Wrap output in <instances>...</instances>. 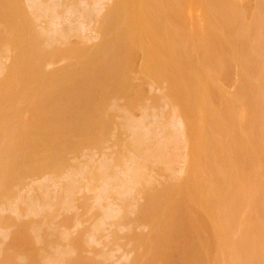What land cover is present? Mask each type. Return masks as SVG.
<instances>
[{"label":"rangeland","instance_id":"obj_1","mask_svg":"<svg viewBox=\"0 0 264 264\" xmlns=\"http://www.w3.org/2000/svg\"><path fill=\"white\" fill-rule=\"evenodd\" d=\"M24 1V3H29V2H27L28 0H23ZM33 1V0H32ZM31 1V2H32ZM42 1H46V3L45 2H43L42 3ZM48 1V2H47ZM52 1H54V0H52ZM52 1L51 0H41V4L43 5V6H45L46 7V5L45 4H47V6L48 5H52V7L54 6V8H55V11H56V14H54L55 13V11H54V13L53 12H49V15H50V18H49V16H47V17H45L46 18V20H45V18H39V17H35V15H34V17H35V19H32L33 17L32 16H30V18H29V15H31L32 14V10L31 9H29L28 7H30V4H35V3H37V0L35 1L34 0V2L35 3H30L29 5H28V11L27 10H25L24 9V12L21 10V13L23 12L24 14L23 15H20V14H18L17 15V17H18V19L20 20V23H21V25H20V27H21V30L23 29V31H20V36L22 37V32H24L25 33V31L26 30H28V28L29 27H31V25H32V29H34L35 30V28H33L34 26H38L36 29H41V27L44 29L43 30V32L45 31V29L47 28V26H48V29H46V31L48 30V31H50L51 29L49 28L50 26L49 25H47L48 24V22H50V21H48V20H51V24H53V22H55L56 20L55 19H58L59 20V22L61 23V18L63 19L64 18V20H62V22L63 23H59V22H55V24H56V26H55V24L54 25H52L51 27H52V30H54V28H53V26L55 27V29L56 28H58L59 29V27L62 29H59V30H54L55 31V39L57 38V34L59 35V34H62L61 36H63V34H64V29H66V31H65V34H64V36L61 38V36L59 35L58 36V40H59V42H57L58 40L56 39V41H55V39H54V41L53 42H50V44L48 43V41H45L47 38V35H45V34H47V32L45 33V34H43V35H45V36H43V38H45V39H43L42 37H40L39 39H38V45L39 44H41L40 42H42L43 40V44L42 45H45V46H40V47H43L45 50L44 51H42L43 52V54L45 55V52H47V56H48V58L47 59H49V57H50V59H51V57H52V60H49V61H52L53 63L55 62V61H57L60 57L61 58H64V60L62 61V60H59L58 62H56V63H52V62H49L48 60H47V62H45V63H43L45 66L46 65H48L49 64V66H46V68H45V66H44V68H43V66H42V68L43 69H45L42 73L43 74H41V72L39 73L40 75H43L42 77H41V79L45 76V74L47 75V76H45V77H52L51 75L53 74V75H55L54 73H56L57 74V72L58 73H60V71L62 72V69L64 70L63 72H66V74H67V72L70 74H68L66 77H64V80L66 79V82L64 81V83H62L61 81L63 80H61L60 82L58 81V82H52L53 84H50L51 83V80H50V78H49V80H48V78H44L45 80H44V82H43V85H42V89L41 90H45V89H47V91H43V93H44V96H42L43 95V93L42 94H40V97H42V98H40V97H37V98H40V99H38L39 101L42 99V108H41V110H46L45 109V106L44 105H46V106H48V101H46L47 100V97L49 96H51L50 98H49V102H51V104H49V106L50 105H53L52 103H54L53 101H58L60 98V101H58L60 104H57L56 103V105H53V106H57V107H54L53 108V110H52V106L51 107H48L47 109H49V108H51V109H49V110H47L48 112H50L51 114L53 113V111L55 110V114H57L58 115V117H61V118H63V117H65V118H63V119H60V121L61 122H57V120H58V118H57V115L55 116L54 115V113L52 114L53 116H55L54 118H55V121H56V123L55 124H57V126H61L62 128L60 129V132H58L56 135H55V133L53 134V133H50L49 135H47L48 137H49V139L50 138H52V137H50L51 136V134H53V136L55 135V136H57L56 138H54L53 140L51 139V141H52V143L54 144V142H55V140H56V144H52L50 141H49V143H51L50 145H51V148L49 147L50 145H48V144H45V145H47L48 147L46 148V147H43L42 146V144L40 143V142H42L43 143V141H45V136H44V140L43 141H40L39 139H37V137L36 138H33V139H36V141H38L39 140V143L38 142H36V141H32L33 143H31V141H29L28 139V135H26V134H29L30 136H31V134H35L37 131H38V127H40V126H35L34 124H36V122H38L37 120H35V122H34V119H36V116H34L35 114L37 115V113H36V110H37V107L39 106V103L40 102H37L38 100H36L35 98L33 99V102H31V100L32 99H30V101H29V104H30V106H27V108L25 107L26 106V101L23 103L24 104V106H22L23 104H21V106L18 104V106H20V107H17L16 105L17 104H15V101H17L18 103H21V102H19V100L21 99H23L24 97H26L27 95H29L30 94V92H31V90H29V89H27L28 88V85H29V81H31V76H33V74H34V70L35 69H33V70H31V68L33 67L32 66V64L33 63H30L31 64V66L32 67H29L28 65H25L24 64V60L20 63L19 62V60H15L14 62L13 61H11V60H13L12 58L13 57H15V55H16V51H17V47H18V42L20 41V39H21V37L19 36V38L17 39V44L15 45L14 43V45L15 46H17L16 48H14L13 46V44H12V42L10 43V42H8V41H10V40H8V38H6V39H4V41H6V43H4L3 45H2V41H3V39H2V41H0V42H2L1 43V45L3 46V47H5V48H2V49H4V50H2V51H5V52H3L4 54H3V56L5 55V53H6V48H8L7 49V53H6V55L8 56H6L5 55V57H3V62L2 63H4V65H5V63L7 64V66H9L10 64L12 65V63H13V69H7V71H6V69L4 68V70H3V68H2V70L4 71L2 74L3 75H1L0 77H5V75L4 74H6V77H5V81L6 80H9V79H7L8 78V76H7V72H9L10 70L11 71H13V70H15V68H19L18 70L16 69V71H21V76H23V73H26L27 74V76H24V79H26V78H28V80H26V82L27 83H25V80H24V83H25V85H24V83H22L23 81V79L22 80H20L19 82H21V86L19 87H17L16 88V91H12V90H6V91H1V94L3 93V98H2V100L0 101V112H4V111H6L7 110V108L8 107H10L11 106V108H10V110L12 109V108H20V109H22V110H20L21 111V113H19L20 114V116L19 117H17L18 115H14V111L16 112L15 114H17V111L16 110H13V114L12 113H10L9 111L7 112V114H9L10 113V115L12 116V115H14L15 116V118H13V117H11V122L13 123L14 122V120H16V122L18 121V123H17V125L16 126H18V124H19V122L21 121V119L20 118H22V117H24V118H26L25 116H26V113L27 112H25L26 110L25 109H27L28 111H30V112H28V119H30L29 117L32 115V117L31 118H33L32 119V122H31V124L29 123V120H28V123L30 124V125H28V123H27V125L28 126H32V124H33V126H34V128H33V126L28 130V129H26L29 133H27L26 132V130H24V128L26 127L27 128V126L26 125H24V122H23V125L25 126L24 128L22 127V129H21V126L19 125L18 126V130H17V127H14V125L15 124H12L13 125V127H14V129H13V127H12V125L10 126V124H8L7 123V121H5V123H7V125H6V127H3L4 125H5V123L4 122H2L3 123V125L1 126V123H0V134L1 135H3L4 134V131L5 132H8V130H9V128H11L12 127V130H14V131H17L18 133L20 132V131H25L24 133H25V135H23L22 134V132H21V136L22 137H25V138H27L26 140L27 141H29V142H27L26 144H22V146L23 147H25V150H26V146H27V149H28V151H29V145L28 144H30V147H32L33 145L32 144H35L34 146H36L37 145V143L38 144H41L40 145V150H39V148H38V146L39 145H37L35 148H33V152H34V154L32 153H30V154H28L27 152L28 151H26L25 152V150H24V152L27 154V155H25V154H23L24 155V159L23 160H25V161H22V160H16V158L17 157H21V156H23V155H21V156H17L16 157V154H14L12 151L14 150H16L15 149V144H21L22 142H19V143H17V142H15V139H16V136L14 137V139H13V141L14 142H12V141H10V139L11 138H13V136L12 137H9V141L7 140V143L10 145L11 143H9V142H12V144L10 145V147H8V145L6 144L5 146V151H2V149L4 148V146H1L0 145V156H1V154H2V156L1 157H4V156H7L6 155V153L8 154V158H6V157H4L5 158V160H7V162H5V163H8L7 165H4V167H3V169H2V167L0 168V176L2 177L1 179H3V181L1 180V182H2V184H5V182H6V179H7V177H9L10 175H11V177H12V179H10V180H14V184H16V186L14 187L13 185V183L11 182V184H13V185H11L12 187H9V188H12L11 190H8V189H4L5 191H3L4 193L6 192V194H8L9 196H8V198L10 199V200H12V202L10 201V204H11V206L9 205L8 206V204H9V201H8V199L4 196H1L0 197V199H2V197L4 198V199H2V200H0V206L3 208H0V210H3V212L2 211H0L1 213H0V228L1 229H3V231L1 232L0 231V235L1 234H3V233H5V232H7L6 233V235H8V236H6V237H8V238H4V237H2V236H0V246H2V247H0V250H1V248H3L0 252V261L1 262H4V263H1V264H5V261H6V264L8 263V264H15L17 261H18V258H19V255H18V257H16L15 258V261H14V259H13V257H15V255H14V253L16 254V252L15 251H13V249L15 250L17 247V250L18 249H21V247H22V249H24L26 252H18V254L20 253V256L22 255V258L24 257V255L26 256L27 255V253H29L28 255H30V258H29V256L27 255L26 257H27V260L26 259H22V260H26L25 262L23 261V263H25V264H44L45 262H47V261H45V256L43 255L44 254V252H48V255H50V256H52L53 254H52V252H54V249L56 250L57 249V247L55 246V244H54V241H57L58 242V244H59V246L61 247L62 245H63V247H62V249L64 248V246H67V245H65V242L67 241V243L66 244H68V247H65V251L64 250H62V252L63 253H60V254H64V252H66L67 251V248L69 249L70 247L69 246H71V247H73V248H75L76 250H72L71 248H70V250H68L69 252L71 251H73V254L72 253H68L67 252V254H71V256L72 257H67L69 260H70V262H67V258H66V255L65 256H63L64 258H62L61 259V261H63V264H82L83 262V264H106V263H109V264H154V263H158L156 260H161L159 263L160 264H164V262H165V264H166V262H168L169 264H177V263H174V262H181L180 260H182L183 259V257H184V255H186L185 253H189L190 254V251L189 252H185V251H188L187 249H188V244H189V246H190V243H187V242H190V240H192V239H194V238H191V235H192V237H193V234H191V233H195V235L197 236H195L196 237V239L197 238H199V241H200V239L202 238L201 236H203L204 238L202 239V240H204L205 238H207L206 237V234H207V236L209 235V236H211L212 234H213V241L212 242H215V246L217 247V249L215 250V247H214V251H216L215 252V254H213V252L211 253V256H212V261H211V264H212V262L214 261L215 262V260H216V257H215V255L217 256V254H218V259H217V261H218V264H253V262H254V264H257V263H259V264H264V225L262 224V222L264 223V215H262V214H264V206H263V208L261 207V205H264V181H262V182H256L255 181V183L254 184H245V177H246V175H247V177L248 176H252L251 175V172H252V174H253V172L255 171V170H259V171H261V169H263L264 168V159H263V157H264V154H262L261 156H259L260 155V152H262L263 153V150L264 149H262L263 147H264V136H263V138L261 137V136H259V137H256L255 135H254V137H253V132H254V127H252V126H255V124H254V121L255 122H260L259 123V126H260V124H261V121L260 120H258L257 119V117H258V113H260L261 111H264V74H263V71H264V45L262 44V43H264V38H263V36H264V34H263V32H264V0H159V2H158V0H122L121 2H120V4H117L118 2H116V0H98L97 1V7L96 6H94V5H96V0H93L94 2H95V4H93V3H91L92 2V0H84L85 1V3H87V4H85V7H86V5H87V8H84V4H82L81 2L83 1H81L80 0V3H79V0H78V2H77V0H57V1H59V4L62 2V4H65L64 6H65V8L66 9H64V8H62V4H61V8H59V6L60 5H58V3H57V1L55 2L54 1V3H55V5L58 7H56L53 3H52ZM109 1V2H108ZM137 1H139L138 2V5H137ZM173 1V2H172ZM192 1V3H190ZM39 2V1H38ZM72 2V3H71ZM116 2V3H115ZM147 2H148V4H147ZM262 2V3H261ZM7 3V2H6ZM5 3V5H10V2H9V0H8V3L6 4ZM50 3V4H49ZM74 3H78L80 6L78 7L77 6V4L75 5L76 7H72V4L74 5ZM106 3V4H105ZM188 3V4H187ZM27 4L26 5H24V4H22V5H24V6H27ZM38 4V3H37ZM69 4V5H68ZM90 4H92L94 7H95V9H94V7L92 6V5H90ZM128 4V5H127ZM135 4H136V6H135ZM4 5V6H5ZM39 5H40V3H39ZM115 5L116 6H119V7H115ZM127 5V6H126ZM178 5V6H177ZM187 5H189V6H187ZM191 5H193L192 6V9L191 10H188V8L190 7L191 8ZM66 6H68V7H66ZM70 6L73 8L72 10L70 9ZM92 8V10L90 9V7ZM112 6V7H111ZM132 6V8L129 10L128 9V7H131ZM157 6V7H156ZM8 7V6H7ZM138 8V10H137V8ZM5 8H6V6H5ZM9 8V7H8ZM26 8V7H25ZM26 8V9H27ZM53 8V9H54ZM76 8H77V10H76ZM82 8H83V10H82ZM89 8V9H88ZM140 8H141V10L142 11H140ZM86 9V10H85ZM102 9V10H101ZM7 10V9H6ZM31 10V14H29L30 11ZM78 10H79V12L81 11V13L82 12H84V13H82V14H80L81 15V17H80V15H79V13H78ZM85 10V11H84ZM91 10V11H90ZM96 10H101V11H97V13H98V15L97 14H95V19L93 18L92 19V17L94 16V14H92V13H90V12H94V13H96ZM113 10V12L111 13V11ZM116 10V11H115ZM129 10V11H128ZM135 10V12H137L138 14V16H136V15H134V13H133V11ZM208 10V11H207ZM257 12H256V11ZM28 12V14H27V12ZM70 12L69 14L68 13H66V12ZM77 13H76V12ZM89 13H88V12ZM145 12V15H143L144 14V12ZM188 11H189V13H188ZM191 11V12H190ZM63 12V13H62ZM127 12H129V13H127ZM140 12V13H139ZM207 12V13H206ZM50 13H53V14H50ZM66 13V14H65ZM85 13H88V14H86L85 15ZM204 13H205V15H204ZM211 14V15H209V14ZM213 13V14H212ZM221 13H223V14H221ZM6 14V13H5ZM8 14V13H7ZM10 14V13H9ZM8 14V15H9ZM35 14V13H34ZM57 14H60L62 17L59 19V17H60V15H59V17H58V15ZM66 15V16H64V15ZM74 14H75V16H74ZM79 15V18H77V16ZM85 15L84 17L82 16V15ZM113 16V18H111L112 20L110 21L111 23H112V21L115 19V17L116 16H119V15H121V16H125V15H127V14H129V16L130 17H132V19H135L134 17H137L140 21H141V23L144 25V29H145V31L147 30V32H148V34H146L145 33V31L144 30H142V31H140V32H138V35L140 36H142V38H146L145 39V50H147V52H146V55H148V56H151L150 58H152L153 60H154V64L152 63L151 65H149L148 66V71L151 69V70H153L152 68H155V73H158L157 74V76H155V77H158V76H160V77H158V78H160V80H157V81H155L156 82V84H155V82H153L154 80H155V77H153L152 75H149V76H152V78H154V80L153 81H148V80H145V78L146 79H149L150 77L148 76V74H145L144 76L145 77H142L143 75V72H142V74H141V71H142V66L140 65L141 64V61H140V59L142 58V57H140L141 56V52L139 53L138 52V49L137 50H135V47H133L134 45H133V43L131 44L130 43V41H129V36H130V34L129 33H127L126 34V32L124 31V33H123V29H124V27H120L119 25H115L114 27H115V29L117 28V30H116V35H114V39L112 40V42L110 43V45H109V48L111 47V49H107L104 53H102L100 56H99V58L98 59H95V60H91L89 57H88V55H89V53H90V51H91V49L93 50L94 48H92V46L94 47V45H99V44H101V41H102V37H103V33H104V30L106 29V27L110 24V22L109 21H107L106 22V20H107V18L110 16ZM136 14V13H135ZM189 14V15H188ZM27 15V16H26ZM52 15V16H51ZM53 15L55 16L53 19H52V17H53ZM69 15V16H68ZM89 15H91V16H89ZM97 15V16H96ZM101 15V16H100ZM105 15V17H103ZM180 15V16H179ZM191 15V16H190ZM19 16H22V17H19ZM56 16H57V18H56ZM64 16V17H63ZM70 16H72V17H70ZM205 16H207V17H205ZM260 16V17H259ZM0 17H2V16H0ZM3 17H5V15L3 16ZM3 17H2V19H3ZM8 17V16H7ZM32 17V18H31ZM72 18L71 20H70V18ZM88 19V18H90L89 20H90V23H88L85 19L86 18ZM102 17L104 18V22H101V21H103V20H101L102 19ZM260 18V19H257V18ZM263 17V18H262ZM21 18L22 19H24L25 20V22H24V20H22L21 21ZM37 18V19H36ZM70 20H68V19ZM83 18H84V20H83ZM1 19V20H2ZM4 19H6V18H4ZM8 19V18H7ZM17 19V20H18ZM32 19V20H31ZM38 19H40V20H38ZM76 19V20H75ZM79 19V20H78ZM81 19V20H80ZM92 19V20H91ZM109 20H110V17L108 18ZM151 19V20H150ZM219 19V20H218ZM256 19V20H255ZM0 20V21H1ZM15 21L16 23H18L19 22V20L18 21ZM33 20H35V21H33ZM39 21V23L37 22V21ZM52 20H54V21H52ZM57 20V21H58ZM68 20V21H67ZM73 20H75L74 22H73ZM93 20H95V21H93ZM259 20H260V22H259ZM7 20H5L4 22H6ZM30 21V22H29ZM41 21V22H40ZM72 21V22H71ZM78 21V22H77ZM79 21L81 22H84V23H79ZM91 21H93V22H91ZM208 21V22H207ZM241 21V22H240ZM4 22H2V25H0V30H2V29H5V28H1V26H4L5 24H7V23H5L4 25H3V23ZM24 22V23H23ZM44 22H46V25H45V23ZM67 22H69V23H67ZM95 22H96V24H95ZM101 22V23H100ZM106 22V24L109 22V24H107V26H105V23ZM134 22V21H133ZM155 22V23H154ZM185 22V23H184ZM208 23V24H206V23ZM241 24H240V23ZM243 22V23H242ZM254 22V23H253ZM256 22H258L257 24H260V26L259 25H257L256 24ZM19 23V24H20ZM36 23V24H35ZM42 23V24H41ZM67 23V24H66ZM72 23V24H71ZM73 23L75 24V26H71V25H73ZM79 23V24H78ZM87 23L89 24V25H87ZM209 23H211L210 25H212V24H214V25H218V27H214V25L212 26V28H211V26L209 27ZM23 24H25V25H23ZM35 24V25H34ZM63 24H64V27L66 26V28H64L63 27ZM76 24H78V26L76 25ZM96 26H95V25ZM100 24V25H99ZM104 24V25H103ZM134 24H136V21H135V23ZM240 24V25H239ZM252 24H255V25H252ZM23 25V26H22ZM30 25V26H29ZM44 25H45V27L46 28H44ZM79 25H81V27L84 29V32H83V36H81L82 35V33L80 34V32L83 30ZM158 25V26H157ZM226 25V26H225ZM67 26H69V27H67ZM95 26V28H93ZM187 26V27H186ZM197 26L199 27V28H197ZM242 28H241V27ZM5 27V26H4ZM23 27H25V29L23 28ZM28 27V28H27ZM74 27V28H73ZM81 28V30H80V28ZM85 27H87L86 29H85ZM184 27V28H183ZM240 28V30H239V28ZM64 28V29H63ZM70 28V29H69ZM78 28H79V30H78ZM197 28V29H196ZM256 28V29H255ZM89 29V30H88ZM104 29V30H103ZM230 29V30H229ZM238 29V30H237ZM6 30H7V27H6ZM31 30V29H30ZM37 31V32H41V30L40 31ZM69 30H73L72 32L71 31H69ZM78 30V31H77ZM199 30V31H198ZM229 30V31H228ZM241 30H242V32H241ZM258 30V31H257ZM5 31V30H4ZM4 31L2 32L3 33V35H4ZM60 31H62L61 33H60ZM95 31H96V33H95ZM143 31H144V33H143ZM165 31H166V33H165ZM202 31H203V33H202ZM224 31H228L227 33L230 35H234L233 36V38L232 37H230V38H228V36L229 35H227V33L226 32H224ZM239 31H240V34L241 35H239ZM256 31V32H255ZM1 32V31H0ZM27 32H29V30L27 31ZM32 32V31H31ZM30 32V33H31ZM68 32H70V33H68ZM75 32V33H74ZM76 32H78L79 33V35H78V33L76 34ZM162 32V33H161ZM223 32H224V34H223ZM231 32V33H230ZM233 32V33H232ZM251 32H253V33H251ZM2 33L0 34L1 36H2ZM22 33V34H21ZM51 33V32H50ZM49 32H48V34H50ZM52 33V34H53ZM97 33H98V35H99V37H97L96 38V36H97ZM234 33H237L236 35L234 34ZM255 33V34H254ZM260 33V35H258ZM69 34H72L70 37L72 38V39H74V40H70L69 41V39H70V37L68 36ZM96 34V35H95ZM100 34H102L101 36H100ZM162 34V35H161ZM243 34V35H242ZM6 36H7V33L5 34ZM27 34H25V36H26ZM30 35V34H29ZM65 35H67V36H65ZM73 35H75V37L73 36ZM84 35H85V38H83L84 37ZM144 35V36H143ZM230 35V36H231ZM253 35H254V37H253ZM263 35V36H262ZM24 35H23V37H25ZM28 36V35H27ZM79 36H81V37H79ZM204 36V37H203ZM226 36V37H225ZM239 36L240 38L242 37V39L240 40V41H238L239 43L242 41L243 42V44L242 45H240L242 48H243V45H244V48L242 49V48H240L239 49V51H240V53H239V51H237L238 50V47H237V49L236 48H234L236 45H233V41H235V40H238V38L237 37ZM257 36V37H256ZM4 37V36H3ZM8 37V36H7ZM68 37V38H67ZM101 37V38H100ZM125 37V38H124ZM220 37V38H219ZM223 37H225L226 39H224ZM248 37H250L249 39L250 40H252V38H253V41H249V39H248ZM0 38H2V37H0ZM25 38H27V37H25ZM59 38H61V39H59ZM64 38H66L65 40H64ZM80 38L83 40V42H81L82 40H80ZM99 38V39H98ZM162 38V39H161ZM232 38V39H231ZM235 38V39H234ZM244 38V39H243ZM258 38H259V40H258ZM43 39V40H42ZM78 39H79V41H78ZM127 39V40H126ZM231 39V40H230ZM234 39V40H233ZM256 39H257V41H256ZM61 40H63V42L61 41ZM149 40V41H148ZM260 40H261V42H260ZM74 41V42H73ZM76 41H77V43H76ZM198 41V42H197ZM44 42H46V43H44ZM62 42V44L63 45H65V43H66V50H65V47H63V45L61 44L60 45V43ZM71 42H72V44H71ZM80 42H81V45H80ZM127 42V43H126ZM129 42V43H128ZM148 42V43H147ZM203 42V43H202ZM237 41H235V43H236ZM247 42V43H246ZM251 42H252V44H251ZM256 42H258L257 44H259L258 46H256L257 44H256ZM7 43H9L8 45H10L9 47H6L5 45H7ZM16 43V42H15ZM48 43V44H47ZM54 43H56V44H54ZM71 44V45H69V44ZM125 43V44H124ZM238 43V44H239ZM254 43V44H253ZM54 44V45H53ZM68 44V45H67ZM75 44H76V46H75ZM80 46H79V45ZM148 44V45H147ZM195 44H196V46H195ZM198 44V45H197ZM7 45V46H8ZM49 45H52V46H49ZM78 45V46H77ZM85 45V46H84ZM112 45V46H111ZM121 45V46H120ZM133 45V46H132ZM164 45H166V46H164ZM232 45V46H231ZM255 45V46H254ZM55 46V47H54ZM59 46V47H58ZM84 46V47H83ZM91 46V47H90ZM95 46V47H96ZM128 46V47H127ZM199 46V47H198ZM202 46H203V48H202ZM231 46V47H230ZM250 46H252V47H254V48H252V47H250ZM262 47V49H261V47ZM13 48V50L14 49H16L14 52H13V50H11L12 48ZM53 47V48H52ZM61 47H63V49L61 48ZM71 47V48H70ZM80 47V48H79ZM125 47V48H124ZM130 47V48H129ZM133 47V48H132ZM164 47V48H163ZM250 47V48H249ZM9 48H10V50H9ZM37 48L39 49V46H37ZM42 48V49H43ZM55 48H57L58 50H56L55 51ZM67 48H68V50H67ZM76 48V49H75ZM81 48H82V50H81ZM85 48V49H84ZM118 48H119V50H118ZM201 48V49H200ZM41 49V48H40ZM51 49V50H50ZM84 49V50H83ZM131 49H133V52H132V50ZM233 49V50H232ZM8 50L10 51V53H8ZM47 50V51H46ZM50 50V51H49ZM59 50H61V51H59ZM62 50H65L66 52H68V53H70V52H72V54H70L71 55V60H67V63H66V58L68 59V57H69V54L68 53H66V52H64V51H62ZM89 51V53H88V51ZM122 50H124V51H122ZM192 50V51H191ZM205 52H204V51ZM230 50V51H229ZM238 52V54L236 53V51ZM245 50V51H244ZM40 51V50H39ZM57 51H59L58 53H55V52H57ZM119 51V52H118ZM129 51H131V53H133V54H135V52L137 53V54H135L136 56H137V58L135 57L134 58V66H133V64L132 63H130L129 62V60L127 61L128 62V64H130V65H128L127 63H126V61H125V59H127V57L129 56ZM234 51V52H233ZM38 51H35V54L37 53ZM52 52H54V53H52ZM85 52H87L86 54H84ZM92 52V51H91ZM122 52H123V54H122ZM258 52H260V53H258ZM11 53H13V54H11ZM15 53V54H14ZM41 53V52H40ZM60 53V54H59ZM126 53H127V55L128 56H126ZM148 53V54H147ZM159 53V54H158ZM242 53V54H241ZM32 55V56H36V55ZM54 54V55H53ZM76 54V55H75ZM80 54H81V56H82V54H84V57L82 58H80ZM88 54V55H87ZM156 54V55H155ZM9 55H11V56H9ZM13 55V56H12ZM44 55H42V56H44ZM53 55V56H52ZM57 55V56H56ZM67 55H68V57H67ZM75 55V56H74ZM160 55V56H159ZM171 55V56H170ZM204 55V56H203ZM239 55H242V56H240V57H236V56H239ZM258 55V56H257ZM54 56H55V58H54ZM62 56H65V57H62ZM126 56V57H125ZM170 56V57H169ZM257 56V57H256ZM37 57V56H36ZM46 57V56H45ZM58 57V58H57ZM75 57H76V59H75ZM78 57V58H77ZM121 58V59H119V58ZM125 57V58H124ZM191 57V58H190ZM207 57V58H206ZM210 57V58H209ZM254 57V58H253ZM16 58V57H15ZM44 58V57H43ZM57 58V59H56ZM74 58V59H73ZM87 58H89L88 60H87V62H90V63H85L86 62V59ZM139 58V59H138ZM169 58V59H168ZM213 58V59H212ZM216 58V59H215ZM223 58V59H222ZM6 59V60H5ZM8 59V60H7ZM9 59H11V60H9ZM31 59V58H30ZM30 59H28V60H30ZM33 59H34V57H33ZM72 59H73V61H72ZM79 59V61H77ZM81 59H83L85 62V64L84 63H82L81 61H83V60H81ZM131 59H132V56H131ZM158 59V60H157ZM26 61H27V59H25ZM39 60V59H38ZM91 60V61H90ZM166 60V61H165ZM172 60V61H171ZM190 60V61H189ZM212 62H211V61ZM6 61V62H5ZM18 61V62H17ZM34 61H36L35 59H34ZM44 61H45V59H44ZM61 61V62H60ZM70 61V62H69ZM124 61V62H123ZM163 63H162V62ZM180 63H179V62ZM183 61V62H182ZM189 61V62H188ZM242 61V62H241ZM16 62V63H15ZM29 62H31V61H29ZM40 62V61H39ZM42 62V61H41ZM64 62L66 63V64H64ZM82 64H81V63ZM139 62V63H138ZM170 62V63H169ZM191 62V63H190ZM204 62H205V68H201V67H204ZM37 63H38V61H37ZM51 63V64H50ZM75 63V64H74ZM78 63V64H77ZM80 63V64H79ZM112 63V64H111ZM135 63H137V66H136V64ZM161 63V64H160ZM194 63V64H193ZM198 63H199V65H198ZM15 64V65H14ZM20 64L21 65H23V67H20ZM42 64V63H41ZM40 64V65H41ZM42 64V65H43ZM53 64V65H52ZM67 64H68V66H67ZM71 64H73L72 66H71ZM97 64V65H96ZM120 64H122L121 66H119ZM127 64V65H126ZM132 64V65H131ZM168 64V65H167ZM197 64V65H196ZM201 64L203 65V66H201ZM234 64H235V67H234ZM238 64V65H237ZM262 64V65H261ZM38 65V64H37ZM37 65H36V67H37ZM63 65V66H62ZM67 66V68H66V66ZM75 65V66H74ZM82 65V66H81ZM118 65V66H117ZM126 65V67H124ZM171 65V66H170ZM187 65V66H186ZM195 65V66H194ZM209 65H212V66H209ZM216 67V68H214V66ZM237 65V66H236ZM6 66V65H5ZM6 66V67H7ZM15 66V67H14ZM26 66H28V67H26ZM112 66V67H111ZM130 66H132V67H130ZM139 66H140V68H139ZM174 66H175V68H174ZM197 66V67H196ZM211 67V68H209V67ZM4 67V66H3ZM10 67V66H9ZM41 67V66H40ZM39 67V68H40ZM61 67H62V69H61ZM83 67V69H80V68H82ZM109 67V68H108ZM115 67H116V69L118 70V67H119V69L121 70L122 69V71L120 72V70H116L115 69ZM130 67V68H129ZM138 67V68H137ZM169 67V68H168ZM191 67H193V68H191ZM200 67V68H199ZM232 67V68H231ZM260 67V68H259ZM262 67V68H261ZM12 68V67H11ZM22 68V69H21ZM23 68H24V72L22 73V71H23ZM35 68V67H34ZM41 68V69H42ZM123 68H125V69H127V73H125L124 74V72H126L125 71V69H123ZM134 68H137V69H135L134 70ZM178 68V69H177ZM186 68V69H185ZM25 69H26V72H25ZM30 69V70H29ZM37 69V68H36ZM60 71H59V70ZM112 69V70H111ZM132 70V72H133V70H134V72H135V74H133V76H134V78L136 77H138L137 78V80H136V78L134 79V81H133V79H132V77L133 76H131V74H132V72L130 73V75H128L129 74V71L128 70ZM169 69V70H168ZM205 69V70H204ZM207 69H208V71H207ZM212 69V70H211ZM237 69V70H236ZM54 70H55V72H54ZM58 70V71H57ZM69 70V71H68ZM110 70V71H109ZM124 70V71H123ZM130 70V71H131ZM137 70V71H136ZM141 70V71H140ZM185 70V71H184ZM216 70V71H215ZM220 70V71H219ZM239 70V71H238ZM245 70H247V72L245 71ZM40 71V70H39ZM50 71V72H49ZM116 71H117V74L118 75H116ZM212 71V72H211ZM243 71L245 72V74H243ZM262 71V72H261ZM31 72V73H30ZM37 72V71H36ZM52 72H54V73H52ZM78 72V74H76V73ZM110 72V73H109ZM180 74H179V73ZM182 72V73H181ZM191 72V73H190ZM194 72V73H193ZM215 72V73H214ZM29 73H30V75H29ZM45 73V74H44ZM120 73H123V75L122 74H120ZM183 73H184V75H183ZM187 73V74H186ZM214 73V74H213ZM223 73V74H222ZM20 74H19V76H20ZM115 74V75H114ZM127 74V75H126ZM187 76H186V75ZM194 74V75H193ZM199 74V75H198ZM232 76H231V75ZM261 74H262V76H261ZM29 75V76H28ZM110 75H111V77H110ZM122 75V76H121ZM141 75V77H139ZM176 75V76H175ZM209 75H210V77H209ZM240 75V76H239ZM115 76H117V77H115ZM125 76V77H124ZM126 76H129V77H131V81H130V79H128ZM180 76L182 77V78H180ZM216 76H218V78L216 79ZM108 77V78H107ZM114 77H115V79H114ZM126 79L127 78V86L129 85V83H130V85L131 86H129V87H127V89L128 90H125V92L126 93H123V92H117V90H114V88H115V86H116V88L115 89H120V87H122L123 86V82L124 83H126V81H123L124 79ZM148 77V78H147ZM179 77V78H178ZM224 77V78H223ZM230 77V78H229ZM20 79H21V77H19ZM23 78V77H22ZM68 78H70V79H68ZM111 78H113V79H111ZM140 78H141V80H140ZM157 78V79H158ZM190 78H191V80H190ZM215 78V79H214ZM30 79V80H29ZM79 79V80H78ZM151 79V78H150ZM182 79V80H181ZM212 79V80H211ZM218 79H220V80H218ZM224 79V80H223ZM49 81V84H48V82L47 81ZM68 80V81H67ZM104 80V81H103ZM109 82H108V81ZM111 80V81H110ZM121 80V81H120ZM138 80H140L139 82H135V81H138ZM143 80V81H142ZM187 80H188V82H187ZM190 80V81H189ZM217 80V81H216ZM84 83H83V82ZM116 81V82H115ZM120 81V82H119ZM142 81V82H141ZM146 83H145V82ZM165 81V82H164ZM201 81V82H200ZM9 81H7L6 83H7V85H9L10 84V82L8 83ZM45 82H47V84L45 83ZM73 82H75V84L73 83ZM76 82H78V84L76 83ZM136 83V85L138 86H136L135 85V83ZM154 83V84H152V83ZM218 82V83H217ZM246 84H245V83ZM46 85H48V86H46ZM60 83V84H59ZM66 83V84H65ZM108 83H110V84H108ZM118 83H121L122 84V86L119 84V86L117 85ZM132 83H134V88H135V91H137V92H135V93H137V94H135L134 96H133V91H131L130 90V87H131V89L133 90L134 88H132L133 87V84ZM139 83V84H138ZM141 83H144L143 85L141 84ZM150 83L152 84V86L150 85ZM163 83H164V85H163ZM182 83V84H181ZM186 83V84H185ZM192 83V84H191ZM23 84V85H22ZM59 84V85H58ZM74 84V85H73ZM108 84V85H107ZM113 84L115 85V86H113ZM146 84H148L147 85V87L145 86ZM160 84V85H159ZM174 84V85H173ZM184 84V85H183ZM191 84V85H190ZM217 84V85H216ZM19 85V84H18ZM61 85L63 86L62 88H61ZM78 85V86H77ZM143 86V88H144V86L146 87V88H148V89H150L151 91L148 93V89H146V88H144V89H146V90H142L141 88H142V86ZM198 85H199V87H198ZM209 85V86H208ZM218 85H221V86H218ZM58 86V87H57ZM67 86V87H66ZM111 86V87H110ZM139 86H141V88L139 87ZM149 86V87H148ZM151 86V87H150ZM157 86V87H156ZM171 86V87H170ZM246 86V87H245ZM56 87V88H55ZM75 87V88H74ZM81 87V88H80ZM112 87H114V88H112ZM125 87V86H124ZM153 87H155V88H153ZM175 87V88H174ZM201 87V88H200ZM211 89H210V88ZM229 87V88H228ZM247 87H248V89H247ZM252 87H256V88H252ZM18 88H20V89H18ZM48 88H49V91H48ZM59 88V89H58ZM91 88V89H90ZM105 88V89H104ZM107 88V89H106ZM184 88V89H183ZM198 88V89H197ZM200 88V89H199ZM50 89H51V91H50ZM53 89V90H52ZM109 89L110 90H113L114 92L116 91L117 92V97L118 96H120V101L121 102H125V100H127L126 101V103H121L123 106H124V108H125V110H126V108H128L127 109V112L129 113V111H130V113H132L131 114V116L132 115H134V116H132V117H136V119H138V117L140 116L139 114L140 113H142L143 111H141V112H139V110L141 109V108H144V109H147V111L146 110H144V112L146 113H142L144 116L145 115H147V112H148V115L150 114V112H151V114L149 115V116H151L150 118V120H149V122L147 121V123H149V125L151 126V125H154L152 122H150L151 120H154V123H158V122H160L159 124L161 125L160 127H158L157 126V123L154 125V126H156L159 130H157L156 128V130H157V132L158 131H160V128L163 126V127H165V123L167 122V119H169V121L171 122V125L170 124H168V125H170V126H172V125H174V123H175V121H176V123H175V129H176V134L178 133V134H180V135H176V137L178 138H176V141H174L173 143H171V147L173 148V150H170V154H169V156L171 157H168V156H165L166 154H163V153H165V151L162 153V150H165L164 148H166V150H167V146H166V144H167V142L169 141V140H172V138H173V136H172V138L171 139H167L166 137H165V139H167V142H164V141H166V140H164L163 142H162V140H161V142L164 144V146H163V148H161L159 145H161V144H159V142H158V140L160 139V138H162V137H164V134H165V132L167 133L168 131V134H166V135H169V133H170V129L168 128V127H165V129H163V132L162 131H160L161 133H160V135L162 136H160V138H159V132L157 133V137H158V140H156L155 138H153V136H152V139L154 140L155 139V142H158V144L157 145H155V146H153L155 143L152 141V139L150 138L151 136L150 135H148V134H146V135H148V136H150V137H146L148 140H147V143L149 142H151L150 143V146H151V144H152V147L153 148H158V151H157V153H159L160 154V156L162 157L161 159L162 160H158L157 161V159H159V158H157V159H155V157H153V159H155L154 161L152 160L151 161V164H152V168L153 169H155V170H153L151 167H150V162H149V167L150 168H148V167H146L147 168V173H145L144 171H146V169L144 170V171H140V172H144L145 174H150L151 173V171H153V174H154V180H155V182L153 181L152 182V180H151V184L149 185V186H147V181L148 180H146V179H144V178H140L143 174L142 173H139V170H141V168L138 166L137 167V170H138V174H137V176H139V177H135V178H137V181H138V178H140L142 181H143V179L145 180V182L143 181H141L140 179V181H139V183H140V187L138 186V184H137V188H135V191L138 193V192H140L139 194H140V196L139 197H141L140 199H138L137 200V197H135V191H132L131 193H130V191H131V189H128V187H130V185H132L131 183H133V181L130 179L129 180V177L127 176L128 174H127V172L125 173V171H122V170H124V169H128V168H125L124 166H128L129 167V165L128 164H132V162H130V163H126L128 160L126 159V156H125V154H127L128 155V153H129V151H131V154L132 155H134V153H135V155H137L136 154V152H138V151H136V152H133V148H131V146H128V143H132L133 141H131V137L133 136V135H131V134H135V132L136 131H134V132H132L133 131V129H134V126L135 125H137L138 123H134V122H136V119H135V121L133 120V118H132V122H131V120H129V119H131V117L129 116L130 114H128V115H125V117H127V116H129L130 118H127L128 120V122L130 123V124H128L127 123V121H125L126 122V124H128L130 127H131V125L133 126V124H135L134 126H133V128H132V131H131V128L130 129H127L126 127L128 126H126V124L124 125V126H126L125 128L128 130V131H126L125 130V128H123V130H119V129H122L121 127H123V123H125V122H123L124 120L123 119H125V118H122V120L123 121H121V120H117L116 119V117L117 116H119L118 117V119H120L121 118V116L120 115H122V114H124L122 111L124 110V109H121V108H119L120 109V111H119V109L117 110L118 112V114L116 113V112H113V111H116V107L115 108H113V107H111V108H113L114 110H112V109H110L109 108V110L107 109L108 107H107V105L106 104H111L110 106H112V105H116V103H117V101H113V102H116L115 104H112L113 102H112V100H111V96H112V94L113 95H115L114 93H113V91H110L109 92ZM141 89V90H140ZM181 89V90H180ZM191 89V90H190ZM15 90V89H14ZM67 90V91H66ZM68 90H69V92H68ZM71 90H72V92H71ZM91 90H92V93H91ZM102 90H104V91H107V92H109L108 94H106V92H104V91H102ZM121 91H122V88L120 89ZM124 90V89H123ZM130 90V91H129ZM165 90V91H164ZM178 90V91H177ZM190 90V91H189ZM229 90V91H228ZM250 90H251V93H250ZM23 91V92H22ZM54 91V92H53ZM65 91L67 92V95H66V97L64 98V93H65ZM88 91V92H87ZM141 91H143V94H145L144 96L142 95V93H140ZM145 91H147L146 93H144ZM168 93H167V92ZM180 91V92H179ZM182 91V92H181ZM202 91H204V92H202ZM242 91V92H241ZM9 92V93H8ZM12 92V93H11ZM57 92V93H56ZM63 92V93H62ZM131 92V93H130ZM212 92V93H211ZM23 93V94H22ZM25 93V94H24ZM40 93V92H39ZM52 93V94H51ZM73 93V95H71ZM128 93V94H127ZM165 94L166 93V95L167 94H170L169 96L170 97H172V98H170V97H167V99H166V96L164 97V99L163 100H165V102H167V101H170V100H168V99H172L173 100V102H176V103H172V102H168L167 104L165 103V105H167L166 106V109H164L163 107H162V109H161V111H159L158 110V108H160L161 107V103H159V100H160V102H161V98H162V95L163 94ZM182 93V94H181ZM193 94V96H192V94ZM242 93V94H241ZM9 94V95H8ZM95 94V95H94ZM123 94V95H122ZM124 94H127V95H125L124 96ZM129 94H132V96H133V98H132V96L130 97L129 96ZM140 94V95H139ZM150 94V95H149ZM176 94V95H175ZM214 94V95H213ZM217 94H218V96H217ZM255 95V97H256V95L258 96L259 95V97H254L253 95ZM93 95V96H92ZM97 95V96H96ZM138 95V96H137ZM158 95V96H157ZM179 95V96H178ZM186 97H185V96ZM203 95H206V98L204 99V97L205 96H203ZM235 95V96H234ZM251 95L253 96V99L252 100H250L251 99ZM6 96H7V98H6ZM72 96H74V97H72ZM76 96H77V98H76ZM129 96V97H128ZM143 96V97H142ZM168 96V95H167ZM175 96V97H174ZM218 99V100H220V101H217V103H216V98ZM11 97V98H10ZM15 97H17L16 99H15ZM46 97V98H45ZM60 97V98H59ZM79 97V98H78ZM105 97H106V100H105ZM110 97V100H111V102L112 103H110L108 100L109 99H107V98H109ZM121 97H122V99L124 100H122L121 99ZM125 97V98H124ZM126 97H127V99H126ZM138 97H139V99H138ZM140 97H142V98H144V99H142V98H140ZM150 97V98H149ZM177 97V98H176ZM195 97H196V99H195ZM250 99H249V98ZM20 98V99H19ZM45 98V99H44ZM63 98H64V102H63ZM71 98V99H70ZM112 98H114V96H112ZM119 98V97H118ZM128 98H129V100L130 101H128ZM131 98V99H130ZM160 98V99H159ZM185 98V99H184ZM189 98V99H188ZM210 98H211V100H210ZM254 98H255V100H257V101H255L254 100ZM258 98V99H257ZM14 99H15V101H14ZM91 99V100H90ZM115 99V98H114ZM136 99H138L137 101H135ZM175 99V100H174ZM223 99V100H222ZM240 99H242L243 101H241ZM247 99H249V100H247ZM36 100V101H35ZM61 100H62V102H61ZM78 102H77V101ZM88 102H87V101ZM115 100H117V98L115 99ZM141 100H142V102H144L145 104V107H144V105H143V107L140 105V102H141ZM147 102H146V101ZM162 100V102H164ZM171 100V101H172ZM206 100H207V103H206ZM214 100V101H213ZM222 100V101H221ZM229 100H231L230 101V103H229ZM233 100V101H232ZM236 100V101H235ZM9 101V102H8ZM13 101V102H12ZM44 101H46V102H44ZM66 101H68V102H66ZM81 101V102H80ZM85 103H84V102ZM105 101V102H104ZM119 101V100H118ZM179 101V102H178ZM190 102V104H189V102ZM200 103H199V102ZM209 101V102H208ZM245 101V102H244ZM253 101L254 102H256V103H254V104H251V103H253ZM16 102V103H17ZM31 102V103H30ZM70 102V103H69ZM74 102H76V103H74ZM141 102V103H142ZM177 102H178V104H177ZM212 102V106H211V103ZM216 104H214V103ZM218 102H219V104L221 105H219L218 104ZM229 104H228V103ZM248 102V103H247ZM259 102V103H258ZM262 104H261V103ZM7 105H6V104ZM11 103H13L14 105H15V107L14 106H12L13 104H11ZM33 103H38V104H36V105H33ZM44 103H46V104H44ZM70 104V105H68V104ZM78 103V104H77ZM136 103H139V105L141 106L140 107V109H139V107H135L137 104ZM173 104V105H175V104H177L176 106H178V108H176L175 107V109H173L174 107L171 105L170 106V104ZM180 103H182V105L180 104ZM224 103V104H223ZM242 105H241V104ZM246 104V106H245V104ZM4 104V105H3ZM143 104V103H142ZM159 104H160V106H159ZM187 106H185V105ZM232 104H233V106H234V108H233V106H232ZM244 104V105H243ZM249 104V105H248ZM63 105H64V107H63ZM76 105V106H75ZM77 105H78V108H77ZM117 105H120V102H118L117 103ZM135 105V106H134ZM179 105H180V107H179ZM213 105H214V107H213ZM228 105V107H226ZM232 107H231V106ZM235 105H238V107H239V109H238V107L237 108H235ZM240 105V106H239ZM255 105H257V106H255ZM258 105H260V107L258 106ZM70 106V107H69ZM163 106H164V104H163ZM195 106V107H194ZM206 108H205V107ZM216 106H219V107H216ZM241 106H243L244 107V109H245V112L247 113V111L249 112V113H247V118L246 119H248V115L251 117H249V119H252V123L254 124H252L251 123V127H252V129H253V132L251 131L252 129H251V127H250V129H248L247 130V135H249V130L252 132H250V134L251 135H249V136H247V139H249V137L250 138H253V139H251V141H249L248 140V144H246L247 146L249 145V142H254L255 141V143H256V146L255 147H257V148H255L254 149V146H253V151L254 152H252L251 153V149H250V147H249V149H247L246 150V148H243L242 146H237V145H239V143L236 141L237 140V138H238V136H239V133H241L239 130H241V128H242V126L241 125H243L244 124V122H242L243 120H244V118H243V116L245 115L244 113H242V109H243V107H241ZM68 109H67V108ZM86 107H88L87 109H86ZM117 107H119V106H117ZM135 107V108H134ZM171 107H173L172 109H170ZM182 107V109H180ZM230 107V108H229ZM246 107V108H245ZM257 107V108H256ZM40 108L38 109V111H40ZM44 108V109H43ZM55 108H57V111H56V109ZM59 108V109H58ZM63 108H65V109H63ZM70 108V109H69ZM134 108V109H133ZM151 108H152V111H153V109H156L157 110V113L159 114L160 112H161V119H160V117L156 114V111H154L153 113H152V111H151ZM184 108L185 109H187V110H185V111H189L190 110V108H191V112L189 111L188 113L191 115V117L188 115V113H186V116L185 117H187V115H188V117H190V119L188 120V124L192 127L191 129L193 130V128L195 129V131H192L193 133H194V135H192V136H190V134L188 133V125H187V123H186V118H185V123H184V121L182 120V115H181V112L179 111V110H184ZM218 108V109H217ZM233 108V109H232ZM256 108V109H255ZM6 109V110H5ZM30 109V110H29ZM62 109H63V111H62ZM72 109V110H71ZM136 109V110H135ZM139 109V110H138ZM176 109H178V113L175 111L174 112V114H172L171 116H174V117H171L172 119H170V118H168V117H170L169 115H170V110L171 111H174V110H176ZM194 109V110H193ZM207 109V110H206ZM222 109V112L220 111ZM230 110V112H229V110ZM248 109V110H247ZM4 110V111H3ZM25 110V111H24ZM32 110V111H31ZM64 110H65V112H64ZM142 110V109H141ZM164 110V111H163ZM227 110V111H226ZM239 110V111H238ZM241 110V111H240ZM247 110V111H246ZM259 110V111H258ZM59 111V112H58ZM108 111V112H107ZM159 111V112H158ZM201 111V112H200ZM218 111H220V112H218ZM224 111V112H223ZM233 111H235V112H233ZM18 112H19V109H18ZM46 112V111H45ZM63 112H64V114H63ZM81 112H84L83 113V115H82V113ZM86 112V113H85ZM106 114H105V113ZM122 112V113H121ZM126 112V111H125ZM179 112H180V114H179ZM220 113V114H218V113ZM226 112H228V113H226ZM238 112V113H237ZM22 113H23V115H22ZM25 113V114H24ZM31 115H30V114ZM39 113H42L41 111L40 112H38V115H40ZM116 113V114H115ZM159 117V120H158V117H157V119H156V115ZM182 113H184V112H182ZM201 113V114H200ZM215 113H216V115H219L218 116V118L219 117H223L225 114L227 115H225L223 118V120L222 121H220V119H218L217 118V116H215ZM224 115H223V114ZM243 114V116H241L240 117V115H242ZM264 113V112H263ZM6 114V113H5ZM3 115L2 116V118L4 119L5 118V116H8L7 114L6 115ZM47 114V113H46ZM51 114H48L49 116L51 115ZM59 114H60V116H59ZM74 114V115H73ZM78 114H81V116L79 117V115ZM84 114H85V116H84ZM86 114H88V115H86ZM113 114H115V115H113ZM127 114V113H126ZM154 114V115H153ZM222 114V115H221ZM254 116H253V115ZM256 114H257V116H256ZM260 114H262V112L260 113ZM37 115V117L39 118V116ZM42 116L41 117H43V114H41ZM63 115V116H62ZM66 115V116H65ZM90 115V116H89ZM142 115V116H143ZM178 115V116H177ZM204 115V116H203ZM264 115V114H263ZM34 116V117H33ZM47 116V115H46ZM70 116V117H69ZM86 116H88V117H86ZM124 116V115H123ZM143 116V117H144ZM149 116H148V118H149ZM195 116V117H194ZM201 116V117H200ZM231 116H233V117H231ZM239 116V117H238ZM260 116V115H259ZM44 117H45V115H44ZM106 117H107V119H106ZM146 117V116H145ZM178 117H181V118H178ZM193 117V118H192ZM228 117V118H227ZM12 118L14 119V120H12ZM19 118V119H18ZM51 118V117H50ZM53 117H52V119H54ZM68 118V119H67ZM97 118V119H96ZM142 117L140 116L139 117V119H141ZM147 118V117H146ZM145 118V119H146ZM147 118V119H148ZM153 118V119H152ZM174 118H176V119H179V121L177 122V120H174ZM195 118V119H194ZM200 118H202L203 119V121H202V119H200ZM208 118H209V120H208ZM7 119H10V117L8 116V117H6L5 118V120H7ZM77 119V120H76ZM79 119V120H78ZM81 119V120H80ZM87 119H88V121H87ZM184 119V118H183ZM215 119H218V121H220L221 123V126H220V124H219V122L218 121H216ZM231 119V120H230ZM240 119H241V122H240ZM20 120V121H19ZM23 120V119H22ZM39 120V119H38ZM43 121V119H40V121ZM51 120V119H50ZM63 120V121H62ZM84 120V121H83ZM126 120V119H125ZM158 120V121H157ZM225 120V122H226V126L225 125H223L225 122H223ZM230 120V121H229ZM254 120V121H253ZM4 121V120H3ZM24 121V120H23ZM39 121V122H40ZM45 121V120H44ZM47 121H48V119H47ZM55 121H53V122H55ZM59 121V120H58ZM92 121V122H91ZM109 121V122H108ZM115 121V122H114ZM120 121V123H122L121 124V126L120 125H118V122ZM134 121V122H133ZM139 121V120H138ZM140 121H142L143 122V120L141 119ZM145 121V120H144ZM156 121V122H155ZM165 121V122H164ZM174 121V122H173ZM46 122V121H45ZM45 122H40L41 124H43V123H45ZM52 122V121H51ZM50 122V123H51ZM51 123V124H49L48 123V126L47 127H50L51 125H53L54 127L56 126L54 123ZM64 124H63V123ZM76 122H78V123H76ZM104 122V123H103ZM107 122H108V124H107ZM190 122V123H189ZM197 122H198V125H197ZM21 123H22V121H21ZM60 123V124H59ZM113 123V124H112ZM146 122H143V124H145ZM146 123V124H147ZM151 123V124H150ZM173 123V124H172ZM178 123V124H177ZM227 123H228V125H230V126H228L227 127ZM231 123V124H230ZM240 123H243V124H240ZM258 123H257V125H258ZM40 124V125H41ZM59 124V125H58ZM93 124V125H92ZM209 124H210V126H209ZM238 124H239V126H240V129H239V126H238ZM37 125V124H36ZM47 124L45 123V126H46ZM64 127H63V126ZM75 125V126H74ZM77 125V126H76ZM90 127H89V126ZM92 125V126H91ZM108 126L107 127V129L106 130H103L105 127L104 126ZM112 125L114 126V127H112ZM166 125H167V123H166ZM182 125V126H181ZM197 125V126H196ZM8 126V127H7ZM10 126V127H9ZM56 126V127H57ZM80 126H83V128L82 127H80ZM150 126H147V128H148V131H150L149 130V127ZM153 126V127H154ZM169 126V127H170ZM178 126H180L179 128H178ZM209 126V127H208ZM211 126H212V128H211ZM224 126V127H223ZM2 127V128H1ZM37 127V128H36ZM42 127V126H41ZM55 127V129L56 130H58L57 128ZM66 127H67V129H66ZM74 127V128H73ZM77 127H79V128H77ZM88 127H89V129H88ZM93 128V130H92V128ZM120 127V128H119ZM140 127H143L142 125L140 126ZM139 126H138V128H136V129H134V130H138L139 128H140ZM146 127V126H145ZM162 127V128H163ZM174 127L172 128V127H170V128H172V129H174ZM187 127V128H186ZM261 127V126H260ZM7 129V130H5V129ZM51 128V127H50ZM53 128V127H52ZM51 128V129H52ZM91 128V129H90ZM111 128H113V129H111ZM129 128V127H128ZM168 130H167V129ZM186 128V129H185ZM202 128V129H201ZM210 128L212 129V130H210ZM231 128V129H230ZM3 129V130H2ZM32 129H37V130H32ZM45 129V128H44ZM78 129V130H80V131H76V130ZM116 129H118V131L119 132H117V133H115L113 130H115V131H117ZM151 129H152V127H151ZM34 131L35 133H32V131ZM42 130H43V128H42ZM52 130H54V129H52ZM62 130H64L63 132H62ZM125 130V131H124ZM132 132V133H130V131ZM140 130H141V128H140ZM144 130V129H143ZM153 130L154 129H152V131H151V134L152 133H154L153 132ZM200 130V131H199ZM10 131V130H9ZM51 131V130H50ZM55 131V130H54ZM89 131V132H88ZM114 134V135H109L108 136V134H110L111 132ZM139 131V130H138ZM137 131V132H138ZM148 131H142L143 133H144V135H145V133H148ZM172 131V130H171ZM174 132H175V130H173ZM218 131V132H217ZM13 132V131H12ZM31 132V133H30ZM39 132V131H38ZM38 132H37V134H38ZM43 132V131H42ZM41 132V133H42ZM81 132H82V134H81ZM84 132V133H83ZM129 132V133H128ZM137 132H136V134H137ZM141 132V131H140ZM174 132L173 133H171V134H174ZM185 132H186V134H185ZM236 132H238V134L236 133ZM14 134H15V132H13ZM46 133V132H45ZM45 133H44V135H45ZM77 133H79V135H82V136H78V135H75V134H77ZM88 133V134H87ZM143 133L141 134V136L143 137ZM156 133V132H155ZM187 133H188V135L190 136V138H192L191 140H194V141H191L190 142V138L188 139V137H187ZM47 134V133H46ZM74 135V136H78V137H76V138H78L77 140H74L75 138L73 137H71V139H73V140H71L70 138H69V136H71V135ZM87 134V135H86ZM94 134V135H93ZM106 134V135H105ZM123 134V135H122ZM150 134V133H149ZM170 134V135H171ZM219 134H222V135H219ZM5 135H9L8 133L7 134H4L3 136H5ZM10 135H12V133H10ZM42 135H43V133H42ZM60 135V136H59ZM62 135V136H61ZM83 135H84V137H83ZM89 135H92V136H90L89 137ZM105 135V136H104ZM117 135V136H116ZM131 135V136H130ZM138 136H139V138H140V135H139V132H138V134H137ZM169 135V136H170ZM208 137H207V136ZM260 135V134H259ZM20 136V135H19ZM34 136H36V135H34ZM37 136H40V134H38ZM54 136V137H55ZM87 136V137H86ZM113 136V137H112ZM128 136H130V138L128 137ZM138 136H136V139L134 140V138L132 137V139L134 140V142L133 143H135L136 142V140H137V138H138ZM183 136V137H182ZM211 136V137H210ZM32 137V136H31ZM30 137V138H31ZM81 137H83V138H81ZM86 137V138H85ZM117 137V138H116ZM129 138L130 140H125L126 138ZM135 137V136H134ZM154 137H156V135L154 136ZM156 137V138H157ZM171 137V136H170ZM194 137V138H193ZM200 137V138H199ZM258 138V140H256V138ZM5 138H6V136H5ZM4 138V139H5ZM20 138V137H19ZM38 138H40V137H38ZM41 138H42V136H41ZM40 138V139H41ZM81 138V139H80ZM111 138H115L114 140H112ZM123 138V139H122ZM149 138L151 139L150 141H149ZM219 138H220V140H219ZM67 139H70L68 142L70 143V145H69V143L67 144V143H65L64 142V140L66 141ZM90 139V140H89ZM142 139V138H141ZM174 140H175V136H174V138H173ZM208 139H211V140H208ZM261 139V140H260ZM18 140H20V139H17L16 141H18ZM21 140H22V138H21ZM25 140V139H24ZM23 140V141H24ZM31 140V139H30ZM47 140V143H48V139H46ZM84 140V141H83ZM88 141V144H87V141ZM104 140H106V142H107V140H108V143H107V145H109L111 148H112V150H105V147L107 146L105 143L106 142H104ZM121 140V141H120ZM145 140V139H144ZM177 140H178V142H177ZM253 140V141H252ZM6 141V140H5ZM78 141V142H77ZM123 141V142H122ZM128 141H130V142H128ZM160 141V140H159ZM173 141V140H172ZM185 141V142H184ZM228 141V142H227ZM35 142V143H34ZM46 142V141H45ZM44 142V143H45ZM61 142V143H60ZM67 142V141H66ZM84 142H86V145H85V143ZM91 142V144H89ZM101 142V143H100ZM103 142V143H102ZM146 142V141H145ZM160 142V143H161ZM188 142V143H187ZM208 142V143H207ZM237 142V143H236ZM262 142V143H261ZM43 143V144H44ZM67 144V146H65L66 148H67V150H66V148H65V150L62 148V145H65V144ZM122 143L124 144V147H125V149H127L126 151H125V149L122 147ZM260 143V144H259ZM4 144V143H3ZM20 144L18 145V146H20ZM72 144H75V145H72ZM162 144V145H163ZM172 144H175V148H174V145H172ZM262 144V145H261ZM80 145V146H79ZM132 145H134V144H132ZM137 145V144H136ZM161 145V146H162ZM169 145V144H168ZM194 147H193V146ZM255 145V144H254ZM18 146H16V147H18ZM33 146V147H34ZM70 146V147H69ZM73 146V148H71ZM108 146V147H109ZM112 146H114V149H113V147ZM121 146V147H120ZM135 146V145H134ZM159 146V147H158ZM223 146V147H222ZM2 147V148H1ZM21 147V146H20ZM57 147H59L58 149L59 150H57ZM64 147V146H63ZM108 147H106V148H108ZM212 147V148H211ZM240 147V148H239ZM14 148V149H13ZM70 148V150H68ZM78 148V149H77ZM83 148H85V149H92V150H90V152L88 153V151H87V153L90 155L91 153H96V154H94V157H93V154H91V156L93 157V158H91L90 160H89V155L85 152L84 153V150H83V153L81 154V150L83 149ZM103 148H104V150H103ZM110 148V149H111ZM121 148L122 149H124L123 151H125L124 152V154L122 155V152L123 151H121ZM136 148V147H135ZM134 148V149H135ZM170 148V146L168 147V149ZM172 148H170V149H172ZM191 148V149H190ZM220 148V149H219ZM248 148V147H247ZM13 149V150H12ZM19 149H21V148H19ZM52 149H54V150H57V151H55L54 153L55 154H53V155H56L57 156V158L54 156L53 158H49V155H50V157L52 156V154L50 153L51 152V150ZM95 149V150H94ZM160 149H162V150H160ZM258 149V150H257ZM11 150V151H10ZM21 150H23V149H21ZM20 150V151H21ZM136 150V149H135ZM174 150H175V154H174ZM177 150V151H176ZM241 150H243L242 152H241ZM2 151V152H1ZM17 151V150H16ZM36 151H38L39 152V155H38V153H37V155L35 154V152ZM70 151V152H69ZM81 151V152H80ZM92 151V152H91ZM112 151L114 152V154L110 157V154L112 153ZM117 151V152H116ZM118 151H120V153L118 152ZM196 151V152H195ZM209 151V152H208ZM260 151V152H259ZM10 152H12V154L10 153ZM69 152V153H68ZM75 152V153H74ZM167 152H169V150L167 151ZM192 152V153H191ZM237 152V153H236ZM256 152V153H255ZM257 152H259L258 154H257ZM17 154L19 153V151L18 152H16ZM70 154V157L71 156H79V158H80V154H81V156L82 155H84V154H87L88 155V161H89V164H86L88 167V169L86 168L85 170H86V172H84L85 170H84V166H85V162L83 163V165H81L80 163V165H77V164H75L77 161H76V159L74 160V159H72L75 163L73 164V162H71V161H69L70 160V158H69V155L68 154ZM80 153V154H79ZM102 153H103V155H105V159H107L108 157H110L111 159L110 160H112L111 161V163L110 164H108V163H106V165L108 166V175H107V172L105 173L106 174V176H109L111 179H115L114 177L112 178V176L113 175H115V174H117V176L118 177H120V173H119V171H117V170H121V178H122V176L124 177V180H126L127 179V177H128V179L125 181V182H127L128 180L130 181H128V183H130L129 184V186L127 187V185L128 184H126V187H127V192L125 191V188H124V186H123V188H124V190H123V188H122V183H123V181H122V185H121V187H119V183L121 182V181H116V183L114 182V184H115V186L117 187V188H115L114 187V185L112 186V188L114 187V189H119V188H121V191H124V193H125V195H128L129 193L131 194H129L128 196H124L122 199L119 197V198H117V197H115V194L114 193H116V192H121L120 190L118 191V190H115L114 192H112L113 191V189L110 191L111 193H109L108 194V192L107 191H105L106 192V194H108L109 196V198L106 200V198H104V196H103V198L105 199L104 201L102 200V199H100V200H102V201H98L99 203H100V205L101 206H103L106 202V204L105 205H107V206H105V211L104 210H102V209H97V208H95L97 205V203L93 206V205H90V206H92V207H94L93 209L91 208V210L90 209H88V210H90L89 211V213L87 212L86 213V210H87V207L89 206V204H90V202H91V204H92V200H95V201H97L96 199H91V197H89V195L91 196V191L89 192L87 189H85V188H83V186H85V183H86V181H87V185H90V184H92L91 182L89 183V181L90 180H93L92 182L94 183L93 185L96 187H98V186H101L102 185V187H103V189H102V187H101V190L99 191V192H101L102 190L104 191V187H107V190H109L108 188H110L109 186H111V185H109V183H111V181L109 182V181H106L105 179H104V181L103 182H109L107 185L106 184H104L103 182V184L101 183L100 184V181H99V178L98 179H96V176H95V172L93 173V171H94V169H95V167L97 168V167H99V165H100V167H101V165H104L105 163V161H104V158H103V155H102ZM117 153H119V155H121V156H125V159H126V162L124 163V164H127V165H124L123 166V161H124V157H122L121 159H123V160H119L120 159V157L118 156V154ZM162 153V154H161ZM173 155H172V154ZM223 153V154H222ZM240 153H243V154H241V156H242V158H244V159H242L241 157L239 158V156H240ZM246 153V154H245ZM251 153V154H250ZM13 154H14V157H16V158H14L13 160L11 159V155L13 156ZM108 154H109V156H108ZM130 154V155H131ZM159 154H157V156L159 157ZM167 154V155H168ZM178 154V155H177ZM252 154H254V156L256 157V159H257V157L258 158H262L261 160L259 159V160H256V159H253L254 158V156L252 155ZM10 155V156H9ZM20 155V154H19ZM34 155V156H33ZM36 155V156H35ZM48 155V156H47ZM59 155V156H58ZM61 155H64L66 158H65V160H64V157H62ZM67 155V156H66ZM99 155H101L102 156V158L100 159L101 160V163H99L100 161L98 160V162H95V161H97V159H99L98 157H99ZM129 155V157H128V159L131 157ZM245 155V156H244ZM258 155V156H257ZM62 157L60 160H57V161H53V160H55V159H59V157ZM73 156V157H74ZM163 156L164 157H166L167 158V160H169V158H170V162L169 163H171L172 162V164H170L171 166H173V167H170L171 169H168L167 171L168 172H170L171 170H172V168L174 169V170H172L171 171V173L173 174L172 176H170L169 177V175L171 174H168V173H166L167 171H166V167L168 168L169 167V165L167 166V164H169L168 162H167V160H163ZM174 156V157H173ZM193 156V157H192ZM230 156H232V157H230ZM72 157V158H73ZM84 157H86V155H84L83 157H81V159L83 158V159H85ZM173 157V158H172ZM253 157V158H252ZM10 158V159H9ZM28 158V159H27ZM37 158H39V161L41 160V161H44V160H48L49 162H50V165H49V162L47 161L45 164H46V167L45 168H47V169H45V170H42L43 168H39L37 171H33V172H31L30 170V168L32 167H30V166H28L29 164L30 165H32L33 163H35L34 161L37 159ZM48 158V159H47ZM76 158H78V157H76ZM135 157H132V159L133 160H135L134 159ZM238 158V159H237ZM2 159V158H1ZM0 159V163H1V160ZM21 159V158H20ZM30 159V160H29ZM80 159V160H81ZM102 159H103V161H102ZM139 159V158H138ZM138 159H136V160H138ZM205 161H204V160ZM231 159H233V161L231 160ZM249 159V160H248ZM10 160H12V161H10ZM27 160V161H26ZM79 160V159H78ZM109 159L108 160H106V162H108V161H110ZM116 160H118V163H116ZM130 160V159H129ZM135 160V161H136ZM192 160V161H191ZM199 160H200V162H199ZM244 161V162H242V161ZM10 161V162H9ZM22 161V162H21ZM83 161H86V160H83ZM83 161H81V163L83 162ZM93 161H94V163H93ZM134 161V162H135ZM139 161L140 160H138V163H139ZM163 161H166V162H163ZM190 161V162H189ZM206 161L207 162H209V163H206ZM247 161L248 162H251V161H253V162H251V163H247ZM255 161H258L257 163L255 162ZM261 161V162H260ZM20 162V163H19ZM53 162V163H52ZM65 162H67V163H65ZM87 162V161H86ZM90 162H91V165H93L92 167L93 168H91V165H90ZM129 162V161H128ZM133 162V163H134ZM158 162H159V164L161 163L162 165L163 164H165V165H163L164 166V171L162 170L163 168V166H161V165H159L158 164ZM163 162V163H162ZM192 162V163H191ZM48 163V164H47ZM78 163V162H77ZM88 163V162H87ZM96 163H98L97 165H96ZM104 163V164H103ZM122 163V164H121ZM136 163H137V161H136ZM148 163V162H147ZM158 164V165H155V164ZM191 163V164H190ZM236 163V164H235ZM238 163H241V164H238ZM130 164V165H131ZM146 164V163H145ZM244 164V165H243ZM43 165H44V162H43ZM64 165V166H63ZM75 165H77V166H79V169H81V171L80 172H82V173H84V175L83 174H81V175H79V177H81V176H83V178H82V180L85 178V180H79V181H77L75 184H74V186L76 185V189L74 188V190L72 191V193H69L70 194V199L72 198V200H70V206H72V208H70V206H69V202H64L63 203V201L62 200H59V202L60 201H62V202H60V206L62 207H64L65 206V204L66 203H68V204H66V207H68V208H70V209H68V208H59L58 206H55V204L56 205H58V203H56V200L58 201V199L60 198V197H58L59 195H61V193L63 192V187L65 186V181L66 180H70V178L69 177H71V180H72V177H74L75 178V176H77V174H74V175H68L69 173L71 174H73V168H74V171L76 172H78V169H76L75 168ZM90 165V166H89ZM110 165V166H109ZM113 165H116L118 168H116V171H114L113 172V169L116 167H112ZM123 167H122V166ZM142 165H143V163H142ZM141 165V166H142ZM155 166V168H154V166ZM211 165V166H210ZM239 165H242L241 166V168L240 167H237V166H239ZM249 165V166H248ZM258 167H257V166ZM261 165V166H260ZM9 166V167H8ZM11 166H15V167H13V169H11L12 167ZM67 166L68 167H70V169L72 170H70V169H68L67 168ZM76 166V167H77ZM107 166H105L104 165V167L106 168ZM120 166H121V168H120ZM132 166V165H131ZM134 166V165H133ZM144 166V167H143ZM142 166V169H144L145 168V166H148V165H143ZM157 166V167H156ZM175 166V167H174ZM200 166V167H199ZM253 166V167H252ZM6 167H8V168H6ZM11 167V168H10ZM22 168L23 169V171H24V168H25V170H27L26 172H27V175L28 176H26L25 174H22V173H20V171H19V173H17L19 176H17L16 174H14V172H15V170L17 171V169L18 168ZM30 167V168H29ZM43 167V166H42ZM64 167H66L67 169H65ZM72 167V168H71ZM100 167L98 168L99 170H100ZM104 167H102V168H104ZM110 167V168H109ZM162 169H161V168ZM198 167V168H197ZM204 167H206V168H204ZM210 167V168H209ZM245 167V168H244ZM4 168H6L5 169V172L3 173V176H2V171L4 170ZM91 168V169H90ZM104 168V169H105ZM130 168V167H129ZM140 168V169H139ZM158 168V169H157ZM194 168H195V170H194ZM203 168V169H202ZM258 168V169H257ZM261 168V169H260ZM28 169H29V171H28ZM63 169H65V170H63ZM82 169L84 170V171H82ZM107 169V168H106ZM148 169H151V171L150 172H148ZM197 169H198V172H197ZM249 169V170H248ZM7 170V171H6ZM20 170V169H19ZM41 170V171H40ZM61 170H63V171H61ZM66 170H68V174L66 173ZM70 170V171H69ZM88 170L91 172V173H89L88 172ZM115 170V169H114ZM129 170V169H128ZM136 170V171H137ZM170 170V171H169ZM210 170V171H209ZM247 172H246V171ZM12 171H14L12 174H11V172ZM98 171V170H97ZM105 171V170H104ZM103 171V172H104ZM127 171V170H126ZM166 171V172H165ZM214 171V172H213ZM52 172V173H51ZM74 172V173H75ZM88 172V173H87ZM116 172V173H115ZM193 172V173H192ZM196 172V173H195ZM211 172V173H210ZM213 172V173H212ZM218 172V173H217ZM221 172V173H220ZM246 172V173H245ZM34 175H32V174ZM67 174L68 175V178L67 177H63V175L64 174ZM100 173H102L101 171H100ZM111 173V174H110ZM119 173V174H118ZM122 173H124V174H127V175H125L124 176V174H122ZM129 173H130V171H129ZM133 173V172H132ZM205 173V174H204ZM53 174V175H52ZM65 174V175H66ZM78 174H80L79 172H78ZM86 174V175H85ZM89 174V175H88ZM92 174V175H91ZM104 174V175H105ZM144 174V175H145ZM168 174V175H167ZM197 174H198V176H197ZM207 174V175H206ZM214 174V175H213ZM66 175V176H67ZM90 176V177H88V176ZM94 175V176H93ZM98 175V174H97ZM102 175L103 174H101V177H102ZM111 175V176H110ZM131 174H129V176H130ZM194 176L195 178L197 177L198 178V180H199V182H198V184L197 183H194L193 185H192V181H193V177L192 176ZM16 176V177H15ZM30 176V177H29ZM31 176H33V177H31ZM48 176H51L50 178H48ZM53 176V177H52ZM62 176V177H61ZM148 177V179L150 180V178H149V176H151V179L153 178V176L152 175H145L144 177ZM213 176V177H212ZM254 176V175H253ZM4 177V178H3ZM26 177H28L29 179H27ZM43 177H45V179L46 180H44L43 179ZM47 177V178H46ZM60 177V178H59ZM92 177V178H91ZM98 177V176H97ZM167 177V178H166ZM187 177H188V182H186V183H184L186 180H187ZM210 177H212V178H210ZM217 177V178H216ZM233 177V178H232ZM6 178V179H5ZM10 178V177H9ZM39 178V179H38ZM67 178V179H66ZM73 178V179H74ZM117 178V177H116ZM132 178V177H131ZM171 178V179H170ZM174 180H173V179ZM194 178V179H195ZM197 178H196V180L195 181H198L197 180ZM31 179V180H30ZM49 181H48V180ZM64 179V180H63ZM76 179H81V178H78V177H76ZM89 179V180H88ZM102 179V178H101ZM107 180L109 179V178H106ZM118 179V178H117ZM116 179V180H117ZM133 179V178H132ZM207 179L209 180H212L213 181V183H215V186H213V188L211 187L210 188V186H209V184L207 183ZM220 179V180H219ZM19 180V181H18ZM75 180V179H74ZM122 180V179H121ZM136 180V179H135ZM215 180V181H214ZM37 181V182H36ZM41 182V183H39V182ZM62 183H61V182ZM82 181V182H81ZM95 181V182H94ZM97 181V182H96ZM194 181V182H195ZM219 181V182H218ZM1 182H0V184H1ZM7 182H9V181H7ZM16 182V183H15ZM19 182V183H18ZM32 182H33V187H31L32 186ZM35 182H36V184H35ZM44 182H46L47 184H45ZM54 182V183H53ZM71 182V181H70ZM251 182V181H250ZM249 182V183H250ZM17 183H18V185H17ZM52 183V184H51ZM66 183H67V181H66ZM69 183V182H68ZM77 183L79 184V183H81V185H78L79 187L81 186V190L80 191H78V192H80V193H78L77 192V189L79 188V187H77ZM89 183V184H88ZM134 183H136L135 181H134ZM133 183V184H134ZM138 183V182H137ZM143 183V184H142ZM146 183V184H145ZM149 183V182H148ZM156 184L155 186L154 185H152V184ZM253 183V182H252ZM30 184V185H29ZM35 184V185H34ZM40 185V186H37V191H36V185ZM42 184H44V185H42ZM55 184V185H54ZM58 184H60V185H58ZM70 184V183H69ZM68 184V185H69ZM98 184H100V185H98ZM112 184V183H111ZM116 184H118V185H116ZM160 184V185H159ZM221 186H219V185ZM256 184H257V186H258V188H260V189H258L257 188V186H256ZM29 185V186H28ZM49 186L48 188H46L45 186ZM53 186V188H52V186ZM57 185H58V187H57ZM67 185V184H66ZM86 185V186H87ZM104 185H106V186H104ZM176 185V186H175ZM178 185V186H177ZM185 185H187V186H185ZM197 185H202V187H203V189H205V187L207 186V188L205 189L206 191H204V192H202V187H197ZM246 185V186H245ZM248 185V186H247ZM1 186V185H0ZM9 186V185H8ZM7 186V187H8ZM42 186H44V187H42ZM253 186V187H252ZM256 186V187H255ZM6 186H5V188H7ZM13 187H14V189H13ZM31 187V188H30ZM39 187H42V188H39ZM55 187V188H54ZM68 187V186H67ZM92 186L90 185V186H87L86 188H89V189H92L91 188ZM96 187V189H98ZM132 187V186H131ZM134 187V186H133ZM132 187V188H133ZM147 187V188H146ZM151 187V188H150ZM154 187V188H153ZM185 187V188H184ZM187 187V188H186ZM246 189H245V188ZM44 188V189H43ZM60 188H62V191L60 190ZM181 190H180V189ZM197 188H199L200 190L198 191L197 190ZM220 188V189H219ZM247 188L250 190H247ZM3 189V188H2ZM26 189V190H25ZM40 189H41V192L44 194V195H46L47 196V198H52V195H53V193H54V200H55V202L53 201V203H54V206H53V204H51L50 205V202H52V200H50V199H47L46 200V202H44L43 200H41L42 199V195H39V197L38 198H40V200H39V202H38V198H34V201L35 202H38V203H40L41 205H39L38 203V205L40 206H38L37 208L38 209H40V211H42V212H40V211H37V209L35 208L36 206H34L35 204V202L33 201V197L31 198V195H32V191L34 192V195L33 196H35V194H37L38 195V191H40ZM49 189V191H47ZM87 190L86 192L84 191V190ZM96 189L94 188V189H92L93 191H96ZM142 189V190H141ZM148 189H150V190H152V191H150V190H148ZM218 189V190H217ZM243 189H245V190H247L246 192H245V190H243ZM16 190V191H15ZM22 190V191H21ZM42 190H44V191H42ZM58 191L59 193H57L56 194V192H54V191ZM64 190L66 191V188L64 187ZM128 190H130V191H128ZM132 190H134V189H132ZM148 190V191H147ZM180 190V191H179ZM184 190V191H183ZM258 190V192H256ZM20 191V192H19ZM26 191V192H25ZM35 191L36 192H38V193H35ZM48 192V193H46L45 194V192ZM52 193H51V192ZM64 191V192H65ZM77 192L76 193V195H75V193L74 192ZM92 191V192H93ZM177 191V192H176ZM201 191V192H200ZM212 191H214V192H212ZM216 191V192H215ZM217 191H218V193H217ZM255 191V192H254ZM2 192V190H1V192L0 193H3ZM18 192L19 193H21L19 196H18ZM23 192V193H22ZM41 192H40V194H41ZM97 192V191H96ZM105 192H102L103 193V195L105 194ZM135 192V193H134ZM169 192V193H168ZM184 192V193H183ZM249 192L251 193V195L250 196H252V195H255V197L254 198H248V202L246 201V202H244L246 199H247V195L249 194ZM12 193V194H11ZM16 193H17V195H16ZM24 193H25V195H24ZM28 193H30V194H28ZM67 192H65L64 194L62 193V196H61V199H63V196H64V199L67 201V199L69 198V194L67 195L66 194ZM74 193V194H73ZM95 193V192H94ZM93 193V195H94V197H96V195ZM113 193V194H112ZM177 193V194H176ZM201 193V194H200ZM203 193V194H202ZM205 193V194H204ZM248 193V194H247ZM49 196H48V195ZM59 194V195H58ZM117 194V193H116ZM122 194V193H121ZM138 194V195H139ZM170 194V195H169ZM179 194V195H178ZM218 195V196H216V195ZM257 194V195H256ZM36 195V196H37ZM66 195H67V199H66ZM75 197H74V196ZM137 195V196H138ZM145 195V196H144ZM175 195V196H174ZM200 195H201V197H200ZM202 195L204 196V195H206V197L207 198H205V200H204V198L202 197ZM12 196V197H11ZM14 196L16 197V199H17V202H19V201H21L22 203L26 200L27 201V199H28V201H29V206H34V207H32V211H37V214H38V212L40 213V218H43L44 217V215H49L48 213H50V216H47V217H51L52 216V214L54 213V216L53 217H51V220H49V219H47L46 217H44V218H46V219H41L43 222H42V224H44V223H46V225L47 226H50V228H52L53 226L56 228V226H58V227H60V226H62V227H60V228H62V229H60V228H58L60 231L62 230L63 231V229H66L65 227L67 226V229H69L68 230V232H70V234L69 233H67V232H65V230L62 232V233H66V234H62V233H60V235L58 234H56L55 232L58 230L57 228H56V231H53L54 232V234H52V236L51 237H53V235H54V237L53 238H57V239H53L52 238V243L54 244H51L52 246V248H50V246H49V248L50 249H52V251L50 250H47V248H46V250L45 249H43L42 248V246L45 248L46 246L45 245H42V244H44L43 242L41 243V242H39V243H41V248H40V244L39 243H35V242H37V240H38V236L36 237L37 239L36 240H34L35 239V237L32 235V233L34 232V231H32L31 232V230H29L30 228H32L33 226L31 225V222L33 221V223L37 220V222L39 221V222H41L40 221V219H39V217H38V215L35 217H31L32 216V214H33V212L31 213V212H29L28 211V209L29 208H31V207H29L28 206V204H27V202H24L23 204L25 205V203H26V205L25 206H23V204L21 203V202H19L18 204L17 203H15V201H16V199H14ZM20 196H23V197H20ZM24 196H26V197H24ZM28 196H30V197H28ZM45 196V197H46ZM116 196H118V195H116ZM142 196H144L145 197V199L146 200H144V197H142ZM162 196V197H161ZM178 196V197H177ZM190 196V197H189ZM212 196V197H211ZM214 196V197H213ZM259 196H261V198L259 197ZM58 197V198H57ZM88 197H89V199H88ZM93 197V196H92ZM98 197H99V195H98ZM102 197V195H100V198ZM107 197V196H106ZM130 197H132V198H130ZM147 197V198H146ZM179 197H180V199H179ZM205 197V196H204ZM239 197V199H237ZM244 197H246L245 199H244ZM248 197H249V195H248ZM260 198V201L258 202V200H259V198ZM7 200H6V199ZM21 198H22V200H21ZM27 198V199H26ZM32 199V201L34 202H30L31 201V199ZM115 198H116V200H115ZM127 198V199H126ZM170 200H169V199ZM187 198V199H186ZM191 198V199H190ZM200 198H203L202 199V204L204 203V201H206L203 205H205L206 206V204H207V207L210 209V211L211 212H213V213H211L210 212V215H209V217H207L206 216V218H208V219H205V218H203L204 220H206V223H207V220H208V228L210 227V230H211V232L209 233L204 227V229L206 230V234H205V232L204 233H199V232H203V231H201V228L199 227V226H201V225H203V223H201L200 224V222H201V220H202V217H200L199 215L201 214L200 212H197V211H199V207H198V203H197V201H201V199ZM215 198V199H214ZM219 198V199H218ZM258 198V199H257ZM24 199V200H23ZM87 199V201H85ZM118 199H120L121 200V202H120V204H118L119 203V200ZM123 199H126V201H122ZM128 199H129V202H130V205L128 204V206L126 207V205H127V203H129L128 202ZM132 199V200H131ZM133 199H134V201H133ZM197 199V200H196ZM220 199H223L222 201L224 202L225 200V204L224 203H222V201L220 200ZM251 199H252V201H251ZM253 199H254V201H253ZM4 200H5V202H8V204H7V206H5L6 205V203H4ZM64 200V201H65ZM69 200V199H68ZM110 200V201H109ZM112 200H115V201H113L112 202ZM132 202H131V201ZM142 200L143 201H145V202H142ZM167 200H169V201H167ZM173 200V201H172ZM181 200V201H180ZM190 200L192 201L191 203H190ZM210 200H212V201H210ZM214 200V201H213ZM44 203H48V204H46L47 206H52L51 208L50 207H44V209H43V202ZM72 201L74 202V203H72ZM79 203H77V202ZM164 201V202H163ZM261 201H262V203H261ZM105 202V203H104ZM112 202V203H111ZM117 202V203H116ZM127 202V203H126ZM170 202V203H169ZM174 202V203H173ZM194 202H196V203H194ZM214 202H216V203H214ZM221 203V205H220V203ZM227 202V203H226ZM234 202H236V203H234ZM250 202H252V203H250ZM256 202H258L259 204H257L256 205ZM32 203V204H31ZM63 203V204H62ZM94 203V202H93ZM142 203V204H141ZM188 203H189V205H188ZM201 203V202H200ZM209 203H211V205L209 204ZM217 203H219V204H217ZM243 203V204H242ZM247 203H248V205L249 206H247L248 208L249 207H251V209L249 208H247L246 207V205H247ZM250 203V204H249ZM260 203H261V205H260ZM17 206H16V205ZM34 204V205H33ZM62 204V205H61ZM75 204V205H74ZM111 204V207L112 206H114V208H113V210L114 211H112V208H110V205ZM136 204V205H135ZM163 204V205H162ZM208 204H209V206H208ZM213 204V205H212ZM216 204H217V208H218V205H220V206H223V207H220L219 206V208H222L221 210L220 209H217L216 208ZM224 204V205H223ZM245 204V205H244ZM15 205V207L14 208H12L13 206ZM45 205V206H46ZM100 205H98V207L100 206ZM116 205V206H115ZM121 205V207H119ZM132 205V206H131ZM168 207H167V206ZM215 205V206H214ZM236 206V207H233V206ZM126 208H128V215H127V217H125L126 216V212H125V207ZM141 206V207H140ZM170 206V207H169ZM179 206V207H178ZM181 206V207H180ZM214 206V207H213ZM230 206V207H229ZM253 206H258V208L256 207V211L258 210V209H260L259 207H261L262 208V210H260L259 212H260V216H259V212H257V217H261L260 219L259 218H257V223L255 222V225H256V227L257 228H259L260 226H262V228H263V230L261 231L262 233H261V237H258V236H256L255 234H253V232L250 230V229H248V231L246 232L245 230L247 229V227L249 226L248 224H249V215H250V213L252 212V210H254L253 208ZM7 207V208H6ZM12 209H11V208ZM17 207V209H15ZM26 207V209H24ZM27 207H29V208H27ZM41 207H42V209H41ZM129 207H130V209H129ZM152 207V208H151ZM165 207H167L168 209H166ZM172 207V208H171ZM177 207H178V209H177ZM213 208V210L211 209V208ZM233 207V209L232 210H230L231 208ZM33 208L35 209V210H33ZM47 210H46V209ZM49 208H50V210H49ZM58 208H59V210H58ZM106 208H107V210L108 211H111V212H113L112 214H114L115 216H113V217H115V218H111L110 219V217H108V216H111V214L110 215H108V213H107V215H105V216H107L109 219H107V220H105V219H102L103 218V215L104 214H106L105 212L107 211L106 210ZM116 208H117V210H119V208L121 209H124V210H120V213L119 212H116L117 210H116ZM157 208V209H156ZM174 208V209H173ZM191 208V209H190ZM196 208H199V209H197L196 210ZM226 208H227V211H226ZM243 208V210L245 211V213H244V211L243 210H241ZM245 208L247 209V210H245ZM7 209V210H6ZM62 209V210H61ZM64 209H66V210H68V211H66V210H64ZM164 209H166V211L165 212H163V210ZM169 209H171L170 211H169ZM175 211H173V210ZM229 209V210H228ZM13 210H17V211H15V212H18L19 211V213L17 214V216H16V218L15 217H13V215L14 214H10V212L12 211L13 212ZM46 210V211H45ZM56 210V211H55ZM103 212L104 211V214L102 213V215H101V212ZM116 210V211H115ZM131 210V212L129 213V211ZM180 210V211H179ZM221 211L220 213L218 212V211ZM7 211V212H6ZM10 211V212H9ZM24 211V212H23ZM29 212V214L31 213V216H29L28 215V212ZM47 211H49L48 213H47ZM51 211V212H50ZM63 211H66V212H63ZM122 211V212H121ZM167 211H169V212H167ZM172 211V212H171ZM178 211V212H177ZM195 211L197 212V213H195ZM230 211L232 212V213H230ZM56 212H58V214L56 213ZM134 212V213H133ZM161 212H162V214H161ZM223 212V213H222ZM224 212L226 213V212H229V213H227V216H226V214L224 215V216H222L223 214H224ZM249 212V213H248ZM23 213H24V215H25V213H26V215H28V217L26 216V218H25V216H24V219H21L22 217H21V215L23 216ZM42 213H43V215H42ZM63 213V214H62ZM85 213V214H84ZM118 213H119V215H118ZM142 213V214H141ZM168 213V216L166 215ZM180 213V214H179ZM195 213V214H194ZM200 213V214H199ZM220 215H219V214ZM222 213V214H221ZM244 213V214H243ZM19 214H21V215H19ZM57 216H56V215ZM130 214V215H129ZM137 214H138V216H137ZM152 214V215H151ZM165 214V215H164ZM171 214V215H170ZM175 214V215H174ZM183 214V215H182ZM188 214V215H187ZM198 214V215H197ZM212 214V215H211ZM228 214L231 216V217H229L228 218ZM232 214V215H231ZM247 214H249V215H247ZM12 215V216H11ZM16 215V214H15ZM19 215V216H18ZM34 215H36L35 214V212H34ZM67 215V216H66ZM81 215V216H80ZM88 215V216H87ZM91 215H93V216H91ZM102 216L101 218H98V219H102V221H104V222H102L103 224H104V226H99V227H103L101 230H102V232H99V229L100 228H98V231H95L94 232V226L92 225V227L93 228H91V227H89L90 226V224L89 223H91L92 224V222H91V220H94V218L96 219V217H98V216ZM147 215V216H146ZM178 215V216H177ZM181 215V216H180ZM186 215V216H185ZM192 215L194 216L193 218L194 219H192ZM196 215V216H195ZM246 215H247V219H246ZM41 216H43V217H41ZM117 216V217H116ZM165 216H166V218H165ZM176 218H175V217ZM202 216V215H201ZM204 216V215H203ZM243 216V217H242ZM5 217V218H4ZM8 217L10 218V219H8ZM20 218V220L18 219L17 220V218ZM38 217V218H37ZM55 217H57V218H55ZM63 217V221L64 222H62V220H61V223H60V218H62ZM70 217V218H69ZM91 217V218H90ZM107 217H104V218H107ZM112 217V216H111ZM119 217V218H118ZM130 217V218H129ZM168 217V218H167ZM196 217H198L199 219L197 220L198 222H199V224L198 223H195V222H197V221H195V218ZM205 217V216H204ZM262 217H263V220H262ZM4 218V219H3ZM13 218H14V220H13ZM52 218L53 219H55V220H53L52 221ZM74 218V219H73ZM139 218V219H138ZM165 218V219H164ZM175 218V219H174ZM177 218H178V220L179 219H182V218H184L183 219V223H182V220H179V222H178V220H177ZM201 218V219H200ZM225 218L226 220L227 219H229V220H231L230 222L231 223H229L228 222V220L227 221H225V219H224V221H225V224H223L221 221H223V219ZM231 218V219H230ZM242 218V219H241ZM16 219V220H15ZM39 219V220H38ZM56 219H57V221H56ZM66 219V220H65ZM88 219H90L89 221H88ZM120 219V220H119ZM162 219V220H161ZM163 219H164V221H163ZM172 219V220H171ZM185 219H187V220H185ZM222 219V220H221ZM8 220H9V222H8ZM50 221L51 223H49V222H47V221ZM73 220V223L71 222ZM76 220V221H75ZM78 220V221H77ZM123 222H122V221ZM139 220V221H138ZM177 220V221H176ZM204 220H202L203 222H204ZM211 220V221H210ZM216 222H214V221ZM243 220V221H242ZM22 221V222H21ZM54 221L55 222H58V223H56V224H54ZM67 221V222H66ZM99 221V220H98ZM117 221V222H116ZM166 221V222H165ZM176 221V222H175ZM186 221V222H185ZM234 221H236V222H234ZM239 221H240V223H239ZM245 221V222H244ZM262 221V222H261ZM38 222V223H39ZM53 222V223H52ZM66 222V223H65ZM88 222V223H87ZM94 222V221H93ZM116 222V223H115ZM127 223V225H126V223ZM168 222V223H167ZM169 222H170V224H169ZM211 222V223H210ZM226 222L227 223H229L228 225V227H232V229L230 228V232H228V230H224V229H229L228 227H227V224H226ZM21 223H22V225H21ZM32 223V224H33ZM38 223H37V226H36V224L34 225V229L36 230H39L38 229V227H40L41 225H38ZM47 223H49V224H47ZM60 223V224H59ZM77 223H79V224H77ZM96 223H98V222H96ZM95 223V224H96ZM112 223V224H111ZM117 223H118V225H117ZM156 223H158V224H156ZM178 223V224H177ZM188 223L190 224V225H188ZM193 223H194V225H193ZM245 223V224H244ZM41 224V223H40ZM75 226H74V225ZM77 224V225H76ZM94 224V225H95ZM101 224V223H100ZM156 224V225H155ZM163 224V225H162ZM176 224V225H175ZM185 224V225H184ZM187 224V225H186ZM191 224H192V227L193 226H195L194 227V229H192V227H191ZM198 224V226H196ZM215 224H216V226L218 225V228L217 227H213V225L215 226ZM223 224V225H222ZM242 224H244L243 226H242ZM13 225V228L11 227V229H9V227L10 226H12ZM15 225V226H14ZM31 225V227H29ZM45 225V224H44ZM89 225V226H88ZM97 225V224H96ZM112 227H111V226ZM125 227H124V226ZM159 225V226H158ZM248 225V226H247ZM52 226V227H51ZM116 226H117V228H118V226L120 227V229L122 228V230H121V232H119V230L117 231V228H116ZM170 226V227H169ZM173 226V227H172ZM179 226V227H178ZM180 226H181V228H180ZM187 226H188V228H187ZM190 226V227H189ZM206 226V227H207ZM238 226H239V230H238V232H236L235 233V231H237L236 229L238 228ZM18 227H20V231H18V233H16V229L18 230ZM44 226H42V228H43ZM53 227V228H54ZM92 230L93 229V231H92V236L90 237L91 238V240L88 242L89 244H83V242L86 240L85 239V237H87L89 234H90V229ZM95 227H97V226H95ZM107 227V228H106ZM108 227H110V228H108ZM124 227V228H123ZM127 227H129V228H127ZM154 229H153V228ZM157 227H158V229H157ZM161 229H160V228ZM196 227H199V228H196ZM4 228H6L5 230H7V231H5L4 232ZM15 228V229H14ZM29 228V229H28ZM40 229V231L41 232H43L42 230L43 229ZM49 228V227H48ZM49 228V229H50ZM52 228V229H53ZM73 228V229H72ZM173 228H175V229H173ZM182 228H183V230H182ZM202 228V229H203ZM214 229L213 231H212V229ZM215 228H217L218 229V231L215 229ZM33 229V230H34ZM67 229H66V231H67ZM89 231H88V230ZM104 229V230H103ZM108 229V231H106ZM110 229V230H109ZM119 229V228H118ZM128 229V230H127ZM160 229V230H159ZM166 229V230H165ZM178 229V230H177ZM185 229V230H184ZM198 229H200V231L198 230ZM13 230H15L14 232H13ZM47 230V229H46ZM53 230H55V229H53ZM164 230V231H163ZM175 230H176V232H175ZM192 231L191 233H189L188 234V231ZM193 230H195V232L193 231ZM49 231V230H48ZM52 231V230H51ZM59 231V232H60ZM74 231V232H73ZM76 231V232H75ZM104 231V232H103ZM153 231V232H152ZM156 231V232H155ZM168 231V232H167ZM185 231V233H183ZM186 231H187V233H186ZM225 231H227L229 234H231V233H233V234H231V235H228V233H226ZM233 231V232H232ZM11 232L13 233V236L12 235H10L11 234ZM19 232H20V234H19ZM36 232H38V231H36ZM44 232H45V227H44ZM47 232V231H46ZM85 232V233H84ZM87 232H89V234L87 233ZM97 232H98V234H97ZM164 232V233H163ZM171 232V233H170ZM216 232V233H215ZM225 232V234L226 235H228V237L229 236H232V235H234V236H232V237H229V240H230V242H229V240L228 241H226L228 238H227V236L225 235V234H223ZM10 233V234H9ZM48 233V232H47ZM50 233V232H49ZM49 233H48V236H49ZM75 233V234H74ZM84 235H83V234ZM96 233V235L93 237V235ZM160 233V235H158ZM169 233V234H168ZM219 233H220V235H219ZM251 233V234H250ZM40 235H39V238H41V240H43V238L41 237L42 235L41 234H43V233H39ZM63 236H62V235ZM68 234V235H67ZM71 234H72V236H71ZM86 234H88V235H86ZM162 234H163V236H162ZM166 234V235H165ZM173 234V235H172ZM176 234L178 235V236H176ZM186 234H188V235H190V240H189V238L187 237L188 235H185ZM202 234H204V235H202ZM4 235V234H3ZM28 235V236H27ZM35 235V234H34ZM36 235H38L37 233H36ZM44 235V234H43ZM46 236H47V234H45ZM107 235V236H106ZM155 235H156V237H158V238H156L155 237ZM171 235H172V237H171ZM181 235V236H180ZM221 235H223V236H221ZM236 235H238V237L236 236ZM12 236V237H11ZM19 236V237H18ZM60 236H62L63 238H64V236H66L65 238H66V241L64 242V240H60ZM81 236L85 239L83 242L81 241ZM96 236H98V237H96ZM104 236V237H103ZM160 236V237H159ZM209 236H208V238H209ZM237 237V238H235L236 239V241L239 239V238H241L240 240V243L238 244V245H236V241L235 240H233L232 238L233 237ZM251 236V237H250ZM11 237V238H10ZM15 237V238H14ZM32 237H33V239H32ZM50 237V236H49ZM107 237V238H106ZM138 237V238H137ZM144 237V238H143ZM152 237H153V239H152ZM175 237L176 238H178V239H175ZM212 237V236H211ZM217 237V238H216ZM222 237H224V240L222 239ZM258 237V238H257ZM1 238H2V240H1ZM14 238V239H13ZM22 238V239H21ZM24 238V239H23ZM64 238V239H65ZM83 238H82V240H83ZM88 238H89V236H88ZM92 238H94L93 240H92ZM128 238V239H127ZM140 238V239H139ZM166 238V239H165ZM168 238V239H167ZM221 238V239H220ZM227 238V239H226ZM5 239V240H4ZM26 239H27V241H26ZM96 239V240H95ZM101 239V240H100ZM116 239V240H115ZM118 239H119V241H118ZM137 239V240H136ZM145 239V240H144ZM159 239V240H158ZM165 239V240H164ZM186 240V241H184V240ZM217 239H220V240H217ZM261 239V240H260ZM4 240V241H3ZM11 240H13L12 242H10ZM14 240H15V242H14ZM28 240H30L29 242H28ZM40 240V239H39ZM40 240V241H41ZM139 240H141V241H139ZM168 240V241H167ZM180 240H182L183 241V243H182V241H180ZM198 240V239H197ZM206 240V239H205ZM7 241V242H6ZM17 241L18 242H20V243H17ZM23 241V242H22ZM61 241V242H60ZM88 241V240H87ZM87 241H85L86 243H87ZM92 241V242H91ZM115 241V242H114ZM131 241V242H130ZM154 241H155V243H154ZM158 241V242H157ZM162 241V242H161ZM167 243H166V242ZM181 243H180V242ZM221 241V242H220ZM224 241V242H223ZM235 241V242H234ZM255 241V242H254ZM4 242H5V244H4ZM10 242V243H9ZM80 242V243H79ZM94 242H96V243H94ZM138 242H139V244H138ZM143 242V243H142ZM163 242H164V244H163ZM177 244H176V243ZM192 242V241H191ZM219 242V243H218ZM227 242H228V245H226L227 244ZM2 243H3V245H2ZM21 243H22V246H21ZM24 243V244H23ZM77 243H78V245H77ZM82 243V245H79V244H81ZM113 243H116V244H114V246L113 247H111L112 246V244ZM125 243V244H124ZM130 243V244H129ZM159 243V244H158ZM205 243V246H206V242H204ZM204 243H203V245H204ZM222 243H225V245H226V247H224L223 245H222V247H224L225 248V250H223L224 248H220V246H221V244ZM230 243H231V246H230ZM244 243V244H243ZM245 243H247V244H245ZM250 243V244H249ZM256 243V244H255ZM6 244H12V245H6ZM91 244V245H90ZM129 244V245H128ZM138 244V245H137ZM157 245V247L155 246V245ZM162 244V245H161ZM184 244H185V246H184ZM214 244V243H213ZM212 244V245H213ZM216 244H218V246L216 245ZM255 244V245H254ZM16 245H17V247H16ZM19 245H20V247H19ZM33 245V246H32ZM38 245V246H37ZM57 245V244H56ZM72 245H74V246H72ZM87 245V246H86ZM116 245V246H115ZM127 245V246H126ZM137 245V246H136ZM163 245H164V247H163ZM183 246V248H182V246ZM208 245V244H207ZM236 245V246H235ZM9 246L10 247V251H9V247L7 248V247ZM11 246H13L14 248L12 249V251H11ZM58 246V248H60ZM83 246H85V247H83ZM89 246H90V248H89ZM139 246V247H138ZM148 246V247H147ZM150 246H152V247H150ZM160 246V247H159ZM172 246V247H171ZM181 246V247H180ZM204 246V247H205ZM209 246H210V244H209ZM234 246V247H233ZM239 246V248H237ZM246 246V248L245 249H243L244 251L246 250V253L244 254V252H243V250H242V248H244V247ZM254 246V247H253ZM16 247V248H15ZM27 247V248H26ZM42 250H44V252L43 251H41L43 254L41 255H39V254H36V253H39V248ZM53 247H56V248H54L53 249ZM80 247V248H79ZM88 247V248H87ZM136 247V249H133V248H135ZM154 247V248H153ZM156 247V248H155ZM170 247V248H169ZM200 247H202V245H199V247L198 248H200ZM207 247V249H210V252H211V250H212V247L210 248H208V246H206ZM235 248V250L234 249H232V248ZM250 247V248H249ZM4 248H6V249H4ZM29 248V249H28ZM38 248V249H37ZM48 248V249H49ZM151 248V249H150ZM158 248H159V250H158ZM165 248V249H164ZM167 248V249H166ZM232 249V251H233V254H234V256H233V254H232V251H231V249ZM8 249V253H7V250ZM153 249H155V250H153ZM156 249H157V252H156ZM161 249H162V252H164V253H162L161 252ZM180 249V250H179ZM185 249V250H184ZM205 250H207L206 248H204ZM203 248H200V250H202V251H204V252H202V253H205V250H204ZM220 249H222L221 251H220ZM226 249L228 250V252L229 253H227V251H226ZM238 249V252L236 251ZM249 249V250H248ZM59 251H61L60 249H58ZM57 250V251H58ZM81 250H84V252H85V250H87L86 251V253H81ZM90 250V251H89ZM112 250V251H111ZM133 252H132V251ZM166 250V251H165ZM182 250H184V252L182 251ZM259 251V254H257V252ZM3 251H5V253L3 254ZM19 251V250H18ZM21 251V250H20ZM57 251H55V253L57 252ZM58 251V252H59ZM103 251H105L107 254L109 253V255L108 256H110V259H108V260H104V262H103V259H104V254H102V255H104L103 257L101 256V258L99 259L98 258V256H99V254L101 253V252H103ZM155 252L154 254L153 253H151V252ZM175 251H177V253H179V254H177V253H175ZM218 251V252H217ZM223 251H225V252H223ZM234 251H236L237 253H234ZM241 251H242V253H241ZM263 251V252H262ZM10 252H11V254L13 253V257H12V255L10 254ZM50 252V253H49ZM80 252V253H79ZM100 252V253H99ZM146 252V253H145ZM160 252V253H159ZM207 252L209 253V251L207 250ZM223 252V253H222ZM249 252V253H248ZM23 253V254H22ZM30 253H32V254H30ZM54 253V254H55ZM88 253V254H87ZM97 253H99V254H97ZM149 253H150V255H149ZM157 253H159V254H157ZM166 253H167V255H166ZM172 253H174V254H172ZM183 253H184V255H183ZM207 253V254H208ZM217 253V254H216ZM225 253V254H224ZM227 253V254H226ZM263 253V254H262ZM10 254V255H9ZM33 254H34V256H33ZM36 254V255H35ZM47 254V253H46ZM45 254V255H46ZM59 254V255H60ZM82 254V255H81ZM84 254V255H83ZM86 254V255H85ZM156 254L157 255H159V256H156ZM183 255V257H182V255ZM213 254V255H212ZM222 254H223V256H222ZM228 254H230V255H232L233 256V258L230 256V255H228ZM235 254H237V255H235ZM256 254H257V258L256 257H254V256H256ZM37 255H39L41 258H42V261L44 262H39V261H41V260H38V258H37ZM48 255H46L48 258L50 257V256H48ZM57 255V254H56ZM59 255L58 256H56V259L55 260H57L58 259V263H59ZM78 255H80V256H78ZM98 255V256H97ZM155 255V256H154ZM161 255V256H160ZM165 255V257H163ZM171 255H173V256H171ZM226 255V256H225ZM242 255H243V258H242ZM246 255H247V257H246ZM259 255V256H258ZM261 255V256H260ZM11 256V257H10ZM17 256V255H16ZM38 256V257H39ZM42 256H44V257H42ZM151 258H150V257ZM154 256V257H153ZM168 256V257H167ZM188 254L186 255V258H184L183 260H182V262L184 261V264H190V262L187 260L188 259V257L190 258V255L188 256ZM204 256L206 257V258H208V256L206 255V253L204 254ZM211 256H209V257H211ZM5 257V258H4ZM31 257H33V258H31ZM39 257V258H40ZM47 257H46V259H47ZM53 257H55L54 255L52 256V258ZM57 257H59V258H57ZM106 257V256H105ZM160 258V259H158V258ZM162 257V258H161ZM178 257V258H177ZM223 257V258H222ZM253 257H254V259H255V261H254V259H253ZM40 258V259H41ZM77 258V259H76ZM103 258V259H102ZM107 258V257H106ZM141 258H142V261H140L141 260ZM144 258V259H143ZM146 258V259H145ZM153 258H155V259H153ZM157 258V259H156ZM170 258H172L173 260V263H171L172 261H171V259ZM214 258H215V260H214ZM224 258H226V260H224ZM231 258V259H230ZM263 258V260H261ZM19 259H21V258H19ZM30 259V260H29ZM50 259V261H51V257L49 258ZM150 259H151V261H150ZM176 259V260H175ZM257 259H259V260H257ZM17 260V261H16ZM53 260H54V258H53ZM76 260V261H75ZM147 260H149V261H147ZM154 260V262H152ZM169 260H170V262H169ZM175 260V261H174ZM208 259H207V261H209ZM229 260H231V262L229 261ZM235 260V261H234ZM243 260V261H242ZM246 260V261H245ZM106 261V262H105ZM209 261V262H210ZM217 261L215 262V264L217 263ZM220 261V262H219ZM256 261H258V262H256ZM18 262H20V260L18 261ZM17 262V263H18ZM22 262V261H21ZM48 262H49V260H48ZM47 262V263H48ZM51 262H53V261H51ZM73 262V263H72ZM139 262V263H138ZM150 262V263H149ZM186 262V263H185ZM189 262V263H188ZM208 262V264H210ZM214 262H213V264H214ZM228 262V263H227ZM230 262V263H229ZM256 262V263H255ZM23 263H20V264H23ZM46 263V264H47ZM54 263H57V262H54ZM57 263V264H58ZM19 264V263H18ZM49 264H50V262H49ZM52 264V263H51ZM60 264V263H59ZM179 264V263H178ZM180 264H183V263H180Z\"/></svg>","mask_w":264,"mask_h":264},{"label":"bare ground","instance_id":"obj_2","mask_svg":"<svg viewBox=\"0 0 264 264\" xmlns=\"http://www.w3.org/2000/svg\"><path fill=\"white\" fill-rule=\"evenodd\" d=\"M31 1H32V0H28L27 2H29V3L27 4V3H24L23 0H9L10 5H9V4H8V5H5L6 2L8 3V0H0V16L3 17V16L5 15V17H3V19H2V17H0V20L2 19V20L0 21V25H2V22H4L5 20H7L6 22L3 23V25H4L5 23H7V24L4 25L5 27H4V26H1V28L3 27V28H5V29L0 30V31H1L0 34L5 30V31H4V35H3V33H2V36L0 35V37H2V38H0V41H2V39H3V41H2L3 43L0 42V76L3 75L2 73L5 71L4 68L6 69V71H7L8 68H9V69H13V63H12V65H11V64L9 65L10 67L7 66L6 63H5V65H6L7 67L4 65V63H2L3 60H4L3 57H5V55H6V53H7V49H8V48H6V53H5V55L3 56V54H4L3 52H5V51H2V50H4V49H2V48H5V47H3V46H4L3 44L6 43V41H4V39H6V38H8V40H10V41H8V42H10V43L12 42V44L14 43V44L16 45V44H17V39H18L19 36H20V31H23V29L21 30V27H20L21 23H20V20L18 19L17 15H18V14L23 15V14L25 13V12H24V9L27 10V11H28L29 9H31V10H32V14H31V10L29 11V12H30L29 14H31V15H29L28 12L26 11L27 14L29 15V18H30V16L33 17V18L31 17L32 19H35L36 16L39 17V18H45V17L49 16V18H50L49 12L51 11V12L54 13V11H55L54 6L52 7V5H48V6H47V4H45L46 7L43 6V5L41 4V0H37V3H38V4L35 3L34 0H33L32 2H31ZM35 1H36V0H35ZM38 1H39V2H38ZM51 1H52V0H51ZM54 1H55V0H54ZM54 1H52V3L55 5ZM56 1H57V0H56ZM56 1H55V2H56ZM59 1H60V0H59ZM59 1H57V3H58V5H60L59 8H61V4H62V2L59 4ZM81 1H82V0H81ZM97 1H98V0H96V5H94V6H96V7H97ZM121 1H122V0H116V2H118L117 4H120ZM139 1H140V0H139ZM139 1L136 2L137 5H138V2H139ZM43 2L46 3V1H42V3H43ZM47 2H48V1H47ZM77 2H78V0H77ZM108 2H109V1H108ZM116 2H115V3H116ZM158 2H159V0H158ZM172 2H173V1H172ZM7 3H6V4H7ZM30 3H35V4H30ZM39 3H40V5H39ZM71 3H72V2H71ZM79 3H80V0H79ZM81 3L84 4V8H87V5H86V7H85V4H87V3H85L84 0H83ZM91 3L95 4V2H94L93 0H92ZM190 3H192V1H191ZM261 3H262V2H261ZM22 4H24V5L27 4V6H24V5H22ZM29 4H30V7H28ZM43 4H44V3H43ZM49 4H50V3H49ZM76 4H77L78 7L80 6L78 3H74V5L72 4V7H73V8L76 7V6H75ZM105 4H106V3H105ZM147 4H148V2H147ZM187 4H188V3H187ZM263 4H264V3H263ZM4 5L6 6V8H5ZM56 5H57V4H56ZM56 5H55V6H56ZM64 5H65V4H62V8L66 9ZM68 5H69V4H68ZM90 5H92V4H90ZM127 5H128V4H127ZM127 5H126V6H127ZM7 6H8L9 8H8ZM92 6H93V5H92ZM92 6H91V7H92ZM94 6H93V7H94ZM135 6H136V4H135ZM177 6H178V5H177ZM187 6H189V5H187ZM192 6H193V5H191V8L189 7L188 10H191V9H192ZM25 7H26V8L28 7L29 9H28V8L26 9ZM56 7H57V6H56ZM66 7H68V6H66ZM72 7L70 6V9H71V10L73 9ZM89 7H90V6H89ZM91 7H90V9L92 10ZM111 7H112V6H111ZM115 7H119V6H116V5H115ZM156 7H157V6H156ZM53 8H54V9H53ZM57 8H58V7H57ZM131 8H132V6H131V7H128L129 10H130ZM136 8H137V7H136ZM6 9H7V10H6ZM22 9H23V10H22ZM88 9H89V8H88ZM94 9H95V7H94ZM21 10H22L24 13H23V12L21 13ZM76 10H77V8H76ZM82 10H83V8H82ZM85 10H86V9H85ZM85 10H84V11H85ZM91 10H90V11H91ZM101 10H102V9H101ZM101 10H99V11H101ZM129 10H128V11H129ZM137 10H138V8H137ZM72 11H73V10H72ZM90 11H89V12H90ZM97 11H98V10H96V13H94V12H90V13L94 14V16L92 17V19L95 17V14L98 15ZM99 11H98V12H99ZM115 11H116V10H115ZM140 11H142L141 8H140ZM207 11H208V10H207ZM255 11H256V10H255ZM65 12H66V11H65ZM75 12H76V11H75ZM87 12H88V11H87ZM89 12H88V13H89ZM112 12H113V10L111 11V13H112ZM134 12H135V10L133 11V13H134ZM143 12H144V11H143ZM190 12H191V11H190ZM256 12H257V11H256ZM5 13H6V14H5ZM7 13H8V14L10 13V14L8 15ZM34 13H35V14H34ZM53 13H50V14H53ZM62 13H63V12H62ZM66 13H68V12H66ZM66 13H65V14H66ZM69 13H70V12H69ZM69 13H68V14H69ZM76 13H77V12H76ZM78 13H79V15H80V14H82V13H84V12L81 13V11L79 12V10H78ZM88 13H85V15L88 14ZM99 13H100V12H99ZM127 13H129V12H127ZM135 13H136V14H135ZM135 13H134V15L138 16V15H137L138 13H137V12H135ZM139 13H140V12H139ZM188 13H189V11H188ZM206 13H207V12H206ZM54 14H56V11H55ZM70 14H71V13H70ZM208 14H209V13H208ZM212 14H213V13H212ZM221 14H223V13H221ZM34 15H35V17H34ZM57 15H58V17H59L60 14H57ZM63 15H64V14H63ZM77 15H78V14H77ZM79 15L77 16V18H79ZM85 15L83 14L82 16L84 17ZM97 15H96V16H97ZM109 15H110V14H109ZM111 15H112V14H111ZM111 15L109 16V17H110V20L108 19V18H109V17H108L107 20H106V22H107V21L110 22V21L112 20L111 18H113V16H111ZM143 15H145V12H144ZM188 15H189V14H188ZM204 15H205V13H204ZM209 15H211V14H209ZM7 16H8V17H7ZM26 16H27V15H26ZM51 16H52V15H51ZM64 16H66V15H64ZM64 16H63V17H64ZM68 16H69V15H68ZM74 16H75V14H74ZM86 16H87V15H86ZM89 16H91V15H89ZM100 16H101V15H100ZM179 16H180V15H179ZM190 16H191V15H190ZM19 17H22V16H19ZM54 17H55V16L53 15L52 19H53ZM61 17H62V16L60 15L59 19H60ZM70 17H72V16H70ZM70 17H69V18H70ZM80 17H81V15H80ZM103 17H105V15H104ZM103 17H102V19H101V20H103V21H101V22H104V18H103ZM205 17H207V16H205ZM259 17H260V16H259ZM259 17H258L257 19H260ZM4 18H6V19H4ZM7 18H8V19H7ZM56 18H57V16H56ZM85 18H86V17H85ZM95 18H96V17H95ZM95 18H94V19H95ZM134 18H135V19H132V17H130L129 14H127V15H125V16H121V15H119V16H116V17H115V19L112 21V23L110 22V24H109V22H108V23H107V24H109L108 26H107V24H106V22H105L104 24H105V26H107V27H106L105 30L103 29V30H104V33H103V37H102L101 44H99V45H97V46L94 45V47L92 46V48H94V49H93V50L91 49L92 52L90 51V53H89V51L87 50L88 53H89V55H88V54H87V55H88V57H89L92 61L95 60V59H98L99 56H100L102 53H104V52L109 48L110 43H111L112 40L114 39V35H116V30H117V28L115 29L114 26H115V25H116V26L119 25L120 27H124V29H123V33H124V31H125L126 34H127V33L130 34V36H129V41H130L131 44L133 43L134 46H133V45H132V46L135 47V50L138 49V52H139V51L141 52V56H140V57H142V58L140 59V61H141V64H140V65L142 66V71H141V70H140V71H141V74H142V72H143V74H142L143 76H142V77H145V76H144L145 74H148V76H149V75H152L153 77H155V76H157V74H158V73H155V68H152L153 70L150 69V70L148 71V66L151 65L152 63L154 64V60H153L152 58H150L151 56L146 55V52H147V50H145V49H146V48H145V42H146L145 39H146V38H145V37L142 38L141 35H140V36L138 35V32H140V31H142V30L145 31V29H144V25L141 23V21H140L137 17H134ZM262 18H263V17H262ZM17 19L19 20L18 23L15 22ZM32 19H31V20H32ZM36 19H37V18H36ZM50 19H51V18H50ZM67 19H68V18H67ZM71 19H72V18H70V20H71ZM89 19H90V18H88V19L86 18L85 20H86L87 22L89 21L88 23H90V20H89ZM92 19H91V20H92ZM18 20H17V21H18ZM22 20H24V19L21 18V21H22ZM38 20H40V19H38ZM45 20H46V18H45ZM55 20H56L55 22H59L58 19H55ZM57 20H58V21H57ZM60 20H61V23H63L62 20H64V18H63V19L61 18ZM68 20H69V19H68ZM68 20H67V21H68ZM70 20H69V21H70ZM75 20H76V19H75ZM75 20H73V22H74ZM78 20H79V19H78ZM80 20H81V19H80ZM83 20H84V18H83ZM95 20H96V19H95ZM95 20H93V21H95ZM150 20H151V19H150ZM218 20H219V19H218ZM255 20H256V19H255ZM33 21H35V20H33ZM36 21H37V20H36ZM46 21H47V20H46ZM48 21L51 22V20H48ZM52 21H54V20H52ZM93 21H91V22H93ZM133 21H134V22H133ZM135 21H136V24H134ZM24 22H25V20H24ZM24 22H23V23H24ZM29 22H30V21H29ZM37 22L39 23V21H37ZM40 22H41V21H40ZM50 22H48L47 25L50 24V25L52 26V25L55 24V22H53V24H51L52 22H51V23H50ZM71 22H72V21H71ZM77 22H78V21H77ZM101 22H100V23H101ZM207 22H208V21H207ZM240 22H241V21H240ZM240 22H239V23H240ZM259 22H260V20H259ZM19 23H20V24H19ZM44 23H45V25H46V22H44ZM59 23H60V22H59ZM61 23H60V24H61ZM67 23H69V22H67ZM67 23H66V24H67ZM79 23H84V22H82V21L80 22V21H79ZM79 23H78V24H79ZM88 23H87V25H89ZM154 23H155V22H154ZM184 23H185V22H184ZM205 23H206V22H205ZM242 23H243V22H242ZM253 23H254V22H253ZM257 23H258V22H256V24H257ZM35 24H36V23H35ZM35 24H34V25H35ZM41 24H42V23H41ZM56 24H57V23H56ZM56 24H55V26H56ZM71 24H72V23H71ZM78 24H76V25L78 26ZM84 24H85V23H84ZM95 24H96V22H95ZM95 24H94V25H95ZM104 24H103V25H104ZM206 24H208V23H206ZM210 24H211V23H209V27L211 26V28H212V26H213L214 24H212V25H210ZM240 24H241V23H240ZM240 24H239V25H240ZM23 25H25V24H23ZM23 25H22V26H23ZM32 25H33V24H32ZM32 25H31V27H29V28L27 27L28 30H29V32H27L28 30H26L25 33H24V32H22L23 34L21 33V34H22V37L20 36L21 39L19 38L20 41L18 42V47L15 46V45L13 44V45H14V46H13L14 48L17 47V48H16L17 51H16V55H15L16 58L13 57V58H12L13 60L9 59V60H11V61H13V62H14L15 60H19L20 63L24 60V64H25V65H28L29 67H32V66H33V67L31 68V70L35 69V70H34V74H33V76H31V78H30L31 81H29V85H28V88H27V89L31 90V92H30L29 95H27L26 97H24L22 100L19 98V99H20L19 102H21V103H18V102H17L18 100L15 101V99L17 98V97H15L14 101H15V104H17V105H16L17 107H20L21 104H23V103L26 101V106H25V107L27 108V106H30V104H29L30 99H32L31 102H33V99H34V98H35L36 100H38V99L42 98V97H40V94H42L43 91H47V89H45V90H41V89L43 88L42 85H43V82H44V80H45L44 78H48V80H49L50 77H49V76H48V77H45V76H47L48 74L46 75V74L44 73L45 76L41 79V77H42L43 75H40L39 73L41 72V74H43L42 72L45 70V69H43L44 66H45L43 63L47 62V60H48V61H49V60H52V57H51V59H50V57H49V59H47L48 56H49V55H48V56L46 55L48 51L46 50L47 52H45V55H44L42 51H44L45 49H44L43 47H40V46L43 44V43H42V42L44 41L43 39H45V38H43V36L47 35V37L45 36V37L47 38L45 41H48V43L50 44V42H53L54 39H55V38H54V37L56 36V35H55V34H56L55 31L61 29L60 27H59V29H58V28L55 29V27L53 26V28H54V30H55V31H54V30H52V27L49 25V26H50L49 28H50L51 30H50V31L47 30V31H48L49 33H50V32H51V33L48 34V32L46 31V29H48V26H47V28H46L45 25H44V28H46L44 32H43L44 29H43L42 27H41L42 30L40 29L41 32H37V31L39 30V29H36L38 26H37V25L34 26V27H33V28H35V30H34V29H32ZM99 25H100V24H99ZM252 25H255V24H252ZM257 25L260 26V24H257ZM29 26H30V25H29ZM71 26H75V24L73 23V25H71ZM79 26L81 27V25H79ZM95 26H96V25H95ZM95 26H94L93 28H95ZM157 26H158V25H157ZM215 26L218 27V25H214V27H215ZM225 26H226V25H225ZM6 27H7V30H6ZM63 27H64V24H63ZM67 27H69V26H67ZM80 27H79V28H80ZM186 27H187V26H186ZM216 27H215V28H216ZM240 27H241V26H240ZM23 28L25 29V27H23ZM38 28H39V27H38ZM64 28H66V26H65ZM64 28H63V29H64ZM73 28H74V27H73ZM79 28H78V30H79ZM81 28H82V27H81ZM81 28H80V30H81ZM86 28H87V27H85V29H86ZM183 28H184V27H183ZM197 28H199V27L197 26ZM197 28H196V29H197ZM238 28H239V27H238ZM241 28H242V27H241ZM30 29H31V30H30ZM69 29H70V28H69ZM82 29H83V28H82ZM255 29H256V28H255ZM40 30H39V31H40ZM61 30H62V29H61ZM78 30H77V31H78ZM88 30H89V29H88ZM229 30H230V29H229ZM229 30H228V31H229ZM237 30H238V29H237ZM239 30H240V28H239ZM31 31H32V32H31ZM63 31H64V34H65L66 29H64ZM69 31H71V30H69ZM72 31H73V30H72ZM72 31H71V32H72ZM144 31H143V33H144ZM198 31H199V30H198ZM228 31H227V32H228ZM257 31H258V30H257ZM30 32H31V33H30ZM46 32H47V34H45ZM53 32H54L55 34H54ZM61 32H62V31H60V33H61ZM66 32H67V31H66ZM83 32H84V29L80 32V34L82 33L81 36H83ZM146 32H147V30L145 31V33H146ZM224 32H226V31H224ZM224 32H223V34H224ZM227 32H226V33H227ZM241 32H242V30H241ZM255 32H256V31H255ZM6 33H7V36H8V37L5 35ZM42 33L45 34V35H43ZM52 33H53V34H52ZM62 33H63V32H62ZM68 33H70V32H68ZM74 33H75V32H74ZM77 33H78V32H76V34H77ZM95 33H96V31H95ZM161 33H162V32H161ZM165 33H166V31H165ZM202 33H203V31H202ZM230 33H231V32H230ZM232 33H233V32H232ZM251 33H253V32H251ZM25 34H27L28 36H27V35L25 36ZM29 34H30V35H29ZM64 34H63V36H64ZM124 34H125V33H124ZM146 34H148V32H147ZM234 34L236 35L237 33H234ZM254 34H255V33H254ZM263 34H264V32H263ZM23 35H24L25 37H27V38L23 37ZM42 35H43V36H42ZM54 35H55V36H54ZM59 35L61 36L62 34H59ZM59 35L57 34V38H56L57 40H58V36H59ZM67 35H68V34H67ZM67 35H65V36H67ZM69 35L71 36L72 34H69ZM69 35H68V36H69ZM78 35H79V33H78ZM95 35H96V34H95ZM101 35H102V34H100V36H101ZM161 35H162V34H161ZM227 35H229V34L227 33ZM230 35H231V34H230ZM230 35L228 36V38H230V37L233 38L234 35H233V36H232V35L230 36ZM239 35H241V34H240V31H239ZM242 35H243V34H242ZM258 35H260V33H259ZM3 36H4V37H3ZM63 36H61V38H62ZM70 36H69V37H70ZM73 36L75 37V35H73ZM81 36H79V37H81ZM143 36H144V35H143ZM262 36H263V35H262ZM40 37L43 38V39H42L43 41L40 42L41 44L38 45V39H39ZM97 37H99L98 33H97L96 38H97ZM203 37H204V36H203ZM225 37H226V36H225ZM225 37H223V38L226 39ZM234 37H235V36H234ZM236 37H237V36H236ZM238 37H239V36H238ZM238 37H237V38H238ZM253 37H254V35H253ZM256 37H257V36H256ZM61 38H59V39H61ZM67 38H68V37H67ZM75 38H76V37H75ZM83 38H85V35H84ZM83 38H82V39H83ZM100 38H101V37H100ZM124 38H125V37H124ZM219 38H220V37H219ZM232 38H231V39H232ZM249 38H250V37H248V39H249ZM254 38H255V37H254ZM263 38H264V36H263ZM56 39H55V41H56ZM62 39H63V38H62ZM65 39H66V38H64V40H65ZM71 39H72V38L70 37L69 41H70ZM82 39L80 38V40H82ZM98 39H99V38H98ZM161 39H162V38H161ZM231 39H230V40H231ZM234 39H235V38H234ZM234 39H233V40H234ZM239 39L241 40L242 37H241V38L239 37L238 40H235V41H237L236 43H235V41H233V42H234L233 45H236L234 48L237 49V47H238V50H237V51H239V49L242 48L240 45L243 44V42H242L243 40H242L240 43L238 42V41H240ZM243 39H244V38H243ZM6 40H7V39H6ZM72 40H74V39H72ZM83 40H84V39H83ZM83 40H82L81 42H83ZM126 40H127V39H126ZM226 40H227V39H226ZM258 40H259V38H258ZM61 41L63 42V40H61ZM78 41H79V39H78ZM148 41H149V40H148ZM249 41H253V38H252V40L249 39ZM256 41H257V39H256ZM15 42H16V43H15ZM57 42H59V40H58ZM62 42L60 43V45L62 44ZM73 42H74V41H73ZM81 42H80V45H81ZM197 42H198V41H197ZM260 42H261V40H260ZM1 43H2L3 46L1 45ZM44 43H46V42H44ZM48 43H47V44H48ZM76 43H77V41H76ZM126 43H127V42H126ZM128 43H129V42H128ZM147 43H148V42H147ZM202 43H203V42H202ZM238 43H239V44H238ZM246 43H247V42H246ZM257 43H258V42H256V44H257ZM8 44H9V43H7V45H8ZM54 44H56V43H54ZM54 44H53V45H54ZM68 44H69V43H68ZM68 44H67V45H68ZM71 44H72V42H71ZM71 44H69V45H71ZM124 44H125V43H124ZM251 44H252V42H251ZM253 44H254V43H253ZM259 44H260V43H259ZM259 44H257L256 46H258ZM262 44L264 45V43H262ZM7 45H5V46H6V47H9V46H10V45H8V46H7ZM62 45H63V44H62ZM72 45H73V44H72ZM78 45H79V44H78ZM78 45H77V46H78ZM80 45H79V46H80ZM147 45H148V44H147ZM197 45H198V44H197ZM37 46H39V49L37 48ZM42 46H45V45H42ZM49 46H52V45H49ZM65 46H66V43H65V45H63V47H65ZM75 46H76V44H75ZM84 46H85V45H84ZM84 46H83V47H84ZM95 46H96V47H95ZM111 46H112V45H111ZM120 46H121V45H120ZM164 46H166V45H164ZM195 46H196V44H195ZM231 46H232V45H231ZM231 46H230V47H231ZM254 46H255V45H254ZM54 47H55V46H54ZM58 47H59V46H58ZM63 47H61V48L63 49ZM90 47H91V46H90ZM127 47H128V46H127ZM133 47H132V48H133ZM198 47H199V46H198ZM250 47H252V46H250ZM250 47H249V48H250ZM260 47H261V46H260ZM263 47H264V46H263ZM11 48H12V47H11ZM40 48H41V49H40ZM42 48H43V49H42ZM52 48H53V47H52ZM70 48H71V47H70ZM79 48H80V47H79ZM124 48H125V47H124ZM129 48H130V47H129ZM163 48H164V47H163ZM202 48H203V46H202ZM243 48H244V45H243ZM243 48H242V49H243ZM252 48H254V47H252ZM16 49L13 50V48H12L11 50H13V52H14ZM75 49H76V48H75ZM84 49H85V48H84ZM84 49H83V50H84ZM109 49H111V47H110ZM200 49H201V48H200ZM261 49H262V47H261ZM9 50H10V48H9ZM9 50H8V53H10ZM39 50H40V51H39ZM41 50H42V51H41ZM50 50H51V49H50ZM50 50H49V51H50ZM56 50H58V49L55 48V51H56ZM65 50H66V47H65ZM65 50H62V51L66 52ZM67 50H68V48H67ZM81 50H82V48H81ZM118 50H119V48H118ZM131 50H132V52H133V49H131ZM232 50H233V49H232ZM35 51H38V52L35 54ZM59 51H61V50H59ZM59 51H57V52H55V53H58ZM122 51H124V50H122ZM191 51H192V50H191ZM203 51H204V50H203ZM229 51H230V50H229ZM235 51H236V50H235ZM237 51H236V53L238 54ZM244 51H245V50H244ZM40 52H41V53H40ZM68 52H69V51H68ZM68 52H66V53H68ZM118 52H119V51H118ZM124 52H125V51H124ZM136 52H137V51H136ZM136 52H135V54L138 53V52H137V53H136ZM140 52H139V53H140ZM204 52H205V51H204ZM233 52H234V51H233ZM52 53H54V52H52ZM86 53H87V52H85L84 54H86ZM139 53H138V54H139ZM239 53H240V51H239ZM258 53H260V52H258ZM11 54H13V53H11ZM14 54H15V53H14ZM34 54H35L37 57H36V56H32V55H34ZM59 54H60V53H59ZM68 54H69V57H68V55H67L68 59H67L65 56H62V57H65V58H66V60H65L66 63H67V60H71V59H70V58H71V55H70V54H72V52H70V53H68ZM84 54H82L83 57H84ZM122 54H123V52H122ZM135 54H133V53H131V51H129V56H128L127 53H126V56H128L127 59H125V61H126L127 64H128V62H127L128 60H129L130 63H132V62L134 61V58H135V57L137 58V56H136ZM147 54H148V53H147ZM158 54H159V53H158ZM241 54H242V53H241ZM7 55H8V54H7ZM7 55H6V56H7ZM42 55H44V56H42ZM53 55H54V54H53ZM53 55H52V56H53ZM75 55H76V54H75ZM75 55H74V56H75ZM155 55H156V54H155ZM9 56H11V55H9ZM12 56H13V55H12ZM45 56H46V57H45ZM56 56H57V55H56ZM82 56H81V54H80V58H81ZM126 56H125V57H126ZM131 56H132V59H131ZM159 56H160V55H159ZM170 56H171V55H170ZM170 56H169V57H170ZM203 56H204V55H203ZM240 56H242V55H239V56H236V57H240ZM257 56H258V55H257ZM257 56H256V57H257ZM7 57H8V56H7ZM33 57H34V59H35L36 61H34ZM43 57H44V58H43ZM83 57H82V58H83ZM100 57H101V56H100ZM125 57H124V58H125ZM30 58H31V59H30ZM54 58H55V56H54ZM57 58H58V57H57ZM57 58H56V59H57ZM77 58H78V57H77ZM89 58L86 59V62H85L83 59H81V60H83V61H81V62H82V63H84V62H85V63H90V62H87V60H88ZM118 58H119V57H118ZM190 58H191V57H190ZM206 58H207V57H206ZM209 58H210V57H209ZM253 58H254V57H253ZM2 59H3V60H2ZM25 59H27V61H26ZM28 59H30V60H28ZM38 59H39V60H38ZM44 59H45V61H44ZM62 59L64 60V58H61V57H60V58H59L57 61H55L54 63H56V62H58L59 60H62ZM73 59H74V58H73ZM73 59H72V61H73ZM75 59H76V57H75ZM119 59H121V58H119ZM138 59H139V58H138ZM168 59H169V58H168ZM212 59H213V58H212ZM215 59H216V58H215ZM222 59H223V58H222ZM5 60H6V59H5ZM7 60H8V59H7ZM63 60H62V61H63ZM91 60H90V61H91ZM157 60H158V59H157ZM1 61H2V62H1ZM29 61H31V62H29ZM37 61H38V63H37ZM39 61H40V62H39ZM41 61H42V62H41ZM77 61H79V59H78ZM165 61H166V60H165ZM171 61H172V60H171ZM189 61H190V60H189ZM189 61H188V62H189ZM210 61H211V60H210ZM5 62H6V61H5ZM17 62H18V61H17ZM49 62H52V61H49ZM60 62H61V61H60ZM69 62H70V61H69ZM81 62H80V63H81ZM123 62H124V61H123ZM161 62H162V61H161ZM178 62H179V61H178ZM180 62H181V61H180ZM180 62H179V63H180ZM182 62H183V61H182ZM211 62H212V61H211ZM241 62H242V61H241ZM15 63H16V62H15ZM30 63H33L32 66H31ZM41 63H42L43 65H42ZM52 63H53V62H52ZM54 63H53V64H54ZM66 63L64 62V64H66ZM80 63H79V64H80ZM82 63H81V64H82ZM85 63H84V64H85ZM133 63H134V62H133ZM133 63H132V64H133ZM138 63H139V62H138ZM162 63H163V62H162ZM169 63H170V62H169ZM190 63H191V62H190ZM21 64H22V63H21ZM21 64H20V67H23V65H21ZM37 64H38V65H37ZM40 64H41V65H40ZM50 64H51V63H50ZM53 64H52V65H53ZM56 64H57V63H56ZM74 64H75V63H74ZM77 64H78V63H77ZM111 64H112V63H111ZM127 64H126V65H127ZM132 64H131V65H132ZM135 64H136V66H137V63H135ZM160 64H161V63H160ZM193 64H194V63H193ZM14 65H15V64H14ZM36 65H37V67H36ZM72 65H73V64H71V66H72ZM96 65H97V64H96ZM118 65H119V64H118ZM118 65H117V66H118ZM121 65H122V64H120L119 66H121ZM126 65H125L124 67H126ZM128 65H130V64H128ZM167 65H168V64H167ZM196 65H197V64H196ZM198 65H199V63H198ZM237 65H238V64H237ZM237 65H236V66H237ZM261 65H262V64H261ZM3 66H4V67H3ZM28 66H26V67H28ZM40 66H41V67H40ZM42 66H43V68H42ZM46 66H49V64L46 65ZM46 66H45V68H46ZM62 66H63V65H62ZM65 66H66V65H65ZM67 66H68V64H67ZM67 66H66V68H67ZM74 66H75V65H74ZM81 66H82V65H81ZM133 66H134V64H133ZM170 66H171V65H170ZM186 66H187V65H186ZM194 66H195V65H194ZM199 66H200V65H199ZM201 66H203V65L201 64ZM209 66H212V65H209ZM209 66H208V67H209ZM213 66H214V65H213ZM11 67H12V68H11ZM14 67H15V66H14ZM34 67H35V68H34ZM39 67H40V68H39ZM111 67H112V66H111ZM121 67H122V66H121ZM130 67H132V66H130ZM130 67H129V68H130ZM134 67H135V66H134ZM196 67H197V66H196ZM234 67H235V64H234ZM2 68H3L4 71L2 70ZM36 68H37V69H36ZM41 68H42V69H41ZM108 68H109V67H108ZM137 68H138V67H137ZM137 68H134V70L137 69ZM139 68H140V66H139ZM168 68H169V67H168ZM174 68H175V66H174ZM191 68H193V67H191ZM199 68H200V67H199ZM201 68H205V62H204V67H201ZM209 68H211V67H209ZM214 68H216V67L214 66ZM231 68H232V67H231ZM259 68H260V67H259ZM261 68H262V67H261ZM263 68H264V67H263ZM16 69H17V68H15V70H13V71L10 70L9 72H7V73H8V74H7V76H8L7 79H9V80H6V81H5L6 74H4L5 77H3V76L0 77V101H1L2 98H3V93L1 94V91H3V92L6 91V90L16 91V88H17L18 86H19V87L21 86V85H20L21 82H19V81L22 80V79H23V80H22V81H23L22 83H24V80H25V83H27L26 80H28V78L24 79V76H27L26 73H23V72H24V68H23V71H22L23 76H21V74H20L21 71H16ZM18 69H19V68H18ZM18 69H17V70H18ZM21 69H22V68H21ZM46 69H47V68H46ZM61 69H62V67H61ZM80 69H83V67L80 68ZM115 69H116V67H115ZM123 69H125V68H123ZM177 69H178V68H177ZM185 69H186V68H185ZM29 70H30V69H29ZM39 70H40V71H39ZM58 70H59V69H58ZM58 70H57V71H58ZM111 70H112V69H111ZM116 70H117V69H116ZM118 70H120L119 67H118ZM118 70H117V71H118ZM130 70H131V69H130ZM130 70H128V71H129V74H128V75H130V73L132 72V70H131V71H130ZM134 70H133L131 76H133V74H135ZM137 70H138V69H137ZM137 70H136V71H137ZM168 70H169V69H168ZM204 70H205V69H204ZM211 70H212V69H211ZM236 70H237V69H236ZM36 71H37V72H36ZM59 71H60V70H59ZM63 71H64V70L62 69V72L60 71V73L57 72V74H56V73H54V72H55V70H54V72H52V73H54L55 75H53V74L51 75L52 77L50 78V80H51V83H50V84H53L52 82H58V81L60 82L62 79H63V80L61 81L62 83H64V81L66 82V79H67V78L64 80V77H66L69 73L67 72V74H66V72H63ZM68 71H69V70H68ZM109 71H110V70H109ZM117 71H116V75L119 74V73L117 74ZM121 71H122V69L120 70V72H121ZM123 71H124V70H123ZM125 71H126V72H124V74L127 73V69H125ZM184 71H185V70H184ZM207 71H208V69H207ZM215 71H216V70H215ZM219 71H220V70H219ZM238 71H239V70H238ZM245 71L247 72V70H245ZM19 72H20V73H19ZM25 72H26V69H25ZM49 72H50V71H49ZM118 72H119V71H118ZM211 72H212V71H211ZM261 72H262V71H261ZM30 73H31V72H30ZM30 73H29V75H30ZM75 73H76V72H75ZM109 73H110V72H109ZM178 73H179V72H178ZM181 73H182V72H181ZM190 73H191V72H190ZM193 73H194V72H193ZM214 73H215V72H214ZM214 73H213V74H214ZM19 74H20V76H19ZM76 74H78V72H77ZM120 74L123 75V73H120ZM179 74H180V73H179ZM186 74H187V73H186ZM186 74H185V75H186ZM222 74H223V73H222ZM243 74H245L244 71H243ZM263 74H264V71H263ZM29 75H28V76H29ZM69 75H70V74H69ZM114 75H115V74H114ZM122 75H121V76H122ZM126 75H127V74H126ZM183 75H184V73H183ZM193 75H194V74H193ZM198 75H199V74H198ZM230 75H231V74H230ZM134 76H135V75H134ZM134 76L132 77L133 81H134V79L136 78V77L134 78ZM152 76H149L151 79H150V78H149V79H146V78H145V80L153 81L154 78H152ZM175 76H176V75H175ZM186 76H187V75H186ZM231 76H232V75H231ZM239 76H240V75H239ZM261 76H262V74H261ZM19 77H21V79H20ZM22 77H23V78H22ZM110 77H111V75H110ZM115 77H117V76H115ZM115 77H114V79H115ZM124 77H125V76H124ZM126 77L128 78L129 76H126ZM139 77H141V75H140ZM142 77H141V78H142ZM158 77H160V76H158ZM158 77H155V80H154L153 82H155V81H157V80H160V78H158ZM209 77H210V75H209ZM107 78H108V77H107ZM122 78H123V77H122ZM127 78H126V79L123 78V79H124L123 81H126ZM137 78H138V77H137ZM137 78H136V80H137ZM141 78H140V80H141ZM147 78H148V77H147ZM157 78H158V79H157ZM178 78H179V77H178ZM180 78H182V77L180 76ZM217 78H218V76H216V79H217ZM223 78H224V77H223ZM229 78H230V77H229ZM30 79H29V80H30ZM68 79H70V78H68ZM111 79H113V78H111ZM128 79H130V81H131V77H129ZM214 79H215V78H214ZM78 80H79V79H78ZM115 80H116V79H115ZM140 80L135 81V82H139ZM181 80H182V79H181ZM190 80H191V78H190ZM190 80H189V81H190ZM211 80H212V79H211ZM218 80H220V79H218ZM223 80H224V79H223ZM7 81H9V82L11 81L9 85H7V83H6ZM46 81H47V80H46ZM67 81H68V80H67ZM103 81H104V80H103ZM107 81H108V80H107ZM110 81H111V80H110ZM120 81H121V80H120ZM120 81H119V82H120ZM127 81H128V80H127ZM127 81H126V83L123 82V86H122L121 83H118V84H117L118 86H119V84L122 86V87L119 86L120 89L122 88V91H121L120 89H118V88L115 89L116 86H115L114 84H113V86H115V88H114V87H112V88H114V90H117V92H123V91H124L123 93H126L127 91L125 92V90H128L127 87L131 86L130 83H129V85L127 86ZM142 81H143V80H142ZM142 81H141V82H142ZM191 81H192V80H191ZM216 81H217V80H216ZM9 82H8V83H9ZM47 82H48V84H49V81H47ZM47 82H45V83L47 84ZM61 82H60V83H61ZM82 82H83V81H82ZM108 82H109V81H108ZM115 82H116V81H115ZM135 82H134V83H135ZM144 82H145V81H144ZM164 82H165V81H164ZM187 82H188V80H187ZM200 82H201V81H200ZM25 83H24V85H25ZM45 83H44V84H45ZM60 83H59V84H60ZM73 83L75 84V82H73ZM76 83L78 84V82H76ZM83 83H84V82H83ZM134 83H132V84H133V87H132V88H134V86L136 85V83H135V85H134ZM145 83H146V82H145ZM151 83H152V82H151ZM151 83H150V85L152 86V84H154V83H152V84H151ZM217 83H218V82H217ZM244 83H245V82H244ZM246 83H247V82H246ZM246 83H245V84H246ZM18 84H19V85H18ZM46 84H45V85H46ZM59 84H58V85H59ZM65 84H66V83H65ZM74 84H73V85H74ZM108 84H110V83H108ZM108 84H107V85H108ZM138 84H139V83H138ZM141 84L143 85L144 83H141ZM155 84H156V82H155ZM181 84H182V83H181ZM185 84H186V83H185ZM191 84H192V83H191ZM191 84H190V85H191ZM22 85H23V84H22ZM142 85H141V86H142ZM147 85H148V84H146L145 86L147 87ZM159 85H160V84H159ZM163 85H164V83H163ZM173 85H174V84H173ZM183 85H184V84H183ZM216 85H217V84H216ZM46 86H48V85H46ZM77 86H78V85H77ZM124 86H125V87H124ZM136 86H137V85H136ZM141 86H139V87L141 88ZM145 86H144V88H146ZM151 86H150V87H151ZM208 86H209V85H208ZM218 86H221V85H218ZM57 87H58V86H57ZM62 87H63V86L61 85V88H62ZM66 87H67V86H66ZM110 87H111V86H110ZM137 87H138V86H137ZM148 87H149V86H148ZM156 87H157V86H156ZM170 87H171V86H170ZM198 87H199V85H198ZM245 87H246V86H245ZM55 88H56V87H55ZM74 88H75V87H74ZM80 88H81V87H80ZM144 88H143V86H142L141 89H142V90H146V89H148V88H146V89H144ZM153 88H155V87H153ZM174 88H175V87H174ZM200 88H201V87H200ZM200 88H199V89H200ZM209 88H210V87H209ZM228 88H229V87H228ZM252 88L254 89V88H256V87H252ZM14 89H15V90H14ZM18 89H20V88H18ZM58 89H59V88H58ZM90 89H91V88H90ZM104 89H105V88H104ZM106 89H107V88H106ZM123 89H124V90H123ZM141 89H140V90H141ZM155 89H156V88H155ZM183 89H184V88H183ZM197 89H198V88H197ZM210 89H211V88H210ZM247 89H248V87H247ZM52 90H53V89H52ZM130 90L133 91V93H132L133 96H134L135 94H137V93H135V92H137L138 90L135 91V88L132 90L131 87H130ZM130 90H129V91H130ZM180 90H181V89H180ZM190 90H191V89H190ZM190 90H189V91H190ZM48 91H49V88H48ZM50 91H51V89H50ZM66 91H67V90H66ZM66 91H65V93H64V95H65L64 98H65L66 95H67V92H66ZM102 91H104V90H102ZM110 91H113V90H110V89H109V92H110ZM147 91H148V93H149L151 90L148 89ZM147 91H145L144 93H146ZM164 91H165V90H164ZM177 91H178V90H177ZM228 91H229V90H228ZM22 92H23V91H22ZM39 92H40V93H39ZM53 92H54V91H53ZM68 92H69V90H68ZM71 92H72V90H71ZM87 92H88V91H87ZM104 92H106V94L109 93V92H107V91H104ZM117 92H116V91H115V92L113 91V93H114V94L116 93V94H115V95L112 94V96H114L115 99L117 98V100H115L114 98H112V96H111V100H112V102H113V101H117V103L120 102V105H117L116 102H113V103H112L111 100H110V97H109V98H107V99H109L108 101H109L110 103H112V104H115V103H116V105H115V106H114V105L110 106L111 104H109V105L106 104L107 107L109 106L107 109L109 110V108H110V109L114 110L113 108L116 107V108H115L116 111H113V112H116V113H117V112H118L117 110H118L119 108L122 107L121 109H124V110L122 111L124 114L120 115V116H121L120 119H118L119 116H117L116 119H117V120H121V121L124 120L123 122H125V121L128 120L127 118H130V117H131V119H129V120H131V122H132V118H133V120L135 121L136 117H132V116H134V115L131 116L132 113H130V111H129V113L127 112V109H128V108H126V110H125L124 106L122 105L123 103H126L127 100H125V102H121V101H120V96H118L119 98L117 97V95H118ZM166 92H167V91H166ZM179 92H180V91H179ZM181 92H182V91H181ZM202 92H204V91H202ZM241 92H242V91H241ZM8 93H9V92H8ZM11 93H12V92H11ZM56 93H57V92H56ZM62 93H63V92H62ZM91 93H92V90H91ZM130 93H131V92H130ZM140 93H142L143 96L145 95V94H143V91H141ZM167 93H168V92H167ZM211 93H212V92H211ZM250 93H251V90H250ZM22 94H23V93H22ZM24 94H25V93H24ZM51 94H52V93H51ZM92 94H93V93H92ZM127 94H128V93H127ZM127 94H124V96L127 95ZM132 94H129V96H130V95L132 96ZM162 94H163V93H162ZM181 94H182V93H181ZM191 94H192V93H191ZM241 94H242V93H241ZM8 95H9V94H8ZM71 95H73V93H72ZM94 95H95V94H94ZM122 95H123V94H122ZM139 95H140V94H139ZM149 95H150V94H149ZM167 95H168V96H167ZM167 95H166V93L163 94V95H162V98H161V102H160V100H159V103L162 104L161 107L158 108L159 111H161L162 107H163V108L165 107L164 109H166V106H167V105H165V103H166V104H167L168 102H169V103H170V102H172V103H176V102H173L172 99H168V100H170V101L165 102V100L167 99V97H170V96H169L170 94H167ZM175 95H176V94H175ZM213 95H214V94H213ZM252 95H253V94H252ZM252 95H251V99L248 97L250 100L253 99V96L255 97V95H253V96H252ZM36 96H37V97H40V98H37ZM42 96H44V93H43ZM67 96H68V95H67ZM92 96H93V95H92ZM96 96H97V95H96ZM129 96H128V97H129ZM131 96H130V97H131ZM133 96H132V98H133ZM137 96H138V95H137ZM143 96H142V97H143ZM157 96H158V95H157ZM165 96H166V99L163 100ZM178 96H179V95H178ZM184 96H185V95H184ZM192 96H193V94H192ZM203 96H205V97H204V99H205V98H206V95H203ZM217 96H218V94H217ZM234 96H235V95H234ZM50 97H51V96H50ZM50 97L48 96V97H47V100H46V101H48V106L44 105L46 110H41V108H42V106H43V105H42V103H43V102H42V99L40 100L42 103H41L39 100L37 101V102H40V103H39V106L37 107L36 113H37V115H38V112H40V111H41L42 113H39V114H40V115H38L39 118L37 117L36 114L34 115V116H36V119H34V122H35V120L38 121V122H36L37 125H36V124H34V125H35V126H40V127H38V128L36 127V128L38 129V131H39V132H38V131H37V132H38V134H40V136H37V135H38L37 132L35 133L34 131H32V130H37V129H32V130H31L32 133H35L34 135H36V136H34L33 134H31V136H32V137H31L29 134H26V135H28V138H29L28 140L31 141V143H33V142H32L33 140L36 141V139H33V138H36V137H37V139H39L40 141H43V140H44L43 138H44V136H45V137H46V138H45V141H46V142L43 141V143L45 142L44 144H43L42 142H40V143L42 144L43 147H46V148H47L48 146L45 145V144L50 145V144L52 143L51 139L53 140L54 138H56L57 136H55V135H56L58 132H60V129L62 128L61 126H57V124H55L56 121H55V118H54V117L57 115V114H55V113H56L55 110L53 111V113H54L55 116L52 115L53 113L51 114L50 112L47 111V110L51 109V108L47 109L48 107H51V106H52V110H53L54 107H57V106H53V105H56V103H57V104H60L58 101H60L61 98L59 97L60 99H59L58 101H53V102H54V103H52L53 105H50V106H49V104H51V102H49V98H50ZM72 97H74V96H72ZM142 97H140V98H142ZM172 97H173V96H172ZM172 97H170V98H172ZM174 97H175V96H174ZM185 97H186V96H185ZM214 97H215V96H214ZM256 97H259V95H258V96L256 95ZM256 97H255V98H256ZM6 98H7V96H6ZM10 98H11V97H10ZM45 98H46V97H45ZM45 98H44V99H45ZM64 98H63V102H64ZM76 98H77V96H76ZM78 98H79V97H78ZM124 98H125V97H124ZM149 98H150V97H149ZM176 98H177V97H176ZM215 98H216V97H215ZM255 98H254V100H255ZM70 99H71V98H70ZM121 99H122V97H121ZM126 99H127V97H126ZM130 99H131V98H130ZM138 99H139V97H138ZM138 99H136L135 101H137ZM142 99H144V98H142ZM159 99H160V98H159ZM184 99H185V98H184ZM188 99H189V98H188ZM195 99H196V97H195ZM249 99H247V100H249ZM257 99H258V98H257ZM36 100H35V101H36ZM90 100H91V99H90ZM105 100H106V97H105ZM118 100H119V101H118ZM122 100H123V99H122ZM162 100H163L164 102H162ZM171 100H172V101H171ZM174 100H175V99H174ZM196 100H197V99H196ZM210 100H211V98H210ZM222 100H223V99H222ZM222 100H221V101H222ZM240 100L243 101L242 99H240ZM46 101H44V102H46ZM76 101H77V100H76ZM86 101H87V100H86ZM123 101H124V100H123ZM128 101H130L129 98H128ZM145 101H146V100H145ZM213 101H214V100H213ZM217 101H220V100H218V99L216 98V103H217ZM230 101H231V100H229V103H230ZM232 101H233V100H232ZM235 101H236V100H235ZM255 101H257V100H255ZM8 102H9V101H8ZM12 102H13V101H12ZM16 102H17V103H16ZM31 102H30V103H31ZM61 102H62V100H61ZM66 102H68V101H66ZM77 102H78V101H77ZM80 102H81V101H80ZM83 102H84V101H83ZM87 102H88V101H87ZM104 102H105V101H104ZM141 102H142V100H141ZM141 102H140V105L143 107V105H144L145 103L142 102V103H143V104H142ZM146 102H147V101H146ZM178 102H179V101H178ZM178 102H177V104H178ZM188 102H189V101H188ZM198 102H199V101H198ZM208 102H209V101H208ZM244 102H245V101H244ZM69 103H70V102H69ZM74 103H76V102H74ZM84 103H85V102H84ZM121 103H122V104H121ZM172 103L170 104V106L172 105L174 108L171 107L170 109H172V108L175 109V107L178 108V106H176L177 104L173 105ZM199 103H200V102H199ZM206 103H207V100H206ZM213 103H214V102H213ZM227 103H228V102H227ZM229 103H228V104H229ZM247 103H248V102H247ZM254 103H256V102L253 101V103H251V104H254ZM258 103H259V102H258ZM260 103H261V102H260ZM5 104H6V103H5ZM11 104H13V103H11ZM18 104H19L20 106H18ZM24 104H25V103H24ZM24 104H23L22 106H24ZM36 104H38V103H33V105H36ZM44 104H46V103H44ZM67 104H68V103H67ZM77 104H78V103H77ZM136 104H137V105H136V106L134 105V106H135L136 108L139 107V109H140L141 106L139 105V103H136ZM163 104H164V106H163ZM180 104L182 105V103H180ZM189 104H190V102H189ZM210 104H211V106H212V102H211ZM214 104H215V103H214ZM218 104H219V102H218ZM223 104H224V103H223ZM240 104H241V103H240ZM244 104H245V103H244ZM244 104H243V105H244ZM261 104H262V103H261ZM3 105H4V104H3ZM6 105H7V104H6ZM41 105H42V106H41ZM68 105H70V104H68ZM184 105H185V104H184ZM215 105H216V104H215ZM219 105H220V104H219ZM241 105H242V104H241ZM248 105H249V104H248ZM12 106L15 107L14 104H13ZM22 106H21V107H22ZM70 106H71V105H70ZM70 106H69V107H70ZM75 106H76V105H75ZM117 106H119V107H117ZM120 106H121V107H120ZM159 106H160V104H159ZM185 106H186V105H185ZM220 106H221V105H220ZM230 106H231V105H230ZM232 106H233V104H232ZM232 106H231V107H232ZM236 106L238 107V105H235V108H237ZM239 106H240V105H239ZM245 106H246V104H245ZM255 106H257V105H255ZM258 106L260 107V105H258ZM0 107H1V106H0ZM17 107H16V108H12V109L10 110V108H11V106H10V107L7 108V110L5 109L6 111L3 110L4 112H0V123H1V126L3 125L2 122L5 123V121H7V123L10 124V126H11L12 124H15L14 127H17V130H18V126H19V125L21 126V129H22V127H23V128L25 127L24 125H26L27 128L25 127L24 130H26V129L29 130V129L33 126V124H32L31 127L28 126V125L31 124L32 119H33V118H31L32 115H31L30 113H29V114H30L31 116L29 117L30 119H28V112H30V111H28L27 109H25L26 111L24 110L25 112H27V113H26V116H25L26 118H24V117L20 118L21 121H22V123H21V121L19 120L20 122H19L18 126H16L17 123H18V121L16 122L17 119H16V120L13 119V118H15L14 115H18L19 113H21L20 110H22V109H20L21 107H20V108H17ZM40 107H41V108H40ZM63 107H64V105H63ZM111 107H113V108H111ZM135 107H134V108H135ZM144 107H145V105H144ZM179 107H180V105H179ZM186 107H187V106H186ZM194 107H195V106H194ZM204 107H205V106H204ZM213 107H214V105H213ZM216 107H219V106H216ZM226 107H228V105H227ZM241 107H243V106H241ZM39 108H40V111H38ZM66 108H67V107H66ZM77 108H78V105H77ZM87 108H88V107H86V109H87ZM134 108H133V109H134ZM205 108H206V107H205ZM214 108H215V107H214ZM219 108H220V107H219ZM229 108H230V107H229ZM233 108H234V106H233ZM233 108H232V109H233ZM245 108H246V107H245ZM256 108H257V107H256ZM256 108H255V109H256ZM18 109H19V112H18ZM43 109H44V108H43ZM55 109H56V111H57V108H55ZM58 109H59V108H58ZM63 109H65V108H63ZM63 109H62V111H63ZM67 109H68V108H67ZM69 109H70V108H69ZM139 109H138V110H139ZM141 109H142V110H141ZM141 109L139 110V112H141V111L144 112V110L147 111V109H144V108H141ZM143 109H144V110H143ZM180 109H182V107H181ZM217 109H218V108H217ZM238 109H239V107H238ZM13 110H16V111H17V114H15L16 112L14 111V115L11 116L10 113H12ZM29 110H30V109H29ZM71 110H72V109H71ZM135 110H136V109H135ZM185 110H187V109L184 108V110H182V111L179 110V111L181 112V115L183 114L182 117H183L184 119L182 118V120L184 121V123H185V118L187 119V120H186V123H187V125H188V130H187V131H188L189 134L191 133L190 136H192V135H194V133H193L192 131H195L196 128H195V129L193 128V130H192L191 128H192L193 126L191 127V126H190L191 124H190V125L188 124V120H189L190 117H191V115H190L188 112H189V111L191 112V108H190L189 111H185ZM193 110H194V109H193ZM206 110H207V109H206ZM228 110H229V109H228ZM242 110H243L242 113H244L245 115L243 116V114L241 113L242 115H240V117L243 116L244 120H243L242 122H244V124H243V123H240V124H243V125H241L242 128H241V130H239L241 133H239V136H238V138H237V140H236V141L239 143V145H237V146H242L243 148H246V150L249 149V147H250V149L252 150V151H251V153H252V152L255 151V150L253 151V146H254V149L257 148V147H255V146H256V143H255V141H254V142H249V145L247 146L246 144H248V143H247L248 140L251 141V139H253V138H250V137H249V139H247V136L251 135L250 132H251V131L253 132L252 127H254V132H253V134H252L253 137H254V135H255L256 137L261 136V137L263 138V136H264V115H263L264 113H263V112H264V111H261L262 114H260L261 112L258 113V117H257V119L259 118L258 120L261 121V124H260L261 127H260V126H259V123H260V122L258 123V122H255L254 120H253V121H254L255 126H252V125H251V123H252V119H249V117H250L251 115H250V116L248 115V119H246V118H247V113H249V112L247 111L248 109L246 110L247 113L245 112L244 107H243ZM8 111L10 112L9 114H7ZM11 111H12V112H11ZM31 111H32V110H31ZM45 111H46V112H45ZM119 111H120V109H119ZM125 111H126V112H125ZM151 111H152V108H151ZM154 111H156V114H157V115L160 117V119H161V117H162V116H161V112L158 114V113H157V110H156V109H153L152 113H153ZM159 111H158V112H159ZM163 111H164V110H163ZM175 111L178 113V109H176V110H174V111H171V110H170L171 113H170V115H169L170 117H168V118L172 119L171 117H174V116H171V115L174 114ZM220 111L222 112V109H221ZM220 111H218V112H220ZM226 111H227V110H226ZM238 111H239V110H238ZM240 111H241V110H240ZM258 111H259V110H258ZM58 112H59V111H58ZM64 112H65V110H64ZM64 112H63V114H64ZM107 112H108V111H107ZM107 112H106V113H107ZM122 112H121V113H122ZM143 112H142V113H143ZM180 112H179V114H180ZM182 112H184V113H182ZM200 112H201V111H200ZM218 112H217V113H218ZM223 112H224V111H223ZM229 112H230V110H229ZM231 112H232V111H231ZM231 112H230V113H231ZM233 112H235V111H233ZM5 113L10 117V119L5 120V118L8 117V116H5L4 119L2 118V116H3ZM46 113H47V114H46ZM65 113H66V112H65ZM81 113H82V115H83L84 112H81ZM85 113H86V112H85ZM104 113H105V112H104ZM106 113H105V114H106ZM116 113H115V114H116ZM118 113H119V112H118ZM118 113H117V114H118ZM126 113H127V114H126ZM142 113H140L139 115L142 117L141 119L143 120V122H146V123H147V121L149 122V120L151 119V118H150L151 116H149V115L151 114V112H150L149 115H148V112H147V115H145L147 118H148V116H149L148 119L143 115L145 112H144L143 114H142ZM186 113H188V115H189L190 117H188V115H187V117H185V116H186ZM226 113H228V112H226ZM237 113H238V112H237ZM6 114H5V115H6ZM12 114H13V113H12ZM24 114H25V113H24ZM41 114H43V117H41V116H42ZM48 114H51V115L49 116ZM115 114H113V115H115ZM128 114H130V115H129L130 117H129V116L125 117V115H128ZM145 114H146V113H145ZM154 114H155V113H154ZM154 114H153V115H154ZM156 114H155V115H156ZM200 114H201V113H200ZM218 114H220V113H218ZM222 114H223V113H222ZM222 114H221V115H222ZM22 115H23V113H22ZM44 115H45V117H44ZM46 115H47V116H46ZM73 115H74V114H73ZM78 115H79V117L81 116V114H78ZM86 115H88V114H86ZM123 115H124V116H123ZM142 115H143L144 117H143ZM151 115H152V114H151ZM157 115H156V119H157V117H158ZM223 115H224V114H223ZM225 115H226V114H225ZM225 115H224V116H225ZM252 115H253V114H252ZM259 115H260V116H259ZM19 116H20V114H19L17 117H19ZM34 116H33V117H34ZM59 116H60V114H59ZM62 116H63V115H62ZM65 116H66V115H65ZM84 116H85V114H84ZM89 116H90V115H89ZM140 116H139V117H140ZM177 116H178V115H177ZM203 116H204V115H203ZM215 116H217V118H218L219 115H216V113H215ZM224 116H223V117H224ZM226 116H227V115H226ZM253 116H254V115H253ZM256 116H257V114H256ZM11 117H13V118H12V120H14L13 123L10 121V120H11ZM50 117H51V118H50ZM52 117H53L54 119H52ZM69 117H70V116H69ZM81 117H82V116H81ZM86 117H88V116H86ZM139 117H138V119H136V122L133 121L135 124H136V123H138V124H137V125L133 124V126L135 125V126H134V129H136V128H138V126L140 127V126L142 125L143 127H140L141 130H140V128H139V129H138L139 131H138V130H134V129H133V131H132L133 126L131 125V127H132V128H131V127L128 125V124H130V123L128 122L129 120L127 121L128 124H126V122L123 123V127H121L122 129H119V130H123V128H125V127L128 125V126L126 127L127 129H130V128H131V131H132V132H134V131H136V132L138 131V132H139L140 138H139V136L137 135L138 132H137V134H136V132H135V134H134V133L131 134V135H133L132 137L134 138V140L136 139V136H138V138H137V140H136L135 143H133L134 140L132 139V137L130 138L131 135L128 136V137L131 139V141H133L132 143H131L130 141H128V142H130V143H128V146H131V148H133V149H132L133 152L138 151V152H136L137 155H135V153H134V155H132V154H131V151H129L128 155L125 154L126 159L129 161V162H128V161L126 162L125 156H121V155H119L120 151H118L119 153H117L118 156L120 157L119 160H123V159H124V161L122 162V163H123V166H124V165H127V164L130 163V162H132V164L130 163L132 166H131L130 164H128L130 168H129L128 166H124L125 168H128L129 170H128V169H124V170H122V171H125V173L127 172L128 175H127V174H124V173H122V174H124V176L127 175V176L129 177V180L131 179V180L133 181V183H134V181H135L136 183H134V184L131 183L132 185H130V187H128L129 184H130V183H128L129 180H128L127 182H125V181L128 179V177H127L126 180H124V177H123V176H122V178H121V170H117V171H119V173H120V177H118L117 174H115V175L112 176V178L115 176V177H114L115 179H111L109 176H106L105 173L108 171V166L106 165V163H108V164L111 163L112 160H110V159H111L110 157L114 154V152L112 151V153L110 154V157H108L107 159L104 158L105 155H103V153H102L105 162L103 161V159H102V161L105 163V164H104V163H103V164H104L105 166H107V167H106L107 169L104 167V165H101V167H100V165H99L100 170L98 169L99 167H97V168L95 167L93 173L95 172L96 179L99 178V181L101 180V181H100V184L104 181V179H105L106 181H109V182L112 180V181H111L112 184L109 183V182H106V181L103 182L104 184H106V183L108 184V183H109V185H111V186H109V187H110V188H108L109 190H107V187H108V186H107V187H104V191L102 190L101 192H99V191L101 190L102 185H101V186H98L99 188L96 186V187L98 188V189H96V187L93 185V184H94V183L92 182L93 180H90L89 183H90V182L92 183V184H90V185L92 186L91 188H92V189L95 188L96 191H97V192H96V191H93L92 189L86 188L87 186H90V185H87V181H86L85 186H83V188L87 189L88 191H89V190L91 191L92 194H91V196L89 195V197H91V199H93V198L96 199V198H97V199H96L97 201L92 200V204H91V202H90L89 206L87 207L86 213H87V212L89 213V211L91 210V208L93 209V208L95 207L94 205H95L96 203H97V204H96L97 206H96L95 208H97V209H102V208H103L102 210L105 211V206H107V205H105V204H106L107 202H106V203L104 202V203H105V204H104L105 206H104V205L101 206L100 203H99L98 201H102V200L104 201V200H105L104 198H106V200H107V199L109 198V197H108V196H109L108 194L111 193L110 191H111L112 189H113L112 192H114L115 190H118V191L120 190V191H121V188H119V189H114V187L117 188V187L115 186V184H114V182L116 183V181H118V182L121 181V182L119 183V184H120L119 187H121V185L123 184V185H122V188H123V186H124V188H125V187H126V184H128V185H127L128 189H131V191L128 190V191H130V193H131L132 191H135V188H137V187H136L137 184H138V186L140 187V183H139V181H140L142 178L148 180V181H147V186H149V185L151 184V180H152V182H153V181L155 182V180H154V177H155V176H154V174H153V171H151V169H148V172L151 171L150 174H145V173H147V168H146V167H148V168L151 167V168H152L151 161H152V160L154 161V160L157 159V158H159V159H157V161H158V160H162V159H161V158H162V157H161L162 155L160 156V154L157 153L158 148H153V147H152V144H153V143L151 144V146H150V143H151V142H150V143H149V142L147 143V140H148L147 138H148V137H150V136L152 135L153 138H155L156 140H158L157 133L159 132V133H158V134H159L158 136H159V138H160V136L162 135V134L160 135V133H161L160 131L163 132V129H165V127H168V128L170 129V133H169V135H170L171 133L174 132L173 130H175L174 134H171V135H170L171 137H170L169 135H166V134H168V132H169V131H168L167 133L165 132L164 137L161 136L162 138L159 139L160 141L158 140L159 144L162 145V144H163L162 142H163L164 140H166V141H164V142H167V139L169 140V139L172 138V136H173V138H174V136H175V140L172 138L173 141H172V140H169V141L167 142V144H166V146H167V150H166V148H164L165 150L160 149V150H162V153L165 151V153H163V154H166V153H167V154H168V153L170 154V150H173V148L171 147V143H173L174 141H176V138H177L176 135L178 134V133L176 134V129H175V127H176V126H175L176 121H175L174 125L170 126V125H171V122L169 121V119H167V122H166L167 125H166V123H165V124H164L165 127L162 126L163 128L161 127V128H160V131L157 132V130H159V129H158L156 126H154V125L157 123L156 121H155L156 123H154V120H151L150 122H152L154 125H151V126H150L149 123H147V124H146V123L143 124V122L140 121L141 119H139ZM159 117H158V120H159ZM194 117H195V116H194ZM200 117H201V116H200ZM223 117H219L218 119L221 118V119L223 120V119H224ZM231 117H233V116H231ZM238 117H239V116H238ZM57 118H58V120H59V121L57 120V122H61L60 119H63V118H65V117L61 118V117H58V115H57ZM59 118H60V119H59ZM122 118H125L126 120H125V119L122 120ZM134 118H135V119H134ZM145 118H146V119H145ZM178 118H181V117H178ZM192 118H193V117H192ZM227 118H228V117H227ZM250 118H251V117H250ZM18 119H19V118H18ZM22 119H23L24 121H23ZM38 119H39V120H38ZM40 119H43V121H42V120L40 121ZM47 119H48V121H47ZM50 119H51V120H50ZM67 119H68V118H67ZM96 119H97V118H96ZM106 119H107V117H106ZM152 119H153V118H152ZM194 119H195V118H194ZM200 119H202V118H200ZM218 119H215V120L218 121ZM221 119H220V121H222ZM3 120H4V121H3ZM28 120H29V123H30V124L28 123ZM44 120H45L46 122H45ZM76 120H77V119H76ZM78 120H79V119H78ZM80 120H81V119H80ZM138 120H139V121H138ZM144 120H145V121H144ZM158 120H157V121H158ZM174 120H177V122L179 121V119H176V118H174ZM208 120H209V118H208ZM230 120H231V119H230ZM230 120H229V121H230ZM39 121H40L41 123H42V122H45L47 125L45 126V123L41 124ZM51 121H52V122L55 121V122H53V123L57 126V127H56V126H55V127H56L58 130H56L55 127H54L53 125H51L50 127H51V128L53 127L52 129H54L55 131L52 130L50 127H47V126H48V123H49V124L52 123ZM62 121H63V120H62ZM83 121H84V120H83ZM87 121H88V119H87ZM159 121H160V120H159ZM202 121H203V119H202ZM220 121H218L219 124L221 123ZM23 122H24V125H23ZM50 122H51V123H50ZM88 122H89V121H88ZM91 122H92V121H91ZM108 122H109V121H108ZM108 122H107V124H108ZM114 122H115V121H114ZM164 122H165V121H164ZM173 122H174V121H173ZM223 122H225V120H224ZM226 122H227V121H226ZM226 122H225L223 125L226 126ZM240 122H241V119H240ZM7 123H5V125H4L3 127H6ZM11 123H12V124H11ZM27 123H28V125H27ZM62 123H63V122H62ZM76 123H78V122H76ZM103 123H104V122H103ZM159 123H160V122L157 123V126H158V127H160V126L162 125L161 123H160L161 125H160ZM189 123H190V122H189ZM257 123H258V125H257ZM40 124H41V125H40ZM59 124H60V123H59ZM59 124H58V125H59ZM63 124H64V123H63ZM78 124H79V123H78ZM112 124H113V123H112ZM121 124H122V123H120V121H119V122H118V125L121 126ZM125 124H126V126H124ZM150 124H151V123H150ZM168 124H170V125H168ZM172 124H173V123H172ZM177 124H178V123H177ZM230 124H231V123H230ZM252 124H253V123H252ZM254 124H253V125H254ZM92 125H93V124H92ZM92 125H91V126H92ZM197 125H198V122H197ZM197 125H196V126H197ZM10 126H9V127H10ZM41 126H42V127H41ZM62 126H63V125H62ZM74 126H75V125H74ZM76 126H77V125H76ZM88 126H89V125H88ZM108 126H109V125H108ZM108 126L105 125V126H104L105 128H104L103 130H106ZM145 126H146V127H145ZM147 126H150V127H149V130H150V131H148ZM153 126H154V127H153ZM169 126L172 127V128H173L174 126H175V127H174V129H172V128H170ZM181 126H182V125H181ZM209 126H210V124H209ZM209 126H208V127H209ZM220 126H221V124H220ZM228 126H230V125H228V123H227V127H228ZM238 126H239V124H238ZM251 126H252V127H251ZM7 127H8V126H7ZM12 127H13V125H12ZM12 127L9 128L10 131L8 130V132H5V131H4V134H7V133L9 134V135H5L6 138H5V136H3L4 134H3V135L0 134V145H1V146H4V148L2 149V151H5L4 149H5V147H6V146H5L6 144L8 145V147H10V145L12 144V142H14V141H13L14 137L17 135V136H16V139H15V142H17V143L22 142L21 144L19 143L21 147L18 146L19 144H15V149L17 148V149H16L17 151H16V150L14 151V150H13L14 148H13V149H12V150H13L12 152H13L14 154H16V157H17V156H21V155H23V154L27 155V154L25 153L26 151H28L27 146H26V150H25V147H23L22 144H26V143L29 142V141L26 140L27 138L21 136V132H22V131H20V132L18 133L17 131L12 130ZM14 127H13V129H14ZM29 127H30V128H29ZM63 127H64V126H63ZM80 127L83 128V126H80ZM89 127H90V126H89ZM89 127H88V129H89ZM112 127H114V126L112 125ZM128 127H129V128H128ZM151 127H152V129H154V130H153L154 133H152V134H151V131H152ZM179 127H180V126H178V128H179ZM223 127H224V126H223ZM250 127H251L252 130L250 129ZM1 128H2V127H1ZM33 128H34V126H33ZM42 128H43V130H42ZM44 128H45V129H44ZM73 128H74V127H73ZM77 128H79V127H77ZM91 128H92V127H91ZM91 128H90V129H91ZM119 128H120V127H119ZM126 128H125V130L128 131ZM155 128H156L157 130H156ZM180 128H181V127H180ZM180 128H179V129H180ZM186 128H187V127H186ZM186 128H185V129H186ZM211 128H212V126H211ZM211 128H210V130H212ZM4 129H5V128H4ZM7 129H8V128H7ZM7 129H5V130H7ZM66 129H67V127H66ZM111 129H113V128H111ZM143 129H144V130H143ZM166 129H167V128H166ZM201 129H202V128H201ZM230 129H231V128H230ZM239 129H240V126H239ZM248 129L251 130V131L249 130V135H247V133H248L247 130H248ZM2 130H3V129H2ZM50 130H51V131H50ZM75 130H76V129H75ZM92 130H93V128H92ZM116 130H117V131H115V130H113V131H114L115 133L119 132L118 129H116ZM125 130H124V131H125ZM167 130H168V129H167ZM171 130H172V131H171ZM12 131L15 132V134H14ZM42 131H43V132H42ZM57 131H58V132H57ZM63 131H64V130H62V132H63ZM76 131L78 132V131H80V130L77 129ZM129 131H130V130H129ZM131 131H130V133H132ZM140 131H141V132H140ZM142 131H145V132L148 131V133H145V135H144V133H143ZM199 131H200V130H199ZM24 132H25V131L22 132L23 135H25ZM26 132L29 133L27 130H26ZM41 132L43 133V135H42ZM45 132H46L47 134H46ZM53 132H54V133L56 132L55 135H54L55 137L53 136V134H54ZM88 132H89V131H88ZM110 132H111V131H110ZM155 132H156V133H155ZM217 132H218V131H217ZM252 132H251V133H252ZM10 133H12V135H10ZM30 133H31V132H30ZM44 133H45V135H44ZM50 133H53V134H51V136H50V137H52V138L49 139V137H48L47 135H49ZM83 133H84V132H83ZM128 133H129V132H128ZM142 133H143V137L141 136ZM149 133H150V134H149ZM188 133H187V137L189 136ZM236 133L238 134V132H236ZM58 134H59V133H58ZM58 134H57V135H58ZM81 134H82V132H81ZM87 134H88V133H87ZM87 134H86V135H87ZM146 134H148V135H150V136H148V135H146ZM175 134H176V135H175ZM180 134H181V133H180ZM180 134H178V135H180ZM185 134H186V132H185ZM259 134H260V135H259ZM14 135H15V136H14ZM19 135H20V136H19ZM26 135H25V136H26ZM75 135L82 136V135H79V133H77V134H75ZM93 135H94V134H93ZM105 135H106V134H105ZM105 135H104V136H105ZM109 135L111 136V135H114V134L111 132L110 134H108V136H109ZM122 135H123V134H122ZM155 135H156L157 138L154 137ZM219 135H222V134H219ZM12 136H13V138L10 139V141H12V142H9V143H11V144L9 145V144L7 143V140L9 141V137H12ZM41 136H42V138H41ZM59 136H60V135H59ZM61 136H62V135H61ZM72 136L75 138L74 140H77V139L79 138L78 136H74L73 134H72L71 136H69V138L71 139ZM90 136H92V135H89V137H90ZM116 136H117V135H116ZM134 136H135V137H134ZM145 136H146L147 138H146ZM152 136L150 137L151 139H152ZM180 136H181V135H180ZM190 136L188 137V139L190 138ZM206 136H207V135H206ZM19 137H20V138H19ZM30 137H31V138H30ZM38 137H40L41 139L38 138ZM73 137H72V138H73ZM76 137H78V138H76ZM83 137H84V135H83ZM83 137H81V138H83ZM86 137H87V136H86ZM86 137H85V138H86ZM112 137H113V136H112ZM128 137H127L125 140H130ZM165 137H166L167 139H165ZM182 137H183V136H182ZM207 137H208V136H207ZM210 137H211V136H210ZM256 137H255V138H256ZM4 138H5V139H4ZM21 138H22V140H21ZM81 138H80V139H81ZM116 138H117V137H116ZM141 138H142V139H141ZM150 138H149V141L151 140ZM193 138H194V137H193ZM199 138H200V137H199ZM17 139H20V140L16 141ZM24 139H25V140H24ZM30 139H31V140H30ZM46 139H48V143H47V140H46ZM56 139H57V138H56ZM70 139H67V140H66L67 142L64 140V142L68 144V143H69L68 141H69ZM111 139L114 140L115 138H111ZM122 139H123V138H122ZM144 139H145V140H144ZM155 139H154V140L152 139V141L155 143L153 146H155V145L158 144V142H155ZM162 139H163V140H162ZM177 139H178V138H177ZM191 139H192V138H190V142H191V141H194V140H191ZM5 140H6V141H5ZM23 140H24V141H23ZM39 140L36 141V142L39 143ZM71 140H73V139H71ZM89 140H90V139H89ZM161 140H162V142H161ZM208 140H211V139H208ZM219 140H220V138H219ZM256 140H258V138H256ZM260 140H261V139H260ZM49 141H50L51 143H49ZM83 141H84V140H83ZM86 141H87V140H86ZM120 141H121V140H120ZM145 141H146V142H145ZM252 141H253V140H252ZM263 141H264V140H263ZM77 142H78V141H77ZM104 142H106V140H104ZM122 142H123V141H122ZM160 142H161V143H160ZM177 142H178V140H177ZM184 142H185V141H184ZM227 142H228V141H227ZM237 142H236V143H237ZM3 143H4V144H3ZM29 143H30V142H29ZM34 143H35V142H34ZM38 143H37V145H39V146H38V148H39L41 144H38ZM60 143H61V142H60ZM65 143H64V144H65ZM84 143H85V145H86V142H84ZM100 143H101V142H100ZM102 143H103V142H102ZM107 143H108V140H107V142H106L105 144L107 145ZM156 143H157V144H156ZM174 143H175V142H174ZM187 143H188V142H187ZM207 143H208V142H207ZM261 143H262V142H261ZM52 144H53V143H52ZM54 144H56V140H55ZM54 144H53V145H54ZM67 144L62 145V148H63L64 150H65V148H66L65 146H67ZM87 144H88V141H87ZM89 144H91V142H90ZM132 144H134L135 146L132 145ZM136 144H137V145H136ZM168 144H169V145H168ZM175 144H176V143H175ZM175 144H172V145H174V148H175ZM254 144H255V145H254ZM259 144H260V143H259ZM28 145H29V146H28V147H29V151H28L27 153H28V154H30V153H31V154L33 153V154H34V152H33V151H34L33 148H35L37 145L34 146L35 144H32L34 147H33V146L30 147V144H28ZM69 145H70V143H69ZM72 145H75V144H72ZM161 145H159V146H160L161 148H163L164 144H163L162 146H161ZM252 145H253V146H252ZM261 145H262V144H261ZM16 146H18V147H16ZM63 146H64V147H63ZM79 146H80V145H79ZM108 146H109V145H107L106 147H108ZM159 146H158V147H159ZM169 146H170V148H172V149H170V148L168 149ZM192 146H193V145H192ZM49 147L51 148V145H50ZM69 147H70V146H69ZM106 147H105V150H106V149H107V150H112V148H111L110 146H109L108 148H106ZM112 147H113V149H114V146H112ZM120 147H121V146H120ZM122 147L125 149L123 143H122ZM135 147H136V148H135ZM164 147H165V146H164ZM193 147H194V146H193ZM222 147H223V146H222ZM247 147H248V148H247ZM1 148H2V147H1ZM19 148H21V149H23V150H21V149H19ZM36 148H37V147H36ZM36 148H35V149H36ZM58 148H59V147H57V150H59ZM71 148H73V146H72ZM110 148H111V149H110ZM134 148H135L136 150H135ZM211 148H212V147H211ZM239 148H240V147H239ZM31 149H32L33 151H32ZM77 149H78V148H77ZM124 149L121 148V151H123ZM190 149H191V148H190ZM219 149H220V148H219ZM262 149H264V147H263ZM0 150H1V149H0ZM20 150H21V151H20ZM24 150H25V152H24ZM39 150H40V148H39ZM57 150H54V149L51 150L50 153L52 154V156L50 157V155H49V158H50V159L53 158L54 156L57 158L56 155H53V154H55L54 152L57 151ZM66 150H67V148H66ZM68 150H70V148H69ZM83 150H84V153H85V152L87 153V151H88V153H89L90 150H92V149H85V148H83V149L81 150L82 152L80 151L81 154L83 153ZM94 150H95V149H94ZM103 150H104V148H103ZM126 150H127V149H125V151H126ZM168 150H169V152H167ZM257 150H258V149H257ZM2 151H1V152H2ZM10 151H11V150H10ZM18 151H19V153L17 154L16 152H18ZM92 151H93V150H92ZM92 151H91V152H92ZM125 151L122 152V155L124 154ZM127 151H128V150H127ZM127 151H126V152H127ZM176 151H177V150H176ZM242 151H243V150H241V152H242ZM12 152H10V153L12 154ZM23 152H24V153H23ZM29 152H30V153H29ZM69 152H70V151H69ZM69 152H68V153H69ZM116 152H117V151H116ZM195 152H196V151H195ZM208 152H209V151H208ZM259 152H260V151H259ZM259 152H257V154H258ZM7 153H8V152H7ZM7 153H6V155L8 156L9 153H8V154H7ZM22 153H23V154H22ZM37 153H38V155H39V152H38V151L35 152L36 155H37ZM68 153H67V154H68ZM74 153H75V152H74ZM88 153H87V154H88ZM93 153H94V152H93ZM93 153H91V154H93ZM162 153H161V154H162ZM191 153H192V152H191ZM236 153H237V152H236ZM251 153H250V154H251ZM255 153H256V152H255ZM14 154H13V156H12V155H11V156L9 155V156L11 157L12 160H13L14 158H16V157H14ZM19 154H20V155H19ZM79 154H80V153H79ZM81 154H80V158H79L78 155H77V156H74V155H73L74 157H73V156L70 157V154H68V155H69V158H70L69 161L73 162V164L77 161L78 163H77V162L75 163V164H77V165H80V164L83 165V163L85 162V166H84V170H85V169L88 167L86 164H89V161H88V155H89V154H88V155H87V154H84V155H86V157H84L85 159H83V158L81 159V157L84 156V155L81 156ZM91 154L89 155V160H90L91 158H93V157H94V154H96V153L93 154V157L91 156ZM130 154H131V155H130ZM157 154H159V157L157 156ZM167 154H166L165 156L170 157L169 154H168V155H167ZM171 154H172V153H171ZM174 154H175V150H174ZM222 154H223V153H222ZM241 154H243V153H240L239 158H240V157L242 158ZM245 154H246V153H245ZM262 154H264V150H263V153L260 152V155H259V156H261ZM36 155H35V156H36ZM38 155H37V156H38ZM129 155L131 156V157L129 158L130 160L128 159ZM153 155H154V156H153ZM172 155H173V154H172ZM175 155H176V154H175ZM177 155H178V154H177ZM252 155L254 156V154H252ZM1 156H2V154H1ZM1 156H0V159L2 158V159H1L2 161H1V163H0V168H1L2 166L4 167V165H7V164H8V163H5V162H7V160H5V158H4V157H6V158H8V157H7V156L1 157ZM33 156H34V155H33ZM47 156H48V155H47ZM58 156H59V155H58ZM61 156L64 157V160H65L66 157H65L64 155H61ZM61 156L59 157V159H55V160H53V161L55 162V161H57V160H60V159L62 158ZM66 156H67V155H66ZM108 156H109V154H108ZM127 156H128V157H127ZM152 156L155 157V159H153ZM244 156H245V155H244ZM257 156H258V155H257ZM262 156H263V155H262ZM13 157H14V158H13ZM72 157H73V158H72ZM76 157H78V158H76ZM122 157H124V158L121 159ZM132 157H135V158H134L135 160L139 158V159H138V160H140L139 163H138V160H136V161H137V163H136V161L133 160ZM156 157H157V158H156ZM173 157H174V156H173ZM173 157H172V158H173ZM192 157H193V156H192ZM230 157H232V156H230ZM20 158H21V159H20ZM74 158L76 159L75 162L72 160V159H74ZM98 158H99V159H97V161H95V162H98V160H99V161H100L99 163H101V160H100V159L102 158V156L99 155ZM170 158H171V157H170ZM170 158H169V160H167V158L163 156V160L165 159V160H167V162H168V161H169V162L171 161ZM252 158H253V157H252ZM9 159H10V158H9ZM23 159H24V155L21 156V157H17V158H16V160H22V161H25V160H23ZM27 159H28V158H27ZM47 159H48V158H47ZM75 159H74V160H75ZM78 159H79V160H78ZM80 159H81V160H80ZM108 159H109L110 161L106 162V160H108ZM237 159H238V158H237ZM242 159H244V158H242ZM253 159H256V157L254 156ZM259 159L261 160L262 158H258V157H257L256 160H259ZM263 159H264V157H263ZM12 160H10V161H12ZM14 160H15V159H14ZM29 160H30V159H29ZM83 160H86L88 163H87L86 161H83ZM203 160H204V159H203ZM231 160L233 161V159H231ZM244 160H245V159H244ZM248 160H249V159H248ZM10 161H9V162H10ZM22 161H21V162H22ZM26 161H27V160H26ZM47 161H48V160H44V161H41V160H40V161H39V158H37V159L34 161L35 163H33L32 165H30V164L28 165V166H30V167L32 166L31 168L29 167V168L31 169L30 171H31V172H33L34 170L37 171L40 167L43 168L42 170L47 169V168H45V167H46V164H45V163H46ZM81 161H83V162L81 163ZM134 161H135V162H134ZM155 161H156V160H155ZM157 161H156V162H157ZM191 161H192V160H191ZM204 161H205V160H204ZM241 161H242V160H241ZM43 162H44V165H43ZM48 162H49V161H48ZM125 162H126L127 164H124ZM133 162H134V163H133ZM147 162H148V163H147ZM149 162H150V164H151L150 167H149ZM163 162H166V161H163ZM163 162H162V163H163ZM169 162H168V163H169ZM189 162H190V161H189ZM199 162H200V160H199ZM242 162H244V161H242ZM251 162H253V161H251ZM251 162H248V161H247V163H251ZM255 162L257 163L258 161H255ZM260 162H261V161H260ZM19 163H20V162H19ZM52 163H53V162H52ZM65 163H67V162H65ZM79 163H80V164H79ZM93 163H94V161H93ZM116 163H118V160H116ZM122 163H121V164H122ZM142 163H143V165H148V166H145V168L142 169V166H143ZM145 163H146V164H145ZM191 163H192V162H191ZM191 163H190V164H191ZM206 163H209V162L206 161ZM244 163H245V162H244ZM47 164H48V163H47ZM97 164H98V163H96V165H97ZM111 164H112V163H111ZM158 164H159V162H158ZM158 164L156 163L155 165H158ZM170 164H172V162L169 163V164H167V166L169 165V167H168V168L166 167V171H167L168 169H171L170 167H173V166H171ZM235 164H236V163H235ZM238 164H241V163H238ZM1 165H2V166H1ZM49 165H50V162H49ZM77 165H75V168L78 169V172H79L80 174H78L77 171L75 172V171H74V168L72 169V170H73V171H72V170L70 169V167L67 166V168L70 169V170L73 172V174H72V173L70 174V173L68 172V170H66V173H67V174L69 173L68 175H70V176H71V175H74V174H77V176L74 175L75 178L72 177V180H71V177H69L70 180H69V179L66 180L67 183H66V181H65V183H64L65 186H64V187L66 188V191L64 190V187H63V192H62L63 194H64L65 192H67L68 194H69V193H72V191L74 190V188L76 189V185L74 186V184H75L77 181L82 180V178H83V176L79 177V175H81V174L84 175V173L80 172L81 169H79V166H77ZM90 165H91V162H90ZM90 165H89V166H90ZM133 165H134V166H133ZM141 165H142V166H141ZM159 165L163 166V165H165V164L162 165V164L160 163ZM243 165H244V164H243ZM42 166H43V167H42ZM63 166H64V165H63ZM76 166H77V167H76ZM92 166H93V165H91V168H93ZM109 166H110V165H109ZM115 166H116V165H113L112 167L114 168ZM121 166H122V165H121ZM121 166H120V168H121ZM123 166H122V167H123ZM138 166L141 168V170H139V173H142V174H143V173L145 172V173H144L145 175H152L153 178L151 179V176H149V178H150V180H149L148 177H147V176L144 177L145 175L143 174V175L140 177L141 179L138 178V181H137V178H135V177H136L137 174H138V170H137V167H138ZM153 166H154V165H153ZM210 166H211V165H210ZM241 166H242V165H239V166H237V167H240V168H241ZM248 166H249V165H248ZM256 166H257V165H256ZM258 166H259V165H258ZM258 166H257V167H258ZM260 166H261V165H260ZM3 167H2V169H3ZM8 167H9V166H8ZM8 167H6V168H8ZM11 167H12V168H11ZM11 167H10V168L13 169V167H15V166H11ZM102 167H104L105 169L102 168ZM143 167H144V166H143ZM156 167H157V166H156ZM174 167H175V166H174ZM199 167H200V166H199ZM252 167H253V166H252ZM6 168H4V170L2 171V176H3V173L5 172V169H6ZM25 168H26V167H25ZM25 168H24V171H23V169L20 167V168L17 169V171H16V170H15V172L12 171L11 174L14 172V174H16L17 176H19L17 173H19V171H20V173L25 174L26 176H28V175H27V172H26L27 170H25ZM44 168H45V169H44ZM64 168L67 169L66 167H64ZM71 168H72V167H71ZM91 168H90V169H91ZM109 168H110V167H109ZM116 168H118V167L116 166V167L114 168L115 170L113 169V172L116 171ZM140 168H139V169H140ZM154 168H155V166H154ZM160 168H161V167H160ZM162 168H163V169H162ZM162 168H161V169L164 171V166H163ZM197 168H198V167H197ZM204 168H206V167H204ZM209 168H210V167H209ZM244 168H245V167H244ZM19 169H20V170H19ZM26 169H27V168H26ZM65 169H63V170H65ZM87 169H88V168H87ZM145 169H146V171H144ZM152 169H153V168H152ZM157 169H158V168H157ZM202 169H203V168H202ZM257 169H258V168H257ZM260 169H261V168H260ZM63 170H61V171H63ZM70 170H69V171H70ZM84 170L82 169V171H84ZM97 170H98V171H97ZM104 170H105V171H104ZM126 170H127V171H126ZM136 170H137V171H136ZM153 170H155V169H153ZM172 170H174V169L172 168ZM172 170H171V171H172ZM194 170H195V168H194ZM248 170H249V169H248ZM6 171H7V170H6ZM28 171H29V169H28ZM40 171H41V170H40ZM100 171H101L102 173H100ZM103 171H104V172H103ZM117 171H116V172H117ZM129 171H130V173H129ZM140 171H144V172H140ZM166 171H165V172H166ZM169 171H170V170H169ZM171 171H170V172L167 171L166 173L170 174ZM209 171H210V170H209ZM245 171H246V170H245ZM63 172H64V171H63ZM74 172H75V173H74ZM84 172H86V170H85ZM88 172L91 173L89 170H88ZM88 172H87V173H88ZM116 172H115V173H116ZM132 172H133V173H132ZM172 172H173V171H172ZM197 172H198V169H197ZM213 172H214V171H213ZM213 172H212V173H213ZM246 172H247V171H246ZM246 172H245V173H246ZM33 173H34V172H33ZM51 173H52V172H51ZM66 173H65V174H66ZM119 173H118V174H119ZM136 173H137V174H136ZM192 173H193V172H192ZM195 173H196V172H195ZM210 173H211V172H210ZM217 173H218V172H217ZM220 173H221V172H220ZM31 174H32V173H31ZM65 174L63 175V177L65 176V177L68 178V175L66 174V175H67V176H66ZM97 174H98V175H97ZM101 174H103L102 177H101ZM104 174H105V175H104ZM110 174H111V173H110ZM129 174H131V175L129 176ZM168 174H167V175H168ZM204 174H205V173H204ZM32 175H33V174H32ZM52 175H53V174H52ZM85 175H86V174H85ZM88 175H89V174H88ZM88 175H87V176H88ZM91 175H92V174H91ZM91 175H90V176H91ZM107 175H108V172H107ZM172 175H173V174L171 173V174L169 175V177L172 176ZM206 175H207V174H206ZM213 175H214V174H213ZM251 175H252V176H248V177H247V175H246V177H245V184L247 183V184H250V185H251V184H254L255 181H256V182H259V183L262 182V181H264V168L261 169V171H259V170H258V171L255 170V171L253 172V174H252V172H251ZM253 175H254V176H253ZM33 176H34V175H33ZM33 176H31V177H33ZM90 176H88V177H90ZM93 176H94V175H93ZM97 176H98V177H97ZM110 176H111V175H110ZM191 176H192V175H191ZM194 176H195V175H194ZM194 176H192V177H193V181H192L193 183H192V185H193L194 183H197V184H198V182H199V180H198L197 177H196V178H197L198 181H195L196 178H195ZM197 176H198V174H197ZM9 177H10V178H9ZM9 177H7V179L5 178V179H6L5 184H2L1 180L3 181V179H1L2 177L0 176V182H1V184H0V185H1V186H0V192H1V190H2V192H3V191H5L6 189H8V190H11V189H12V188H9V187H12L11 185L14 184V183H13L14 180H10V179H12L11 175H10ZM15 177H16V176H15ZM29 177H30V176H29ZM50 177H51V176H48V178H50ZM52 177H53V176H52ZM61 177H62V176H61ZM65 177H64V178H65ZM76 177L81 178V179H76ZM116 177H117L118 179H117ZM131 177H132L133 179H132ZM137 177H139V176H137ZM212 177H213V176H212ZM212 177H210V178H212ZM3 178H4V177H3ZM26 178L29 179L28 177H26ZM46 178H47V177H46ZM59 178H60V177H59ZM67 178H66V179H67ZM73 178H74L75 180H74ZM91 178H92V177H91ZM101 178H102V179H101ZM106 178H109V179L107 180ZM166 178H167V177H166ZM194 178H195V179H194ZM216 178H217V177H216ZM232 178H233V177H232ZM38 179H39V178H38ZM43 179L46 180L45 177H43ZM50 179H51V178H50ZM116 179H117V180H116ZM121 179H122V180H121ZM135 179H136V180H135ZM139 179H140V180H139ZM144 179H143V181L145 182ZM170 179H171V178H170ZM172 179H173V178H172ZM30 180H31V179H30ZM47 180H48V179H47ZM63 180H64V179H63ZM76 180H77V181H76ZM83 180H85V178H84ZM83 180H82V181H83ZM88 180H89V179H88ZM102 180H103V181H102ZM123 180H124V181H123ZM173 180H174V179H173ZM219 180H220V179H219ZM7 181H9V182H7ZM10 181H11L13 184H11ZM18 181H19V180H18ZM48 181H49V180H48ZM70 181H71V182H70ZM82 181H81V182H82ZM122 181H123V183H122ZM141 181H142V180H141ZM143 181H142V182H143ZM188 181H189V180H188V177H187V180H186L184 183H186V182H188ZM194 181H195V182H194ZM214 181H215V180H214ZM250 181H251V182H250ZM36 182H37V181H36ZM36 182H35V184H36ZM38 182H39V181H38ZM60 182H61V181H60ZM68 182H69L70 184H69ZM94 182H95V181H94ZM96 182H97V181H96ZM129 182H130V181H129ZM137 182H138V183H137ZM148 182H149V183H148ZM218 182H219V181H218ZM249 182H250V183H249ZM252 182H253V183H252ZM15 183H16V182H15ZM18 183H19V182H18ZM18 183H17V185H18ZM39 183H41V182H39ZM44 183L47 184L46 182H44ZM53 183H54V182H53ZM61 183H62V182H61ZM89 183H88V184H89ZM103 183H102V184H103ZM121 183H122V184H121ZM207 183L209 184L210 188H211V187L213 188V186H215V183H213V181L210 180V179H209V180L207 179ZM263 183H264V182H263ZM35 184H34V185H35ZM51 184H52V183H51ZM66 184H67V185H66ZM68 184H69V185H68ZM100 184H98V185H100ZM107 184H106V185H107ZM142 184H143V183H142ZM145 184H146V183H145ZM148 184H149V185H148ZM8 185H9V186H8ZM29 185H30V184H29ZM29 185H28V186H29ZM40 185H41V184H40ZM40 185H39V184L36 185V191H37V189H38L37 186H40ZM42 185H44V184H42ZM54 185H55V184H54ZM58 185H60V184H58ZM58 185H57V187H58ZM78 185H81V183H79V184L77 183V187H79ZM86 185H87V186H86ZM106 185H104V186H106ZM113 185H114V187L112 188ZM116 185H118V184H116ZM152 185L155 186L156 184L154 183V184H152ZM159 185H160V184H159ZM218 185H219V184H218ZM220 185H221V184H220ZM220 185H219V186H220ZM5 186H6V187L8 186V187L5 188ZM13 186L15 187L16 184H14ZM49 186H50V185H49ZM49 186L47 185V186H45V187L48 188ZM51 186H52V185H51ZM67 186H68V187H67ZM131 186H132V187L134 186V187L132 188ZM175 186H176V185H175ZM177 186H178V185H177ZM185 186H187V185H185ZM216 186H217V185H216ZM216 186H215V187H216ZM245 186H246V185H245ZM247 186H248V185H247ZM256 186H257V184H256ZM256 186H255V187H256ZM14 187H13V189H14ZM31 187H33V182H32V186H31ZM31 187H30V188H31ZM42 187H44V186H42ZM42 187H39V188H42ZM127 187L125 188V191L127 190ZM197 187L200 188V187H202V185H200V186L197 185ZM220 187H221V186H220ZM252 187H253V186H252ZM2 188H3V189H2ZM33 188H34V187H33ZM52 188H53V186H52ZM54 188H55V187H54ZM80 188H81V186L77 189V192L81 190ZM124 188H123V190H124ZM146 188H147V187H146ZM150 188H151V187H150ZM153 188H154V187H153ZM184 188H185V187H184ZM186 188H187V187H186ZM199 188H197L198 191L201 189V188H200V189H199ZM206 188H207V186L205 187V189H206ZM244 188H245V187H244ZM257 188H258V186H257ZM4 189H5V190H4ZM43 189H44V188H43ZM99 189H100V190H99ZM102 189H103V187H102ZM110 189H111V190H110ZM132 189H134V190H132ZM179 189H180V188H179ZM205 189H203V187H202V192L206 191ZM219 189H220V188H219ZM245 189H246V188H245ZM245 189H243V190H245ZM249 189H250V188H249ZM249 189L247 188V190H249ZM258 189H260V188H258ZM25 190H26V189H25ZM60 190L62 191V188H60ZM83 190H84V189H83ZM87 190H84V191L86 192ZM141 190H142V189H141ZM148 190H150V189H148ZM148 190H147V191H148ZM180 190H181V189H180ZM180 190H179V191H180ZM203 190H204V191H203ZM217 190H218V189H217ZM247 190H245V192H246ZM15 191H16V190H15ZM21 191H22V190H21ZM36 191H35V193H38V192H39V193H38V195L35 194V196H33V195H34V192L32 191L31 198L33 197V198H32L33 201H34V198H35V197L38 198L39 195H42V199H41V200H43L44 202H46L47 199L52 200V199L54 198V196H53L54 193H53V195H52V198H47V196L44 195V194L41 192V189H40V191H38V192H36ZM42 191H44V190H42ZM47 191H49V189H48ZM47 191L45 192V194L48 193ZM53 191H54V190H53ZM64 191H65V192H64ZM88 191H87V192H88ZM90 191H89V192H90ZM92 191H93V192H92ZM105 191H107V192L109 191L108 194H106ZM150 191H152V190H150ZM183 191H184V190H183ZM249 191H250V190H249ZM263 191H264V190H263ZM19 192H20V191H19ZM19 192H18V196L21 194V193H19ZM25 192H26V191H25ZM40 192H41V194H40ZM50 192H51V191H50ZM54 192H56V191H54ZM77 192H76V191L74 192L75 195H76ZM87 192H86V193H87ZM94 192H95V193H94ZM102 192H105V194L103 195ZM115 192H116V191H115ZM126 192H127V191H126ZM126 192H125V193H126ZM135 192H136V191H135ZM135 192H134V193H135ZM176 192H177V191H176ZM200 192H201V191H200ZM212 192H214V191H212ZM215 192H216V191H215ZM247 192H248V191H247ZM254 192H255V191H254ZM256 192H258V190H257ZM22 193H23V192H22ZM51 193H52V192H51ZM57 193H59V192L57 191L56 194H57ZM62 193H61V195L58 194V195H59L58 197H60V198L58 199V201L56 200V203H58L59 200H62L63 203H64V202H69V206H70V205H71V204H70V203H71L70 200H72V198L70 199V197H71L70 194H69V198H68L69 200H68V199H67V195H68V194L66 193V194H67V195H66V199H67V201H66V200L64 199V196H65V195L63 196V199H61ZM74 193H73V194H74ZM78 193H80V192H78ZM78 193H77V194H78ZM93 193L96 195V197H94ZM116 193H117V194H116ZM116 193H114V194H115V197L119 198V197L121 196V197H120L121 199H122L124 196H128V195L130 194V193H129L128 195H125L124 191L116 192ZM121 193H122V194H121ZM127 193H128V192H127ZM139 193H140V192H138V193L136 192V193H135V197H137V200L141 198V197H139V196H140ZM168 193H169V192H168ZM183 193H184V192H183ZM217 193H218V191H217ZM11 194H12V193H11ZM28 194H30V193H28ZM112 194H113V193H112ZM138 194H139V195H138ZM176 194H177V193H176ZM200 194H201V193H200ZM202 194H203V193H202ZM204 194H205V193H204ZM247 194H248V193H247ZM16 195H17V193H16ZM24 195H25V193H24ZM36 195H37V196H36ZM47 195H48V194H47ZM98 195H99V197H98ZM100 195H102L101 198H100ZM116 195H118V196H116ZM130 195H131V194H130ZM137 195H138V196H137ZM169 195H170V194H169ZM178 195H179V194H178ZM215 195H216V194H215ZM248 195H249V197H248ZM248 195H247V199H246L244 202H246V201L248 200V198H251V197L254 198V197H255V195L250 196V195H251L250 192H249ZM256 195H257V194H256ZM1 196H3V197L5 196V197L8 199V201L10 200V199L8 198L9 195L6 194V192H5V193H4V192H3V193H0V197H1ZM45 196H46V197H45ZM48 196H49V195H48ZM73 196H74V195H73ZM92 196H93V197H92ZM103 196H104V198H103ZM106 196H107V197H106ZM144 196H145V195H144ZM144 196H142V197H144ZM174 196H175V195H174ZM204 196H205V197H204ZM204 196L202 195V197H203L204 200H205V198H207V197H206V195H204ZM216 196H218V195H216ZM3 197H2V199H4ZM11 197H12V196H11ZM16 197H17V196H16ZM16 197L14 196V199H16ZM20 197H23V196H20ZM24 197H26V196H24ZM28 197H30V196H28ZM58 197H57V198H58ZM74 197H75V196H74ZM89 197H88V199H89ZM161 197H162V196H161ZM177 197H178V196H177ZM189 197H190V196H189ZM200 197H201V195H200ZM211 197H212V196H211ZM213 197H214V196H213ZM259 197L261 198V196H259ZM259 197H258V198H259ZM6 198H5V199H6ZM17 198H18V197H17ZM31 198H30V199H31ZM40 198H41V197H40ZM40 198L37 199L38 202H39ZM46 198H47V199H46ZM102 198H103V199H102ZM130 198H132V197H130ZM146 198H147V197H146ZM203 198H200V199H201V201H200L201 203H200L199 201H197V203H198V207H199L200 209H199V208H196V210L199 209V211H197V212H200V213H201V214L199 213V214H200L199 216L202 217V220H204L203 218L208 219V218H206V216L209 217L210 212H211L210 209L207 207V204H206V206L203 205L207 200L204 201V203L202 204V199H203ZM245 198H246V197H244V199H245ZM258 198H257V199H258ZM260 198H259L258 202L260 201ZM2 199H0V200H2ZM7 199H6V200H7ZM18 199H19V198H18ZM26 199H27V198H26ZM32 199H31L30 202H33ZM100 199H102V200H100ZM109 199H110V198H109ZM126 199H127V198H126ZM126 199H123L122 201H126ZM168 199H169V198H168ZM179 199H180V197H179ZM186 199H187V198H186ZM190 199H191V198H190ZM214 199H215V198H214ZM218 199H219V198H218ZM237 199H239V197H238ZM19 200H20V199H19ZM21 200H22V198H21ZM23 200H24V199H23ZM64 200H65V201H64ZM115 200H116V198H115ZM115 200H112V202L115 201ZM118 200H119V203H118V204H120L121 200H120V199H118ZM131 200H132V199H131ZM131 200H130V201H131ZM144 200H146L145 197H144ZM169 200H170V199H169ZM169 200H167V201H169ZM196 200H197V199H196ZM220 200L222 201L223 199H220ZM10 201L12 202V200H10ZM10 201H9V204H8V202H5V200H4V203H6L5 206H7V204H8V206H9V205L11 206L12 203L10 204ZM27 201H28V199H27ZM27 201L25 200L24 202H27ZM43 201H42V202H43ZM53 201L55 202V200L53 199L52 202H50V205L53 204V206H54ZM62 201H60V202H62ZM85 201H87V199H86ZM109 201H110V200H109ZM116 201H117V200H116ZM133 201H134V199H133ZM172 201H173V200H172ZM180 201H181V200H180ZM210 201H212V200H210ZM213 201H214V200H213ZM225 201H226V200H225ZM225 201H224V202H225ZM251 201H252V199H251ZM253 201H254V199H253ZM19 202H21V201H19ZM19 202H17V199H16L15 203L18 204ZM24 202H23V203H24ZM34 202H35V201H34ZM34 202H33V203H34ZM38 202H35V203H34L35 205H34V204H33V205H34V206L37 205L35 208L37 209V211H40V209H38L37 207H38L39 205H41V204L38 203ZM44 202H43V203H44ZM60 202L58 203V205L55 204V206H58V207H59V206H60ZM74 202H75V201H74ZM74 202L72 201V203H74ZM76 202H77V201H76ZM78 202H79V201H78ZM78 202H77V203H78ZM93 202H94V203H93ZM112 202H111V203H112ZM128 202H129V199H128ZM131 202H132V201H131ZM142 202H145V201L142 200ZM163 202H164V201H163ZM191 202H192V201L190 200V203H191ZM224 202L222 201V203H224ZM247 202H248V201H247ZM258 202H256V205L259 204ZM21 203H22V202H21ZM23 203H22V204H23ZM37 203H38L39 205H38ZM63 203H62V204H63ZM116 203H117V202H116ZM121 203H122V202H121ZM126 203H127V202H126ZM169 203H170V202H169ZM173 203H174V202H173ZM194 203H196V202H194ZM197 203H196V204H197ZM206 203H207V202H206ZM214 203H216V202H214ZM219 203H220V202H219ZM219 203H217V204H219ZM226 203H227V202H226ZM234 203H236V202H234ZM250 203H252V202H250ZM250 203H249V204H250ZM261 203H262V201H261ZM261 203H260V205H261ZM19 204H20V203H19ZM27 204H28V206H29V201L27 202ZM31 204H32V203H31ZM46 204H48V203H44V204H43V205H44V206H43V209H44V207H50V206H47ZM62 204H61V205H62ZM66 204H68V203H66ZM66 204H65L64 207H63V206H62V207L60 206L59 208H62V209H63V208H68V207H66ZM78 204H79V203H78ZM93 204H94V205H93ZM128 204L130 205V202L127 203L126 207L128 206ZM141 204H142V203H141ZM209 204L211 205V203H209ZM209 204H208V206H209ZM217 204H216V208H217ZM224 204H225V203H224ZM224 204H223V205H224ZM242 204H243V203H242ZM12 205H13V204H12ZM15 205H16V204H15ZM15 205H14L12 208H14ZM25 205H26V203H25ZM25 205L23 204V206H25ZM45 205H46V206H45ZM74 205H75V204H74ZM90 205H93L94 207H92V206H90ZM98 205H100V206L98 207ZM135 205H136V204H135ZM162 205H163V204H162ZM188 205H189V203H188ZM212 205H213V204H212ZM220 205H221V203H220ZM220 205H218V208H217V209H220V210H221L222 208H219ZM244 205H245V204H244ZM8 206H7V207H8ZM16 206H17V205H16ZM26 206H27V205H26ZM34 206H32V205L29 206V207H31V208L27 207V208H29V209H28L29 212H31V213L33 212L32 216H31V213L29 214V212L27 211V212H28V215L31 216V217H34V216L36 217V216L38 215V217H39V219H40L41 222L38 221V222H39V223H38L37 220H36V221L33 223V221H32V222H31V225L34 227V225L36 224V226H37V223H38V225H41L40 227H38V229H39V228L41 229L42 226H44V227H45V232H44V227L42 228V229H43V230H42L43 232H41L40 229H39V230H37V229L35 230L33 227L30 228V229L28 228V229H29V230L32 229L31 232L34 231V232L32 233V235L35 237L34 240H36V239H37L36 237L38 236V240H37V242H35L36 244L39 243V242H41V243L43 242L44 244H42V245H45L46 247L44 248V247L42 246V248L45 249V250H46V248H47V250H49V251L51 250V251H52V249H50V248H52V247H51V246H52L51 244H53V243H52V238H53L54 235H55L53 231H56V228H57L58 226H56V228H55L54 226H53L54 228L51 226L53 229H55V230H53L52 228H50V226H47L46 223H44L45 225L42 224V222H43L42 220H43V219H46V218L49 219V220H51V217L54 216V213L52 214L51 217H47V216H50V213H48L49 211H47V213H48L49 215H44V217H46V218H44L43 216H41V217H43V218H40V213H39V212H38V214H37V211H36L34 208H33V210H35V211H32V210H31L32 207H34ZM109 206H110V208H112V207L114 208V206L111 207V204H110ZM115 206H116V205H115ZM131 206H132V205H131ZM166 206H167V205H166ZM214 206H215V205H214ZM214 206H213V207H214ZM247 206H249L248 203H247L246 207H247ZM263 206H264V205H261L262 208H263ZM7 207H6V208H7ZM39 207H40V206H39ZM51 207H52V206H51ZM51 207H50V208H51ZM119 207H121V205H120ZM124 207H125V206H124ZM126 207H125V209H126V210H125V212H126V213H125V214H126L125 217H127V215H128V212H127V211H128V208H126ZM140 207H141V206H140ZM167 207H168V206H167ZM167 207H165V208L168 209ZM169 207H170V206H169ZM178 207H179V206H178ZM178 207H177V209H178ZM180 207H181V206H180ZM220 207H223V206H220ZM229 207H230V206H229ZM233 207H236V206L234 205ZM233 207H232L230 210H232ZM253 207H254V208H253L254 210H252V212L250 213V215L247 214V215H249V224H248L249 226L247 225L248 227H247V229H246L245 231L247 232L248 229H250V230L253 232V234H255V235L258 236V237H261L260 235H261V233H262L261 231L263 230V228H262V226H260L259 228H257L256 225H255V222L257 223V218H259V219L261 218V217H257V215H258L257 212H259L260 210H262V208L259 207L260 209H258V210L256 211V207L258 208V206H256V207L253 206ZM0 208H2V207L0 206ZM10 208H11V207H10ZM12 208H11V209H12ZM50 208H49V210H50ZM52 208H53V207H52ZM59 208H58V210H59ZM70 208H72V206H70ZM70 208H68V209H70ZM113 208H112V211H114ZM151 208H152V207H151ZM171 208H172V207H171ZM210 208H211V207H210ZM223 208H224V207H223ZM247 208H248V207H247ZM249 208L251 209V207H249ZM249 208H248V209H249ZM2 209H3V208H2ZM15 209H17V207H16ZM24 209H26V207H25ZM41 209H42V207H41ZM45 209H46V208H45ZM62 209H61V210H62ZM88 209H90V210H88ZM129 209H130V207H129ZM156 209H157V208H156ZM166 209H164L163 212H165ZM173 209H174V208H173ZM173 209H172V210H173ZM190 209H191V208H190ZM211 209L213 210V208H211ZM6 210H7V209H6ZM46 210H47V209H46ZM46 210H45V211H46ZM64 210H66V209H64ZM102 210H101V211H102ZM106 210H107V208H106ZM116 210H117V208H116ZM116 210H115V211H116ZM120 210H124V209H122V208L120 209V208H119V210H117L116 212H119V213H120ZM170 210H171V209H169V211H170ZM220 210L218 211L219 213L221 212ZM228 210H229V209H228ZM241 210H243V208H242ZM245 210H247V209L245 208ZM0 211L3 212V210H0ZM15 211H17V210H13V212H12V211H11V212L9 211V212H10V214H11V213L14 214L13 217L16 218V216H17V214L19 213V211H18V212H15ZM42 211H43V210H42ZM42 211H40V212H42ZM55 211H56V210H55ZM59 211H60V210H59ZM66 211H68V210H66ZM66 211H63V212H66ZM91 211H92V210H91ZM99 211H100V210H99ZM101 211H100V212H101ZM104 211L101 212V215H102V213L104 214ZM169 211H167V212H169ZM173 211H174V210H173ZM175 211H176V210H175ZM175 211H174V212H175ZM179 211H180V210H179ZM226 211H227V208H226ZM243 211H244V210H243ZM6 212H7V211H6ZM23 212H24V211H23ZM34 212H35L36 215H34ZM43 212H44V211H43ZM50 212H51V211H50ZM108 212H109V213H108ZM121 212H122V211H121ZM130 212H131V210L129 211V213H130ZM171 212H172V211H171ZM177 212H178V211H177ZM197 212L195 211V213H197ZM260 212H261V211H260ZM260 212H259V216L261 215ZM0 213H1V212H0ZM56 213L58 214V212H56ZM105 213H106V214L103 215V218H102V219L107 220V219H109L108 217H110V219H111V218H115V217H113V216H115L114 214H112L113 212L107 210ZM107 213H108V215L111 214L112 217H111V216H108V217L105 216V215H107ZM119 213H118V215H119ZM131 213H132V212H131ZM133 213H134V212H133ZM195 213H194V214H195ZM211 213H213V212H211ZM219 213H218V214H219ZM222 213H223V212H222ZM222 213H221V214H222ZM227 213H229V212H226V213L224 212V214H223L222 216H224L225 214H226V216H227ZM230 213H232V212L230 211ZM244 213H245V211H244ZM244 213H243V214H244ZM248 213H249V212H248ZM261 213H262V212H261ZM15 214H16V215H15ZM62 214H63V213H62ZM84 214H85V213H84ZM89 214H90V213H89ZM141 214H142V213H141ZM161 214H162V212H161ZM179 214H180V213H179ZM19 215H21V214H19ZM19 215H18V216H19ZM28 215H26V213H25V215H24V213H23V216L21 215V217H22L21 219H24V216H25V218H26V216L28 217ZM42 215H43V213H42ZM55 215H56V214H55ZM129 215H130V214H129ZM151 215H152V214H151ZM164 215H165V214H164ZM166 215L168 216V213H167ZM170 215H171V214H170ZM174 215H175V214H174ZM182 215H183V214H182ZM187 215H188V214H187ZM197 215H198V214H197ZM201 215H202V216H201ZM203 215H204L205 217H204ZM211 215H212V214H211ZM219 215H220V214H219ZM231 215H232V214H231ZM247 215H246V219H247ZM262 215H264V214H262ZM11 216H12V215H11ZM56 216H57V215H56ZM66 216H67V215H66ZM80 216H81V215H80ZM87 216H88V215H87ZM91 216H93V215H91ZM137 216H138V214H137ZM146 216H147V215H146ZM177 216H178V215H177ZM177 216H176V217H177ZM180 216H181V215H180ZM185 216H186V215H185ZM195 216H196V215H195ZM38 217H37V218H38ZM101 217H102V216L99 215L98 217H96V219L94 218V220H91L92 224L89 223L90 226L88 225V226L91 227V228H93L92 225L94 226V229H95L94 232H95V231H98V228H100V229H99V232H102L101 229H102L103 227H99V226H104V224H103L102 222H104L105 220L102 221V219H101V220L98 219V218H101ZM104 217H107V218H104ZM116 217H117V216H116ZM174 217H175V216H174ZM176 217H175V218H176ZM193 217H194V216L192 215V219H194ZM229 217H231V216L228 214V218H229ZM242 217H243V216H242ZM4 218H5V217H4ZM4 218H3V219H4ZM55 218H57V217H55ZM69 218H70V217H69ZM90 218H91V217H90ZM118 218H119V217H118ZM129 218H130V217H129ZM165 218H166V216H165ZM165 218H164V219H165ZM167 218H168V217H167ZM175 218H174V219H175ZM8 219H10V218L8 217ZM18 219L20 220L19 217L17 218V220H18ZM39 219H38V220H39ZM41 219H42V220H41ZM62 219H63V217L60 218V223H61V220H62ZM73 219H74V218H73ZM138 219H139V218H138ZM164 219H163V221H164ZM183 219H184V218L179 219V220H182V223H183V222H184ZM198 219H199V218L196 217V218H195V221H197ZM200 219H201V218H200ZM222 219H223V218H222ZM222 219H221V220H222ZM224 219H225V218H224ZM224 219H223V221H221L223 224H225V221H227V220H228L229 223H231V222H230V221L232 220L231 218H230L231 220H229V219L226 220V219H225V221H224ZM241 219H242V218H241ZM13 220H14V218H13ZM15 220H16V219H15ZM49 220H48L47 222L51 223ZM53 220H55V219L52 218V221H53ZM65 220H66V219H65ZM89 220H90V219H88V221H89ZM98 220H99V221H98ZM119 220H120V219H119ZM161 220H162V219H161ZM171 220H172V219H171ZM177 220H178V218H177ZM177 220H176V221H177ZM179 220H178V222H179ZM185 220H187V219H185ZM202 220H201L200 224L203 223V225H201V226H199V227L201 228V231H203V230H204V231H203V232H199V233H204V232H205V234H206V233H207L206 230L210 233V232H211L210 227L208 228V226H207V225H208V224H207V223H208V220H207V223H206V220H204V222H203ZM262 220H263V217H262ZM56 221H57V219H56ZM75 221H76V220H75ZM77 221H78V220H77ZM93 221H94V222H93ZM101 221H102V222H101ZM121 221H122V220H121ZM138 221H139V220H138ZM176 221H175V222H176ZM210 221H211V220H210ZM213 221H214V220H213ZM215 221H216V220H215ZM215 221H214V222H215ZM242 221H243V220H242ZM263 221H264V220H263ZM8 222H9V220H8ZM21 222H22V221H21ZM62 222H64V221L62 220ZM66 222H67V221H66ZM66 222H65V223H66ZM71 222L73 223V220H72ZM96 222H98V223H96ZM116 222H117V221H116ZM116 222H115V223H116ZM122 222H123V221H122ZM165 222H166V221H165ZM185 222H186V221H185ZM234 222H236V221H234ZM244 222H245V221H244ZM261 222H262V221H261ZM32 223H33V224H32ZM40 223H41V224H40ZM49 223H47V224H49ZM52 223H53V222H52ZM56 223H58V222H55V221H54V224H56ZM60 223H59V224H60ZM87 223H88V222H87ZM95 223H96L97 225H96ZM100 223H101V224H100ZM125 223H126V222H125ZM167 223H168V222H167ZM195 223H198V224H199L198 221L195 222ZM210 223H211V222H210ZM215 223H216V222H215ZM229 223L226 222L227 227L230 225ZM239 223H240V221H239ZM77 224H79V223H77ZM77 224H76V225H77ZM94 224H95V225H94ZM111 224H112V223H111ZM156 224H158V223H156ZM156 224H155V225H156ZM169 224H170V222H169ZM177 224H178V223H177ZM198 224H197L196 226H198ZM223 224H222V225H223ZM228 224H229V225H228ZM240 224H241V223H240ZM244 224H245V223H244ZM244 224H242V226H243ZM262 224L264 225L263 222H262ZM21 225H22V223H21ZM31 225H30L29 227H31ZM73 225H74V224H73ZM117 225H118V223H117ZM126 225H127V223H126ZM162 225H163V224H162ZM175 225H176V224H175ZM184 225H185V224H184ZM186 225H187V224H186ZM188 225H190V224L188 223ZM193 225H194V223H193ZM14 226H15V225H14ZM67 226H68V225H67ZM67 226L65 227L66 229H67ZM74 226H75V225H74ZM95 226H97V227H95ZM110 226H111V225H110ZM123 226H124V225H123ZM158 226H159V225H158ZM206 226H207V227H206ZM230 226H231V225H230ZM11 227L13 228V225L10 226L9 229H11ZM48 227H49L50 229H49ZM60 227H62V226H60ZM60 227H58V228H60ZM89 227H88V228H89ZM111 227H112V226H111ZM124 227H125V226H124ZM124 227H123V228H124ZM169 227H170V226H169ZM172 227H173V226H172ZM178 227H179V226H178ZM189 227H190V226H189ZM191 227H192V224H191ZM194 227H195V226H193L192 229H194ZM199 227H196V228H199ZM203 227H204L206 230H205ZM213 227H217V228H218V225L216 226V224H215V226L213 225ZM58 228H57V229H58ZM62 228H63V227H62ZM62 228H60V229H62ZM106 228H107V227H106ZM108 228H110V227H108ZM116 228H117V226H116ZM118 228H119V229H118ZM118 228H117V231L119 230V232H121L122 228L120 229L119 226H118ZM127 228H129V227H127ZM152 228H153V227H152ZM159 228H160V227H159ZM180 228H181V226H180ZM187 228H188V226H187ZM202 228H203V229H202ZM217 228H215V229L218 231ZM228 228H229V229L226 228V229H224V230H228V232H230L229 230H230V228L232 229V227H228ZM5 229H6V228H4V232L7 231V230H5ZM14 229H15V228H14ZM19 229H20V227H18V230L16 229V233H18V231L21 230V229H20V230H19ZM33 229H34V230H33ZM46 229H47V230H46ZM66 229H63V231L65 230V232H67V233L70 234V232H68L69 229H67V231H66ZM72 229H73V228H72ZM89 229H90V228H89ZM153 229H154V228H153ZM157 229H158V227H157ZM160 229H161V228H160ZM160 229H159V230H160ZM173 229H175V228H173ZM211 229H212V228H211ZM48 230H49V231H48ZM51 230H52V231H51ZM87 230H88V229H87ZM90 230H91V229H90ZM103 230H104V229H103ZM109 230H110V229H109ZM127 230H128V229H127ZM165 230H166V229H165ZM177 230H178V229H177ZM182 230H183V228H182ZM184 230H185V229H184ZM198 230L200 231V229H198ZM213 230H214V229H212V231H213ZM236 230H237V231H235V233L238 232V230H239V226H238V228H237ZM0 231L2 232L3 229L0 228ZM14 231H15V230H13V232H14ZM36 231H38V232H36ZM46 231H47L48 233L50 232V233H49V236H50V237L48 236V233H47ZM59 231H60V230L58 229L55 233H56L57 235H58V234L60 235V233L63 232L62 230H61L60 232H59ZM88 231H89V230H88ZM92 231H93V229L90 231V234H89V232H87L89 235H88V234H86V235H88L89 238H88V236L85 237L86 240L81 236V241H82V242H83L84 240H85V241L88 240L87 243L84 241L83 244H84V243H85V244H89V243H90L89 241L91 240L90 237L92 236V235H91V234H92ZM106 231H108V229H107ZM163 231H164V230H163ZM193 231L195 232V230H193ZM214 231H215V230H214ZM263 231H264V230H263ZM65 232L62 233V234H66ZM73 232H74V231H73ZM75 232H76V231H75ZM103 232H104V231H103ZM152 232H153V231H152ZM155 232H156V231H155ZM167 232H168V231H167ZM175 232H176V230H175ZM191 232H192V231L189 230V231H188V234L191 233ZM225 232L228 233L227 231H225ZM225 232H224L223 234H225ZM232 232H233V231H232ZM248 232H249V231H248ZM6 233H7V232L3 233L4 235L1 234L0 236L4 237V236L6 235ZM36 233H37L38 235H36ZM39 233H43V234H44V235L41 234V235H42L41 237L43 238V240H41V238H39V235H40ZM51 233L54 234L53 237H51V236H52ZM84 233H85V232H84ZM163 233H164V232H163ZM170 233H171V232H170ZM183 233H185V231H184ZM186 233H187V231H186ZM211 233H212V232H211ZM215 233H216V232H215ZM233 233H234V232H233ZM233 233H231V234H233ZM235 233H234V234H235ZM7 234H8V233H7ZM9 234H10V233H9ZM19 234H20V232H19ZM34 234H35V235H34ZM45 234H47V236H46ZM62 234H61V235H62ZM74 234H75V233H74ZM82 234H83V233H82ZM93 234H94V233H93ZM97 234H98V232H97ZM168 234H169V233H168ZM188 234H186V235H188ZM191 234H193V237H192ZM191 234H190V235H191V238H194V239L190 240V238H189L190 235L187 236V237L189 238V240H190V242H187V243H190V246H189V244H188V245H187V246H188V249H187L188 251H185V252H189V251H190V254H189V253H185V252H184L185 249L182 250L186 255H187V254H188V256L190 255V258L187 256V257H188L187 260L190 262V264H208V262H209L210 260L212 261V259H213L212 256H211V253L214 251V247H215V250L217 249V247L215 246V242H212V241L214 240V239H213V238H214V237H213V234L211 235L212 237L208 235L209 238H208V236H207V234H206V237H207V238H205L206 240H205V239L202 240L204 237L201 236L202 238L200 239V241H199V238H200V237L197 238L198 240L196 239V237H197L196 235H197V234H196V235H195V233H191ZM231 234L228 233V235H231ZM250 234H251V233H250ZM10 235L13 236V233L11 232ZM67 235H68V234H67ZM83 235H84V234H83ZM95 235H96V233L93 235V237H94ZM158 235H160V233H159ZM165 235H166V234H165ZM172 235H173V234H172ZM172 235H171V237H172ZM184 235H185V234H184ZM186 235H185V236H186ZM202 235H204V234H202ZM219 235H220V233H219ZM225 235H226V234H225ZM228 235H226L227 238H228V239L226 238V239H227L226 241L229 240V237L234 236V235H232V236H229V237H228ZM263 235H264V234H263ZM6 236H8V235H6ZM6 236H5L4 238H8V237H6ZM12 236H11V237H12ZM27 236H28V235H27ZM62 236H63V235H62ZM62 236H60V237H61L60 240H64V242H65L67 237L64 236V238L66 237V238L64 239ZM71 236H72V234H71ZM106 236H107V235H106ZM162 236H163V234H162ZM176 236H178V235L176 234ZM180 236H181V235H180ZM195 236H196V237H195ZM221 236H223V235H221ZM236 236L238 237V235H236ZM236 236L232 238V239L235 240V241H236L235 238H237ZM11 237H10V238H11ZM18 237H19V236H18ZM96 237H98V236H96ZM103 237H104V236H103ZM155 237H156V235H155ZM159 237H160V236H159ZM250 237H251V236H250ZM258 237H257V238H258ZM14 238H15V237H14ZM14 238H13V239H14ZM57 238H58V237H57ZM57 238L55 237V238H53V239H57ZM82 238H83V240H82ZM106 238H107V237H106ZM137 238H138V237H137ZM143 238H144V237H143ZM156 238H158V237H156ZM178 238H179V237H178ZM178 238L175 237V239H178ZM216 238H217V237H216ZM21 239H22V238H21ZM23 239H24V238H23ZM32 239H33V237H32ZM39 239H40L41 241H40ZM67 239H68V238H67ZM93 239H94V238H92V240H93ZM127 239H128V238H127ZM139 239H140V238H139ZM152 239H153V237H152ZM165 239H166V238H165ZM165 239H164V240H165ZM167 239H168V238H167ZM220 239H221V238H220ZM220 239H217V240H220ZM222 239L224 240V237H222ZM240 239H241V238H239V239L236 241V245H238V244L240 243V241H241ZM1 240H2V238H1ZM4 240H5V239H4ZM4 240H3V241H4ZM95 240H96V239H95ZM100 240H101V239H100ZM115 240H116V239H115ZM136 240H137V239H136ZM144 240H145V239H144ZM158 240H159V239H158ZM183 240H184V239H183ZM230 240H231V239H230ZM230 240H229V242H230ZM260 240H261V239H260ZM12 241H13V240H11L10 242H12ZM26 241H27V239H26ZM29 241H30V240H28V242H29ZM38 241H39V242H38ZM57 241H58V240H57ZM57 241H54V244H55V246L57 247V249L55 250L54 248H56V247H53L54 252H52V254L55 256V257H53L54 260H53V258H52L53 255L50 256L51 254L48 255V252H44L43 249H42V250L40 249V248H41V243H39V244H40V248L38 247L40 251H39V253H36V254H39V255L41 254V255H42L43 253H42L41 251H43V252H44L43 255H44L45 257H44V256H42V257L45 258V261L48 262V260H49L50 264H51V263H52V264H57V263H58V259L55 260V259H56V256H58L60 253H63L62 250H64L65 247H68V244H66L67 241L65 242V245H67V246H64L63 249H62L63 245L60 247ZM118 241H119V239H118ZM139 241H141V240H139ZM167 241H168V240H167ZM180 241H182V240H180ZM180 241H179V242H180ZM184 241H186V240H184ZM191 241H192V242H191ZM235 241H234V242H235ZM6 242H7V241H6ZM10 242H9V243H10ZM14 242H15V240H14ZM22 242H23V241H22ZM60 242H61V241H60ZM88 242H89V243H88ZM91 242H92V241H91ZM114 242H115V241H114ZM130 242H131V241H130ZM157 242H158V241H157ZM161 242H162V241H161ZM165 242H166V241H165ZM204 242H206V246H208V248H209V247H210V248L212 247L211 252H210V249H207V247L205 246V243H204ZM220 242H221V241H220ZM223 242H224V241H223ZM254 242H255V241H254ZM17 243H20V242L17 241ZM79 243H80V242H79ZM94 243H96V242H94ZM142 243H143V242H142ZM154 243H155V241H154ZM166 243H167V242H166ZM175 243H176V242H175ZM180 243H181V242H180ZM182 243H183V241H182ZM203 243H204V245H203ZM213 243H214V244H213ZM218 243H219V242H218ZM4 244H5V242H4ZM23 244H24V243H23ZM54 244H53V245H54ZM56 244H57V245H56ZM85 244H84V245H85ZM114 244H116V243H113L111 247H113ZM124 244H125V243H124ZM129 244H130V243H129ZM129 244H128V245H129ZM138 244H139V242H138ZM138 244H137V245H138ZM158 244H159V243H158ZM163 244H164V242H163ZM176 244H177V243H176ZM207 244H208V245H207ZM209 244H210V246H209ZM212 244H213V245H212ZM220 244H221V243H220ZM243 244H244V243H243ZM245 244H247V243H245ZM249 244H250V243H249ZM255 244H256V243H255ZM255 244H254V245H255ZM2 245H3V243H2ZM6 245H12V244H6ZM77 245H78V243H77ZM79 245H82V243L79 244ZM90 245H91V244H90ZM137 245H136V246H137ZM154 245H155V244H154ZM161 245H162V244H161ZM199 245H202V247H200V248H203V249L206 248V249L209 251V253H208L207 250L204 249L206 255L208 256V258H206V257L204 256L205 253H202V252H204V251H202V250H200V248H198ZM216 245L218 246V244H216ZM222 245L224 246L225 243H222L221 246H220V248L222 247ZM226 245H228V242H227ZM226 245H225L224 247H226ZM236 245H235V246H236ZM21 246H22V243H21ZM32 246H33V245H32ZM37 246H38V245H37ZM49 246H50V248H49ZM58 246H59L60 248H58ZM72 246H74V245H72ZM86 246H87V245H86ZM115 246H116V245H115ZM126 246H127V245H126ZM155 246L157 247V245H155ZM181 246H182V245H181ZM181 246H180V247H181ZM184 246H185V244H184ZM204 246H205V247H204ZM230 246H231V243H230ZM0 247H2V246H0ZM6 247H7V246H6ZM8 247H9V246H8ZM8 247H7V248H8ZM11 247H12V248H11V251H12V249H13L14 247H13V246H11ZM16 247H17V245H16ZM16 247H15V248H16ZM19 247H20V245H19ZM69 247H70L73 251L76 250L75 248H73V247H71V246H69ZM83 247H85V246H83ZM138 247H139V246H138ZM147 247H148V246H147ZM150 247H152V246H150ZM156 247H155V248H156ZM159 247H160V246H159ZM163 247H164V245H163ZM171 247H172V246H171ZM224 247H222V248H224ZM233 247H234V246H233ZM243 247H244V246H243ZM253 247H254V246H253ZM17 248H18V247H17ZM17 248H16L15 250L13 249V251H15V252L17 251L16 254L13 252L14 255H15V257H13V256H14L13 253L11 254V252H10V254L12 255L14 261H15V258L18 257V255H19V258H21V259L18 258V261L20 260V262H18L17 260H16V261L20 264V263H23L24 260H22V259H23L24 257H25L24 259L27 260V257H26V256H27L29 253H27L26 256L24 255V257L22 258V255L20 256V253L18 254V252H26V251H25L24 249H22V247H21V249H18L19 251L17 250ZM26 248H27V247H26ZM38 248H37V249H38ZM48 248H49V249H48ZM70 248H69V249L67 248V251L64 252V254H65V253L67 254V252L73 254V251H72V252H71V251H70V252L68 251V250H70ZM79 248H80V247H79ZM87 248H88V247H87ZM89 248H90V246H89ZM153 248H154V247H153ZM169 248H170V247H169ZM182 248H183V246H182ZM231 248H232V247H231ZM231 248H230V249H231ZM237 248H239V246H238ZM245 248H246V246H245L244 248H242V250L245 249ZM249 248H250V247H249ZM2 249H3V248H1V250H2ZM4 249H6V248H4ZM28 249H29V248H28ZM58 249H60V250L62 249V250L59 251ZM133 249H136V247L133 248ZM150 249H151V248H150ZM164 249H165V248H164ZM166 249H167V248H166ZM232 249L235 250V248H232ZM232 249H231V251H232ZM1 250H0V251H1ZM20 250H21V251H20ZM57 250H58L59 252H58ZM153 250H155V249H153ZM158 250H159V248H158ZM179 250H180V249H179ZM217 250H218V249H217ZM221 250H222V249H220V251H221ZM223 250H225V248H224ZM246 250H247V249H246ZM246 250H245V251L243 250L244 254L246 253ZM248 250H249V249H248ZM6 251H7V253H8V249H7ZM9 251H10V247H9ZM55 251H57V252L55 253ZM64 251H65V250H64ZM86 251H87V250H85V252H84V250H81V253H82V252H83V253H86ZM89 251H90V250H89ZM111 251H112V250H111ZM131 251H132V250H131ZM165 251H166V250H165ZM201 251H202V252H201ZM226 251H227V253H229L227 249H226ZM236 251L238 252V249H237ZM236 251H234V253H237ZM257 251H258V250H257ZM132 252H133V251H132ZM156 252H157V249H156ZM161 252H162V249H161ZM215 252H216V251H214L213 254H215ZM217 252H218V251H217ZM223 252H225V251H223ZM223 252H222V253H223ZM262 252H263V251H262ZM0 253H1V252H0ZM4 253H5V251H3V254H4ZM46 253H47V254H46ZM49 253H50V252H49ZM54 253H55V254H54ZM79 253H80V252H79ZM99 253H100V252H99ZM99 253H97V254H99ZM104 253H105V254H104ZM145 253H146V252H145ZM151 253L154 254L155 252L152 251ZM159 253H160V252H159ZM159 253H157V254H159ZM162 253H164V252H162ZM175 253H177V251H175ZM184 253H183V255H184ZM207 253H208V254H207ZM227 253H226V254H227ZM241 253H242V251H241ZM248 253H249V252H248ZM10 254H9V255H10ZM22 254H23V253H22ZM30 254H32V253H30ZM36 254H35V255H36ZM45 254L48 255V256H50V257H51V261H53V262H51L50 259H49L50 257L48 258ZM56 254H57V255H56ZM64 254H63V255L60 254V255H59L60 258L57 257V258H59V263H60V264H63V261H61V259L64 258L63 256L66 255V254H65V255H64ZM74 254H75V253H74ZM74 254H73V255H74ZM87 254H88V253H87ZM102 254H104L107 258H106L104 255H102ZM157 254H156V256H159V255H157ZM164 254H165V253H164ZM172 254H174V253H172ZM177 254H179V253H177ZM213 254H212V255H213ZM216 254H217V253H216ZM224 254H225V253H224ZM232 254H233V251H232ZM257 254H259V251L257 252ZM257 254H256V256H254V257L257 258ZM262 254H263V253H262ZM0 255H1V254H0ZM16 255H17V256H16ZM39 255H37V258H38V260H41V261H39V262L41 263V262H43V261H42V258H41ZM81 255H82V254H81ZM83 255H84V254H83ZM85 255H86V254H85ZM100 255H101L102 257L104 256V259L102 258V259H103V262H104L105 259H106V260L110 259V256H108L109 253L107 254L105 251L101 252V253L99 254V256L97 255L99 259L101 258ZM149 255H150V253H149ZM166 255H167V253H166ZM181 255H182V254H181ZM183 255H182V257H183ZM186 255H184L183 259L186 258ZM228 255H230V254H228ZM235 255H237V254H235ZM28 256H29V258H30V255H28ZM33 256H34V254H33ZM38 256H39L41 259H40ZM68 256H69V257H72L71 254H67V255H66V258H67ZM78 256H80V255H78ZM150 256H151V255H150ZM150 256H149V257H150ZM154 256H155V255H154ZM154 256H153V257H154ZM160 256H161V255H160ZM171 256H173V255H171ZM209 256H211V257H209ZM222 256H223V254H222ZM225 256H226V255H225ZM230 256L233 258L234 254H233V256H232V255H230ZM258 256H259V255H258ZM260 256H261V255H260ZM10 257H11V256H10ZM46 257H47V259H46ZM163 257H165V255H164ZM167 257H168V256H167ZM215 257H216V260H215V258H214V260H215V262H216L217 259H218V258H217V257H218V254H217V256L215 255ZM246 257H247V255H246ZM254 257H253V259H254ZM4 258H5V257H4ZM31 258H33V257H31ZM150 258H151V257H150ZM157 258H158V257H157ZM157 258H156V259H157ZM161 258H162V257H161ZM165 258H166V257H165ZM177 258H178V257H177ZM222 258H223V257H222ZM242 258H243V255H242ZM16 259H17V258H16ZM76 259H77V258H76ZM143 259H144V258H143ZM145 259H146V258H145ZM153 259H155V258H153ZM158 259H160V258H158ZM170 259H171V261L173 260L172 258H170ZM183 259H182V260H183ZM207 259H208V260L210 259V260L207 261ZM230 259H231V258H230ZM26 260H25V261H26ZM29 260H30V259H29ZM175 260H176V259H175ZM175 260H174V261H175ZM182 260H180L181 262H174V263H177V264H178V263H179V264H180V263H183V264H184V261L182 262ZM184 260H185V259H184ZM224 260H226V258H224ZM257 260H259V259H257ZM261 260H263V258H262ZM21 261H22V262H21ZM25 261H24V262H25ZM45 261H44V262H45ZM75 261H76V260H75ZM140 261H142V258H141ZM147 261H149V260H147ZM150 261H151V259H150ZM156 261H157L158 263H154V264H160L159 262H160L161 260H156ZM211 261L209 262L210 264H211ZM229 261L231 262V260H229ZM234 261H235V260H234ZM242 261H243V260H242ZM245 261H246V260H245ZM254 261H255V259H254ZM259 261H260V260H259ZM17 262H16L15 264H18ZM44 262H43V263H44ZM47 262H45L44 264H46ZM49 262H48L47 264H49ZM54 262H57V263H54ZM67 262H70V260H69L68 258H67ZM105 262H106V261H105ZM152 262H154V260H153ZM169 262H170V260H169ZM189 262H188V263H189ZM213 262H214V261H213ZM213 262H212V264H213ZM215 262H214V264H215ZM219 262H220V261H219ZM230 262H229V263H230ZM256 262H258V261H256ZM256 262H255V263H256ZM260 262H261V261H260ZM1 263H4V262H1V261H0V264H1ZM25 263H26V262H25ZM25 263H23V264H25ZM59 263H58V264H59ZM72 263H73V262H72ZM83 263H84V262H83ZM83 263H82V264H83ZM138 263H139V262H138ZM149 263H150V262H149ZM171 263H173V261H172ZM185 263H186V262H185ZM227 263H228V262H227ZM5 264H6V261H5ZM7 264H8V263H7ZM106 264H109V263H106ZM147 264H148V263H147ZM152 264H153V263H152ZM164 264H165V262H164ZM166 264H169V263L166 262ZM216 264H218V261H217ZM253 264H254V262H253ZM257 264H259V263H257Z\"/></svg>","mask_w":264,"mask_h":264}]
</instances>
